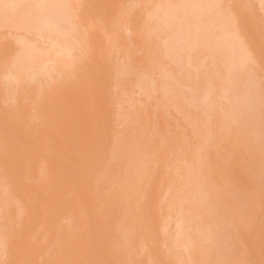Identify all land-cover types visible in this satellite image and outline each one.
<instances>
[{"label":"bare ground","instance_id":"obj_1","mask_svg":"<svg viewBox=\"0 0 264 264\" xmlns=\"http://www.w3.org/2000/svg\"><path fill=\"white\" fill-rule=\"evenodd\" d=\"M15 1L16 0H0V5L2 4L3 5V9L2 10H4L5 12H3L2 10H1V6H0V15H1V13L3 12V13H6V10H9V11H11L10 13L12 14V9L14 10V7H15V9L17 8V6L19 7V4H23L22 6L25 8H23L22 6V8H23V10L27 13L28 11H26V7H28L29 9L30 8H33V7H29V6H31L32 4H33V2H32V4L31 5H29V3L27 4L24 0L22 1H19V0H17V1H19L18 3H17V5H15V4H13V2L15 3ZM30 0H28L27 2H29ZM39 1V0H38ZM46 1V0H45ZM44 0L42 1L41 0V2H40V5H38V3H37V5H38V7L39 6H43V4H45L43 7H48V6H51L50 8L48 7V9H47V7H46V9L48 10L47 11V13L46 14H44L42 11H41V13H43V15L42 14H39L40 12H38V10H36V13L38 12V15L34 12L35 10H33L32 12H34L33 14H34V18H35V20L33 21V14H32V12L30 11V10H32V9H30L29 10V12H31V19H32V21H33V23L35 24V22H37V20L36 19H38L39 21V25H37V23H36V25H37V27L39 26V29L36 27L35 28V26L36 25H34V24H32L31 23V21H30V25L32 24V29L33 28H35L36 29V33L37 32H39L40 31V33H44V32H41V30H43V29H41L44 25H45V28L47 27V26H49L48 28H44L45 30H43V31H48L49 32V30L51 29V31H52V28H54L55 27V31H56V29H58L59 30V32L58 31H56L57 33H60V35L58 34L57 35V33L56 32H54V34L52 33V35L50 34V36H47V35H45V34H43L44 36H46L47 38H48V40L50 39V41H53L54 40V44H56V42L58 41V43H59V46L61 45V47H65L64 46V44L66 43L67 45H68V48H67V50L68 51H71L70 49H74V50H72L73 52H74V54H71V52H64V50H63V52H61L60 53V51H58L56 48H55V50L53 49V48H51L50 49V51L51 52H49V50H47L46 51V49H45V52H48V53H44V54H38V57L40 56V58H42V55L44 56L45 54H47L48 56H49V54L51 53L52 55L53 54H57V57H56V59H58L60 56V58H59V60H61V61H63V60H66L67 61V59H68V62H70L71 61V63H67V65H65V64H62L63 66L65 65V68L63 69L62 67V65H61V68H62V70H60V68H59V65H56V59H53V58H51V57H48V56H46V57H48V59L49 60H51L50 62L52 63L54 60V64L52 65V66H47V65H44L45 64V62L44 61H39L37 58V54L34 52L35 50V48H36V46H33L32 44H37V45H40L39 44V40L37 41L36 39L34 40V39H31V37L33 36V34H32V30H29V29H31L30 27H28L29 25L27 24V22L25 23V22H23L22 20H26V19H21V18H19V20H18V18H14V16L15 17H17V15L15 14V12L17 11H15L13 14H12V16H13V21H12V19L11 20H8V21H6L7 19H10L9 18V16H5V15H3V16H1V18H2V20H1V23H2V21H4L5 20V22L7 23V24H9V27L11 28V25H12V27H13V30L12 31H14V26L13 25H17L18 23H19V25H17V26H20L21 24H20V20H21V22H22V25H21V27L23 26V24H24V28H25V30H28V31H30V33L29 34H31L32 36H30L29 34V36L30 37H28V35H27V33H26V37L25 36H23L22 37V35H20V36H18V35H16V36H14V35H12V37H11V39L13 38V37H15V38H13V40L14 39H16V41H14L15 43H23L22 44V46L20 47V49H17L19 46V44L18 45H16L15 44V46H14V48L12 47L13 45H14V43H13V41L12 40H10L9 39V42H12V45H11V43L9 44V42H8V46L9 47H12L13 48V50H10L11 52L12 51H14L15 53H14V55H16L14 58L15 59H13V60H15V61H12V59L11 60H7L8 62H10L9 64L11 65V61H12V64H13V62L15 63V67H14V65H13V67H12V70H13V68H18V66L19 67H22V69H24V67H26V69L27 68H29V67H31V71L33 72L35 69H37L35 72H34V74L32 73L31 74V72H30V70L29 69H25L27 72H30V73H28L27 74V72L25 71V70H23L22 71V69L21 68H18V69H20L21 71H19L18 73L17 72H14L13 71V74L15 73V78H14V80L16 81L17 79H19V76H21L20 78H21V80L20 81H18L17 80V82L15 83L14 81V84H16V86H17V84H18V86L20 85V83L21 84H25V81L27 80V81H29V80H31L30 78H28V76L29 75H34V77H36L38 74L36 73V72H38V71H42V72H44L45 70H47V71H45L44 73L46 74V72L47 73H49V70H51V68H53L51 71H54V70H58V73L60 74V76H62V72L60 73L59 71H66V72H68L69 74H68V76H66L64 79H62L61 81H57L59 78H60V76L57 78V80H56V75H55V77H54V74L53 73H51V75H53V81L54 82H58L57 83V85H51V87H50V83H48L49 84V86H48V88L46 87L47 86V82H46V80H45V82L46 83H44V82H38L36 85L35 84H32L34 81H31V84H30V86L31 87H33L34 85V87H33V89L32 90H30L29 89V85L27 86L26 84H25V86H19V88H15V85H12L13 83H12V80H13V78L9 81V85H8V83H6L7 81H5L4 82V80H3V82L4 83H6V85H4V87H5V91H7V90H10V87L13 89L11 92H13V93H16V97L18 96V95H23L24 97H25V95L24 94H26V103L23 105V104H18L17 103V101L15 100V98L14 97H12V96H10V95H6V94H8V93H11V92H9V91H7V93L5 94V92H4V95H3V98L5 97V95H6V99L4 98V100L3 101H6L8 98H9V101H10V98H13L16 102L15 103H17V105L18 106H14V107H11L12 105H14L15 103H14V101H12L14 104H12L11 106H9V109L5 106L6 104H4V106L5 107H3L2 105V103H3V101H2V103H0V109L3 111H1L0 112V115H2V116H0V144H1V147L2 148H0V154H2V155H0V157H1V160H0V163H1V165H3V167H4V164H3V162L5 163V162H8V163H12V164H14L16 167H14V169H12V167L10 166V165H7L6 163H5V167H11V168H9L10 170H6V171H4V173L6 172V175L8 176V174H10L9 172H11V173H13V172H15L16 171V169H17V171H16V173H19L20 172V177H18V174H17V177H18V179L20 178L21 180H19V181H17L18 182V184L20 185V186H18L17 187V185H15L16 183L14 182V181H10V180H8V181H10V182H14L13 183V185H12V183H10V182H8V184L7 183H5V184H7V185H5V186H8V187H10V189L12 190V191H18L17 189H19V187L21 188V187H23L24 186V184H25V179L27 178V177H30L31 175H33V171H32V174L30 175V174H28L27 175V171H26V169H23V168H28V169H30V170H33L34 168V165L33 164H37V163H39V162H41V163H39L38 165H41L42 167L44 166V165H46L47 164V162L50 160V162H52V164H48L49 166H45L46 168H49V167H51V170H52V168L55 170V171H51L50 169H46L47 171L48 170H50V171H48V172H45V174L47 173H51L52 174V176H54V175H56L58 172H59V175L57 174L56 175V178L55 177H51L50 176V178L52 179H54L53 180V184H54V186H55V184H57V186L59 185V184H61L62 183V181H64V179L66 180V181H64V183L63 184H65L66 185V183L65 182H68L69 181V179H74V177H70V176H74V175H71L70 173H72V171H73V173L75 172V173H77V174H75L76 175V178L72 181L73 183H71V180H70V185H69V183H67V185L68 186H71L72 187V185L74 186V188H73V190H72V192L74 193V191H76L77 192V190H78V192H79V188H81V187H83V188H85L87 185H86V183L88 184V180H87V177L88 176H85V174H86V172L89 170V166L91 167V166H96V164L98 165V164H100V165H102L103 167L106 165H103L102 163H104V162H102V161H96V157H95V153L98 151V153H100V151L102 150L100 147H104V146H102L100 143L97 145V142H98V139H99V137H100V134H101V137H102V135H105V134H103L102 132H107V131H104V130H102L101 131V128L103 127V124H105L106 122L105 121H108V122H110L108 119V116H106V115H108V114H110L111 112H110V110H109V108L111 107V108H113L112 106H110V102H109V98H110V96H108V95H106L107 93L106 92H108V91H110L111 89H109L110 88V86L112 87V85H113V81H111V79H113L114 78V75L116 74V75H119V74H117V73H114V72H116L115 70H114V75H108V73H107V75H106V78L110 81V82H112V84H110V82H108L107 83V79L105 78V73H102L103 71H104V68L105 69H112V71H113V69H114V66H112V65H114L115 63H113L112 64V62H113V60H112V57H113V55H111V54H114V49H113V51H111V54L109 53V52H107V54H106V56H107V58H108V56H110V58H109V60H112V61H108V59L106 58V59H102L104 56V53H106V51L107 50H109V49H111V48H116V47H118V42L119 43H122L121 41H123V39H124V37H125V39H124V43H122L123 44V46L124 45H127V43H129V42H127V41H125L127 38V36H126V34H122V37H121V33H125L124 32V30L127 28V25H128V22H135L136 21V19H138L137 17H139V16H141V15H139V10H137V12L138 13H136L134 10H135V7H136V9H137V6H138V9H140L141 7L142 8H146V10H147V20L149 21V22H151V20L153 19L154 21L155 20H157V18H158V20H157V23H158V21H163L165 24H167L166 26H161V27H170L171 29L170 30H172V27L173 26H175V27H173V28H175V29H173L171 32H173L172 34H174V35H170L171 36V38L172 39H170V37H168V42L165 40V45H166V47H168L169 45L170 46H172L171 48H166L167 50L168 49H170L168 52H169V58L171 59V57H173L174 59L175 58H177L175 61H173V63L174 62H176L177 63V65H175V66H177V67H179V65H180V63H181V65L182 66H189V67H193L192 69H194V72H196V70H197V73H194L193 72V70L192 69H187L186 67H182L181 68V65H180V67H179V69H181V70H183V72H187L186 73V75H185V73L183 74L184 76V78H185V81H184V79L182 78V80L184 81V82H187L188 80V78L191 76L190 74H192V76L193 75H196V74H200L201 73V71L203 72H205V70L207 69H209V71H206L204 74H205V76H208V75H211V76H208L207 77V80L209 81V83L208 82H205V79H206V77H204V74L202 73V76H201V74H200V76L201 77H199L198 75V77H195V81H197V83H195V86H194V84H193V86L192 85H190V86H185V90L186 91H182V88H184L183 86L184 85H179L178 86V88L180 89V87H181V90H179L178 88H176V89H178L179 91H177V93L178 92H180V91H182L183 93H180V96L176 93V92H171V90L172 91H175V88H174V86H172V85H170L171 84V82H169L170 84L169 85H167V83H164V85L163 86H169V87H173V89H169V91H170V93H176L179 97H178V99L180 98V97H185L186 96V99L188 98V96H189V98H188V101H187V103H186V100H183L184 102H185V104H184V102H183V105H185V107H187V111H188V106L189 105H191V107H192V104H193V106L195 107V108H199V107H204V106H206V108H207V105H208V102L207 103H205L206 101H209V99L211 98L212 99V97H214V98H216V99H214L215 101H213V102H211V103H213V104H209V105H211V107H213L214 106V104H221V103H224V101L227 103L228 101H229V99L228 98H230V96H231V94H228V93H226V94H228V96L225 94V92H228V91H230V92H232V91H234V93L236 92L237 93V95H233V96H231V105H233V113H234V116L232 115L233 113H232V111L230 112L231 114H227V116H229V117H231V115L233 116L232 118H230V119H232V120H236V119H233V118H238V119H240V121H244L245 123L244 124H246L245 125V129H246V127L248 128V130L250 131V132H252L253 134H254V137L253 138H255V140H257V142H256V144H257V146H255L254 145V140H253V138L251 139V140H253V142L252 141H250V142H252L253 144H252V146L250 145V148H252L253 147V145H254V147L252 148V151H253V149L255 148L256 150L254 151V152H252L250 149L248 150V148H249V146H248V148H247V144H244L245 142H243V140H245L246 141V143H247V139L248 138H251L250 137V135H249V137L248 138H244V136H243V134H241L240 136V138H242V141H240V140H237V145H240V146H242V144L247 148V152L249 151V153H250V151H251V155L254 153V162L251 160V163H253V165L257 162V160L256 159H258L259 160V164H255L254 166L256 167L255 168V171L253 172L254 174H255V176H258V178L259 177H263L264 178V113H262V110L261 109H259V107H260V105H262V107H264V105H263V94H261V92H262V90H261V88L260 89H258L259 87H261L260 86V83H257L258 81V78L257 77H261V75H260V71H259V74H258V76L256 77L254 74L256 73V71H255V73H253L254 71H253V69L254 70H256V68L258 69V67L257 66H259V63L257 62V60L258 61H260L259 60V58H261V56H259L260 54L259 53H262L263 51V48H261V51L262 52H258V55H257V50L254 48V45H251V47H250V43L251 44H253L252 42H254L255 41V39H252V40H254V41H251V39H247L245 36H241V37H243V39L242 38H240V35L242 34L241 32H242V30H239L240 32L238 33L237 32V25H239L238 23L240 22H238L237 23V18H235L234 16H232V18L231 19H228L226 16H224L223 15V10H222V12L221 11H219L220 10V8H221V6H223V4H224V2H223V4L221 5V1L220 0H52V1H50V0H47V2L46 3H43V2H45ZM23 2V3H22ZM31 2V1H30ZM48 2H54L53 4H51V5H47V3ZM8 3H11V6H12V4H13V6L12 7H8V8H6L7 7V4ZM27 4V5H25L24 6V4ZM49 3V4H50ZM140 4H141V7H140ZM4 5H5V8H4ZM29 5V6H28ZM35 4H33V6H34ZM130 5H134V6H131V7H133V9L131 8V9H128V11L126 10V8L127 7H129ZM127 6V7H126ZM144 6V7H143ZM226 5L224 4V8H226L225 7ZM20 7V12L21 11H23L22 10V8ZM38 7L36 8V5H35V7L33 8V9H38ZM140 7V8H139ZM262 7V6H261ZM11 8V9H10ZM263 8H264V5H263ZM18 9V8H17ZM227 9H229V8H227ZM19 10V9H18ZM28 10V9H27ZM50 10V11H49ZM132 10V11H134L135 12V15H137L136 17H135V15L133 16V12L131 13L130 11ZM225 10V9H224ZM39 11H40V9H39ZM19 12V13H20ZM231 12H232V10H231ZM22 13V12H21ZM20 13V14H21ZM111 13V15H109ZM238 12L236 11L235 13H231V14H237ZM248 13V12H247ZM17 14H18V12H17ZM29 14V13H28ZM131 14H132V16H131ZM141 14V13H140ZM251 14V13H250ZM25 15V14H24ZM23 14H21V16H23V18L25 17ZM117 15H118V17H117ZM139 15V16H138ZM230 15V14H229ZM237 15H239V16H241L239 13L237 14ZM249 15V14H248ZM19 17H21L20 15H18ZM48 16H51V17H54L55 16V18L54 19H50V18H48ZM4 17H6V18H4ZM27 17V21H28V18H30L28 15L26 16ZM115 17H117L116 18V20L114 19L113 20V18H115ZM0 18V19H1ZM239 18V17H238ZM16 19L18 20V21H16ZM45 19H47V20H45ZM48 19H50L51 20V22L48 20ZM15 20V21H14ZM239 20V19H238ZM40 21H42V22H44V23H42V24H44L42 27H41V24H40ZM4 22V23H5ZM11 22V23H10ZM13 22V23H12ZM18 22V23H17ZM48 22V23H47ZM17 23V24H16ZM50 23L52 24V25H54V27L52 26V25H50ZM73 23H75V24H78V25H73ZM115 23V24H114ZM117 23H119V24H117ZM124 23H126L127 25H125L124 26ZM136 23H137V26H138V30H139V32H142V29L144 30V32H148V27H149V23H147V21H142L141 20V18H139V20H137L136 21ZM236 23H237V25H236ZM117 24V25H116ZM250 24H252V23H250ZM0 25H2V24H0ZM6 24H4V26H5ZM25 25H26V27H28L29 29H27L26 27H25ZM146 25H147V27H146ZM161 25H162V22H161ZM253 25H255L254 23L252 24V25H250V26H252L253 27V29L254 30H256L255 28L256 27H254ZM17 26H16V28H17ZM34 26V27H33ZM116 26H117V28H116ZM119 26V27H118ZM151 26V25H150ZM172 26V27H171ZM256 26V25H255ZM5 27H7V26H5ZM52 27V28H51ZM121 27V28H120ZM126 27V28H125ZM239 27V26H238ZM258 27V26H257ZM3 29L0 31V32H5V35L3 34L2 35V33H0L1 35H0V37L2 38V39H0V44H4L5 42H7L8 41V39L6 38V36L8 37V35H6V30H9L10 32V36H11V30H10V28H8L7 27V29L5 30V28L4 27H2ZM18 28H20V27H18ZM17 28V30H19ZM24 28H22V29H24ZM116 28V30H114ZM118 28H120V29H118ZM122 28H124L123 30H121ZM240 28V27H239ZM259 28V27H258ZM257 28V29H258ZM21 29V30H22ZM34 29V30H35ZM48 29V30H47ZM241 29V28H240ZM252 28L250 27V29L249 30H251ZM4 30V31H3ZM24 30V31H25ZM34 30H33V32H34ZM121 30L122 32H119V31ZM126 30H128L129 31V33H130V29L128 28V29H126ZM61 31V32H60ZM117 31V32H116ZM128 31H126L127 33H128ZM8 32V31H7ZM15 32V31H14ZM19 32V31H18ZM17 32V33H18ZM63 32H65V33H68V34H64ZM16 32H15V34H17ZM20 34H21V31L19 32ZM239 34V36H238V34ZM241 33V34H240ZM13 34V33H12ZM25 34V33H24ZM23 34V35H24ZM62 34H64V36L62 35ZM70 34V36H69V39H68V37H66V35H69ZM36 35V34H35ZM34 35V36H35ZM42 35V36H43ZM48 35H49V33H48ZM123 35H124V37H123ZM138 35H140V34H138ZM137 35V37L136 38H139L140 39V37ZM242 35H244V34H242ZM9 36V37H10ZM33 36V37H34ZM54 38H52V37ZM54 36H56V37H54ZM59 36V37H58ZM66 37V38H62V37ZM120 36V37H119ZM174 36V37H173ZM28 37V38H27ZM38 37H40V35L38 36ZM119 37V38H118ZM244 37H245V39H244ZM59 38H61V40L62 39H64L63 41L64 42H62ZM70 38H72L73 40H72V42L71 41H69L70 40ZM120 38H122V39H120ZM173 38H174V40H173ZM253 38H255V37H253ZM6 40L4 43H2V41L1 40ZM28 39H31V40H28ZM53 39V40H52ZM120 39V40H119ZM144 40L145 42H148V40H147V38L145 37V36H142L141 37V40ZM257 39V38H256ZM27 41V44H28V41L31 43H29V45H27V44H24L25 42L24 41ZM117 40H119V41H117ZM171 40H173V41H171ZM250 40V41H249ZM33 41H34V43H33ZM36 41H37V43H36ZM56 41V42H55ZM60 41L62 42V43H60ZM67 41H68V43H67ZM103 41L105 42V43H103ZM116 41H117V44H116ZM69 42H71L70 44H72V46H70V44H69ZM125 42H127V43H125ZM256 42H257V40H256ZM169 43V44H168ZM170 43H172V45L170 44ZM104 44L106 45V47L104 46ZM7 45V44H6ZM58 45V44H57ZM117 45V46H116ZM202 45H204V46H207L208 45V49H209V46L210 47H212V50L209 52L208 51V49L207 50H204L203 48V46ZM1 46V45H0ZM45 46V45H44ZM47 47H48V45H46ZM46 46L44 47V48H46ZM50 46V45H49ZM116 46V47H115ZM150 46V45H149ZM169 46V47H170ZM198 46V47H197ZM201 46H202V49L204 50V53H203V50L201 49ZM2 47V46H1ZM17 47V48H16ZM39 47V46H38ZM52 47V46H51ZM69 47H71V48H69ZM119 47H120V45H119ZM248 47H250V48H248ZM16 48V49H15ZM43 48V46L41 47L40 46V49L42 50V49H44ZM109 48V49H108ZM196 48V49H195ZM2 49H4V50H8V54H9V49H5V47H3ZM17 50V52L15 51V50ZM65 49V48H64ZM194 49V52H192V53H194V54H196V55H198L197 53L199 52H201V60H200V57H199V59H197L198 57L197 56H194V57H196V58H194V62L196 63V64H198V65H200L201 63L202 64H204L202 61L203 60H205L206 61V64H210L211 65V63H213L214 64V62H208L207 63V60L208 61H210L211 60V58L213 57V59H216V65H213V66H216L215 68H217L216 70H214V68H209V66L208 65H206V64H204V65H202V66H204L205 67V65H206V67L204 68V70H203V68H202V70L200 69L201 68V65L200 66H198L197 68L196 67H194V66H197V65H194L193 63L194 62H192V60L191 59H189L188 58V56H189V54H190V52L192 51ZM255 51H254V50ZM55 52H54V51ZM57 50V51H56ZM151 50V48L148 50V52ZM153 50H156V49H152V51L147 55V57L146 58H144V60H143V64H144V66H149L150 65V67H152L153 69L155 68V67H157V64H158V62L159 61H161V60H159L158 58V60L159 61H157L156 63H155V61H154V59L155 58H153V56H159V55H153L152 53H153ZM167 50H165L164 52H166ZM195 50H199L198 52L197 51H195ZM210 50V49H209ZM250 50V51H249ZM251 50H253V51H251ZM65 51H66V49H65ZM103 51H105V52H103ZM0 52H2V50L0 51ZM4 52V51H3ZM10 52V53H11ZM56 52H59V53H56ZM72 52V53H73ZM100 52H102V53H100ZM113 52V53H112ZM197 52V53H196ZM207 52V53H206ZM65 53V54H64ZM155 53H157V50H156V52ZM202 53H203V56H202ZM207 54V56L205 57V58H202V57H204L206 54ZM251 53H255L254 55L256 56V58H257V60L254 58V57H252L253 56V54H251ZM3 53H0V58L3 60V58H10V57H8V55H4V54H7L6 52H4V57H2L3 55H2ZM12 54V53H11ZM58 54H59V56H58ZM61 54H64L63 56L61 55ZM66 54L68 55V56H66ZM72 56H71V55ZM96 54H97V56H98V54H100L101 56H103V57H101V60H104L102 63H101V61H99L100 59V56L97 58L96 57ZM205 54V55H204ZM209 54V55H208ZM75 56V58H79V60H76L75 58H73L74 56ZM166 55H168V54H166ZM191 55V54H190ZM193 55V54H192ZM263 55V54H262ZM6 56V57H5ZM51 56V55H50ZM54 56V55H53ZM67 57V58H65V57ZM70 56H71V58H73V59H71L70 58ZM186 56V57H185ZM199 56V55H198ZM19 57V58H18ZM65 59H64V58ZM87 57H89V59L87 58ZM193 57V56H192ZM259 57V58H258ZM6 58V59H7ZM51 58V59H50ZM91 58V59H90ZM105 58V57H104ZM162 59H163V57H161ZM172 58V59H173ZM251 58H253V59H251ZM6 59H4L5 61H6ZM45 59V58H44ZM53 59V60H52ZM75 59V60H74ZM113 59H115V57H113ZM156 59V60H157ZM169 59V60H170ZM173 59V60H174ZM186 59V60H185ZM195 59H197L198 61H196ZM249 59H251V60H249ZM2 60H0V66L1 65H3V66H1V67H3V68H5V66H4V62L2 61ZM70 60V61H69ZM72 60H73V63H72ZM88 60V61H87ZM98 60V61H97ZM178 60V61H177ZM199 60H200V62H199ZM217 60H219L220 61V64H219V62L217 61ZM252 60H256V62H257V66H255L256 65V63H254V65H252L253 63L252 62H255V61H252ZM1 61H2V64H1ZM48 61V60H47ZM74 61L76 62V63H74ZM163 61V63L161 62V64L160 65H158L159 66V68H155V69H159L160 71H161V69L163 68V66H162V64H164V59L162 60ZM180 61V62H179ZM192 63H191V62ZM251 62V63H249V62ZM8 62H7V64H8ZM58 62V61H57ZM60 62V61H59ZM105 62H109V63H107L108 65L110 64V66H108ZM168 62V61H167ZM179 62V63H178ZM197 62H199V63H197ZM217 62H218V64H217ZM91 63V64H90ZM99 63H101L102 65H103V68H102V66H101V64H99ZM121 63H122V61H121ZM5 64H6V62H5ZM6 64V65H7ZM9 64L7 65L8 66V68L6 67V69H4L3 71L4 72H6L5 70H7V72H6V74L8 73V70H10L11 69V66L9 67ZM72 64V65H71ZM90 64V65H89ZM95 64H99L100 66H97L96 67V65ZM104 64H106L107 66L105 67L104 66ZM118 64V63H117ZM115 64V67L117 68V66L120 64ZM146 64V65H145ZM249 64H251V67H253V66H255V67H253L252 68V73H250V72H248L247 71V69L249 68L248 66H249ZM263 64V63H262ZM45 67H44V66ZM69 65L71 66V67H69ZM117 65V66H116ZM125 65H127V64H125ZM125 65H121L120 64V66L122 67V69L120 68V67H118L119 69L117 70V71H124V68L126 67V69H128V67L127 66H125ZM167 66L168 65H170L169 63H167L166 64ZM218 65H220L219 66V70H218ZM36 66H43L44 68H42V69H40V70H38V67L36 68ZM57 68H56V67ZM82 66H83V70L81 69L82 68ZM91 66V67H90ZM92 66H94V68L92 67ZM129 67L131 66V64H129L128 65ZM160 66H161V68H160ZM173 66V65H172ZM34 67V70L32 69ZM46 67H48V69L46 68ZM51 67V68H50ZM70 69H69V68ZM100 67V68H99ZM113 67V68H112ZM177 67H172V68H177ZM250 67V68H251ZM2 68V69H3ZM50 68V69H49ZM55 68V69H54ZM72 68V69H71ZM90 68H92V69H90ZM146 68H148V67H146ZM146 68H144V70L146 71L147 69ZM169 68V67H168ZM184 68V69H183ZM80 70V73H76V70ZM89 69V70H88ZM94 69V70H93ZM101 69V70H100ZM151 69V68H150ZM150 69H149V71H150ZM155 69L153 70V74L155 75V73H156V75L158 76V72L157 71H159V70H157L156 72H155ZM173 69V70H174ZM179 69H177L178 70V72H180V74L177 72V70H176V73L178 74H176L175 73V71H174V73L172 74V75H170L171 77H173L172 79L171 78H169L171 81H173V79H174V82H176L177 83V81L179 80V82H180V80H181V78H180V76L182 75L181 73H182V71L180 70L179 71ZM186 69V70H185ZM211 69H213V71H216L215 73V76L220 80V83H218L219 82V80L216 78V77H214V76H212V73L214 74V72H211L210 70ZM12 70H10L9 72H12ZM93 70V71H92ZM143 70V71H144ZM152 70V69H151ZM185 70V71H184ZM192 71L191 73H189L190 71ZM200 71V73H198L199 71ZM2 71V72H3ZM50 71V72H51ZM64 71H63V74H65L64 73ZM87 71H88V73H87ZM102 71V72H101ZM120 71L118 72V73H120ZM141 72L140 74H141V76H139V78L140 79H142V81H144V77H146V78H148L147 77V75H146V73L145 72ZM149 71H147V72H149ZM159 71V74H163V76L165 75L162 71H164V68L162 69V71L160 72ZM218 71H220L221 72V76H222V80H223V82H225V86H224V90H226L227 89V91H225V92H223V91H220V88L223 86H221V79H220V76L218 77V75H217V73H218ZM22 72V73H21ZM170 72V73H171ZM211 72V73H210ZM27 74V75H25V74ZM43 73V74H44ZM136 73V72H135ZM145 73V74H144ZM150 73V72H149ZM148 73V74H149ZM210 73V74H209ZM258 73V72H257ZM256 73V74H257ZM2 74V73H1ZM6 74H4V75H6ZM19 74V75H18ZM21 74V75H20ZM23 74H24V76H23ZM35 74H36V76H35ZM43 74H41V76L43 75ZM44 74V75H45ZM100 74V75H99ZM103 74V75H102ZM140 74H136V78H138L137 77V75H140ZM152 74V71H151V73H150V75H153ZM176 74V75H175ZM40 75V74H39ZM43 75V80L46 78V76H48L49 77V75L47 74V75H45L44 76ZM74 75H76V77L74 76ZM153 75V76H154ZM173 75H175V76H179L178 78H176L175 76H173ZM7 76V75H6ZM12 76H14V75H12ZM18 76V77H17ZM25 76H27L26 78H25ZM70 76V77H69ZM72 76L74 77V79H76L77 77H79L80 79H76L77 81L79 80L80 82H75L73 79H72ZM99 76H101L100 78H99ZM102 76H104L103 77V79H102ZM109 76V77H108ZM113 76V77H112ZM120 76H122V73H120ZM144 76V77H143ZM169 76V77H170ZM187 76H189V77H187ZM33 77V76H32ZM33 77V78H34ZM45 77V78H44ZM47 77V78H48ZM110 77H112V78H110ZM118 77V76H117ZM117 77H116V80H117ZM151 78H152V76H150ZM156 77V76H155ZM161 77L162 76H160V79H161ZM167 77V76H166ZM202 77H204V79L202 78ZM5 79L7 78V77H4ZM9 78H11L10 76L8 77V79ZM50 78V77H49ZM67 78H71L72 80H66ZM149 78L148 79V81L147 80H145L146 82H148L147 84L149 85H152L153 83L152 82H154V86H155V84H156V81H155V79L154 78ZM165 78V77H164ZM191 78H193V77H191ZM200 78V79H199ZM201 78H202V80H204L203 82H205V83H208L207 85L205 84V83H203L202 82V80H201ZM209 78L211 79V80H209ZM216 78V79H215ZM22 79H24V80H22ZM26 79V80H25ZM37 79V78H36ZM96 79H100V81H96ZM104 79L106 80V82H103L104 81ZM139 79V80H140ZM151 79V80H150ZM168 79V80H169ZM177 79V80H176ZM217 80V81H214V80ZM35 80V79H34ZM50 80H52L51 78H50ZM56 80V81H55ZM60 80V79H59ZM113 80H115V79H113ZM152 81V82H150V81ZM166 80V79H165ZM191 80H193V79H191ZM198 80H200V82L198 81ZM0 81H2V79L0 80ZM62 81H64V83H65V85H64V83H62ZM95 81V82H94ZM144 81V82H145ZM211 81V82H210ZM261 81V80H260ZM3 82H1L2 84H4ZM23 82V83H22ZM48 82H49V80H48ZM52 82V81H51ZM59 82H61V84L59 83ZM68 82V83H67ZM103 82V83H102ZM139 84H140V86L142 85V83H141V81H137ZM161 83H162V81H160ZM192 82V81H191ZM194 82V81H193ZM201 82H202V84H201ZM213 82H215V83H217L218 85L220 84V86L221 87H219L218 85H215V83H213ZM67 83V84H66ZM97 83H99L98 85H99V87L102 89V88H104V89H102L103 90V93L106 95V97H107V99L104 97V98H101V97H103L104 95H103V93H102V91H101V89L99 88H97ZM102 83V84H101ZM107 83V84H106ZM181 83H183L182 81H181ZM181 83H177V84H181ZM201 85H200V84ZM214 84V85H212L213 87H210V85L211 84ZM263 83H264V81H263ZM263 83H261V84H263ZM28 84V83H27ZM38 84H40V86H37ZM43 84V85H42ZM45 84V85H44ZM53 84V83H52ZM54 84H56V83H54ZM58 84H60V85H58ZM63 84V85H62ZM104 84H106V85H104ZM110 84V85H109ZM139 84H138V86H139ZM147 84H144L143 83V86L142 87H144V86H148ZM183 84H190V81L189 82H187V83H183ZM196 84H199V86L198 85H196ZM203 84H205L204 85V87L202 86ZM224 84V83H223ZM1 85V84H0ZM96 85V86H95ZM108 85V86H107ZM153 85H152V87L151 86H148L147 88L145 87V88H143L144 90H146V89H148V91H149V89H150V91H149V94L151 93V90H153L154 88H153ZM6 86H7V88H6ZM14 86V87H13ZM17 86V87H18ZM27 86V87H26ZM219 88H218V87ZM259 86V87H258ZM1 87H2V85H1ZM9 87V88H8ZM38 87V88H37ZM46 87V88H45ZM50 87V88H49ZM108 87V88H107ZM141 87V88H142ZM159 87V86H158ZM161 87H162V85H161ZM188 87H190V89L188 88ZM205 88V90H207L206 92H204L205 90L203 89V88ZM208 87H210V88H213L214 90H218L219 92H222V94L224 93L225 94V96H227L226 97V99H228V100H225V96L223 97V95L221 94V93H217L218 94V96H216L217 94H215L214 96H209V94L210 95H212L211 94V90L212 89H210V88H208ZM216 87V88H215ZM257 89H256V88ZM37 88V89H36ZM107 88V89H106ZM218 88V89H217ZM15 89V90H14ZM19 89V91H17V90ZM109 89V90H108ZM156 89V88H155ZM163 89H167V91H166V93L164 94V95H169V93H167L168 92V87H165V88H163ZM204 91H203V90ZM208 89H210L209 91H208ZM223 89V88H222ZM263 89V88H262ZM98 90L99 91H101V93H99L98 92ZM259 90V91H258ZM260 90H261V92H260ZM2 91V90H1ZM105 91V92H104ZM154 91V90H153ZM164 91V90H163ZM192 91V92H191ZM216 91H215V93H216ZM100 94V95H98V93ZM146 92H147V90H146ZM185 92H187V94H188V96L185 94ZM191 92V93H190ZM214 91H212V93H213ZM229 92V93H230ZM263 92H264V90H263ZM110 93V92H109ZM148 93V92H147ZM156 92H154V94H155ZM189 93L190 94H192L193 96H191V98L193 99L192 101H191V99H190V95H189ZM233 93V92H232ZM1 95L0 96H2V92L0 93ZM181 94H183V96L181 95ZM184 94H185V96H184ZM197 94H198V96H197ZM199 94H201L200 95V98L198 99L199 101H200V103L202 102L203 103V105H202V103L200 104L199 102H198V104H197V101L198 100H196V102H195V98L197 99L198 97H199ZM214 94V93H213ZM222 95V97L224 98V101L222 102L221 100H223V98H221L220 99V97H219V95ZM12 95H15V94H12ZM103 95V96H102ZM111 95V94H110ZM173 95V94H172ZM177 95L176 96H174V97H172L173 99L174 98H177ZM230 95V96H229ZM20 96H19V99H20ZM24 97H23V99H24ZM210 97V98H209ZM218 97V98H217ZM0 98H2V97H0ZM18 98V97H17ZM16 98V99H17ZM161 98V97H160ZM159 98V99H160ZM13 99H11V100H13ZM105 100V101H108V103H106L107 105H108V110H109V112L110 113H108L107 114V112H106V107H107V105L105 104V105H103V100ZM162 99L164 100V98H163V96H162ZM184 99V98H183ZM212 99V100H213ZM219 99H220V102H217V101H219ZM163 100H161V103H163V102H166L165 100L163 101ZM168 100V99H167ZM191 102H193L192 104L191 103H189L190 101ZM212 100H210V101H212ZM9 101H7V102H9ZM141 101H143V100H141ZM160 101V100H159ZM159 101H158V103H157V105H159ZM163 101V102H162ZM179 100H177V102L175 103L176 105H180V103H181V101H179ZM1 102V101H0ZM194 102H195V105L196 106H198V107H196L195 105H194ZM216 102V103H215ZM22 103V102H21ZM24 103V102H23ZM140 103V102H139ZM178 103V104H177ZM189 103V105H187ZM233 103V104H232ZM141 105L139 106V105H137V106H135L136 107V109H137V107L138 108H141V112L140 113H144V111L142 110L143 109V106H142V103H140ZM143 104H144V101H143ZM166 104H167V102H166ZM206 104V105H205ZM225 104V103H224ZM228 104V103H227ZM227 104H225L224 105V107L227 105ZM153 105H155L154 107L155 108H157V105H156V103L155 104H153ZM213 105V106H212ZM231 105H227L229 108H231L232 106ZM132 106V105H131ZM173 107L175 106L174 104L172 105ZM181 106H182V103H181ZM221 106V105H220ZM225 107V109H228V107ZM130 107V106H129ZM129 107H128V109H129ZM133 107V106H132ZM132 107H130V108H132ZM134 107V108H135ZM210 106H208V108H209V110H207L205 107V111H206V113L208 112V111H212V112H210L209 114H211V113H213V115L211 116L212 117V119H213V116L215 115L214 113L216 112V115L217 116H215L217 119H219L221 116L220 115H225V112H224V114H220V113H223V111L221 112V110L220 109H218V110H216L215 112L213 111V110H215L216 108H214L213 107V110L212 109H210L211 108ZM216 107V106H215ZM218 108H220L219 106H217ZM223 107V106H222ZM4 108V109H3ZM110 108V109H111ZM120 108H121V105H120ZM149 108V107H148ZM179 109V113H178V110L177 109ZM182 109V107H175V109L177 110V113L180 115V110ZM194 108V109H195ZM261 108V107H260ZM125 109V108H124ZM127 109V108H126ZM135 109V110H136ZM174 109V108H173ZM194 109L192 110V111H194ZM201 109V108H200ZM221 109H224V108H221ZM224 109V110H225ZM112 110V109H111ZM132 110V109H131ZM135 110H133L134 111V113H135ZM139 109H137V111H138ZM147 110V109H146ZM184 110V109H183ZM185 110V111H186ZM199 110V109H198ZM197 110V113L199 114V111ZM201 110H203V109H201ZM229 110V109H228ZM260 110H261V112H260ZM122 111H123V109H122ZM122 111L121 112H119V113H121L120 115H123L122 114ZM125 111V110H124ZM143 111V112H142ZM149 111V112H148ZM148 111H145V113L147 112V114L148 113H151L150 112V109L148 110ZM152 111V110H151ZM168 111H170V110H168ZM172 111V110H171ZM190 111V110H189ZM226 111V110H225ZM201 112V111H200ZM217 112H220V113H218V114H220V115H218L217 114ZM227 112V111H226ZM264 112V111H263ZM118 113V114H119ZM144 113V114H145ZM196 113V112H195ZM195 113L194 114H192L190 117H193V115H195ZM196 113V114H197ZM228 113H229V111H228ZM20 114H22V115H20ZM137 114H139V113H137ZM143 114V115H144ZM184 114L185 115H183L182 113H181V115L182 116H184V118L183 117H181L183 120H180V121H183V122H185L186 120L188 121V117H189V115L190 114H187V112H184ZM186 114L188 115V116H186ZM208 114V115H209ZM126 115H128L129 116V113L128 114H126ZM126 115L124 116L123 115V117H126ZM152 115H154V114H150V115H147V116H150V118H146L147 120H149L150 122H151V120L153 121V119H152ZM206 115L207 114H205L204 115V117H206ZM7 117V120H5L6 119V117ZM117 116V115H116ZM126 117L127 118V120H128V118L129 117ZM141 116V115H140ZM146 116V114H145V116H143V118L144 117H147ZM185 116H186V118L187 119H185ZM195 116H197V115H195ZM194 116V117H195ZM199 116H200V114H199ZM3 117H4V119H3ZM106 117V118H105ZM139 117V116H138ZM177 117V119H179V117L178 116H175V118ZM219 117V118H218ZM225 117V116H224ZM155 118V117H154ZM201 118H203V117H201ZM106 119V120H105ZM116 119H120V117L118 116V118H116ZM125 119V118H124ZM145 118H144V120H146ZM184 119H185V121H184ZM195 119V118H194ZM206 119H208L207 117H206ZM211 119V118H210ZM215 119V118H214ZM222 119V118H221ZM227 118H225V120H226ZM229 119V118H228ZM227 119V120H228ZM5 120V121H4ZM123 120V119H122ZM146 120V121H147ZM190 120V119H189ZM191 120H192V122L194 123L195 122V120H193V118H191ZM226 120V121H227ZM9 121H11V122H9ZM154 121H157L156 119L154 120ZM187 121H186V123H187ZM204 121H207V120H204ZM214 121V120H213ZM9 122V123H8ZM12 122L14 123V124H12ZM145 122V121H144ZM149 122V123H150ZM208 122H211L210 120L208 121ZM215 122V121H214ZM218 121H216V124H218V125H214V128L216 127V129L215 130H217L218 129V132L217 131H215V130H213V131H215V132H217L218 134L220 133L221 134V132H219L220 130H222V128L221 127H223V129H224V131H228V128H226L225 129V127H224V125L225 124H221L220 122H218ZM229 122V121H228ZM10 123H11V125H10ZM147 124V125H150V124ZM156 123V122H155ZM186 123H184V124H186ZM205 123V122H204ZM211 123H213V122H211ZM211 123H206V125L204 126V125H202L203 127H205V128H207L206 126H208L207 124H211ZM220 123V124H219ZM239 124L238 125H240L241 123L240 122H238ZM115 124H118L119 126H120V124L119 123H117V121L115 122ZM126 124V123H125ZM157 124V123H156ZM156 124L154 125L153 123H152V125H154V128L152 127V129H151V126L152 125H150V127L148 128V127H146V129L148 128V129H151V130H153L154 129V131H155V129H156ZM194 124H196V126L199 124V126H201L200 124H202L200 121H199V123H194ZM194 124H193V126H194ZM244 124L242 123L241 125L242 126H240V127H242V128H244L243 126H244ZM21 125H22V128H21ZM123 125H124V123H123ZM145 125V124H144ZM144 125H142V126H144ZM192 125V124H191ZM213 125V124H212ZM212 125H209V127H211ZM128 125H125V129H127L128 130V128L130 127H128V128H126ZM131 126H133V125H131ZM186 126H187V128L188 127H190V122L188 123V125L186 124ZM217 126H218V128H217ZM221 126V127H220ZM232 126H233V128H235L236 127V124H235V126L234 125H231V128L229 129V130H232ZM192 127V126H191ZM190 127V128H191ZM203 127H201V128H203ZM239 127V128H240ZM104 128V127H103ZM107 128V127H106ZM145 127H143V129H144ZM186 128V129H187ZM193 128H196L195 126L193 127ZM221 128V129H220ZM239 128H235V130L236 131H238L239 130ZM241 128V129H242ZM22 129V130H21ZM120 131H121V127L120 128H118ZM130 129H132V128H129V130ZM238 129V130H237ZM19 130H21L20 132H19ZM117 130V129H116ZM119 130H117V132L119 131ZM126 130V131H127ZM151 130L150 131H148L149 133H151V134H153V133H155L154 131H152L151 132ZM188 130H191L190 132H194L193 130L194 129H188ZM188 130H187V133L189 134L190 132H188ZM197 130H199L200 131V128L199 127H197ZM196 130V133L198 132V135L197 134H195V136L194 137H196V136H199V131H197ZM208 130H210V128H208ZM212 131V132H213ZM223 131V130H222ZM101 132V133H100ZM125 132V131H124ZM132 132V131H131ZM144 132H146L147 134H148V136H144V138H142V142H143V144H144V140L145 139H148V137H150V139H149V142H151L152 141V139H151V137H153V136H151V134H149L147 131H143V133ZM201 132V131H200ZM206 131H203V129H202V132L201 133H203V135L204 136H202L203 137V141H206V143L213 137V139H212V142H216L217 140H220V139H217V140H214L215 138H214V136H211V137H209L210 135H211V133H209V132H207V135H206V133H205ZM211 132V131H210ZM239 132V131H238ZM119 133V132H118ZM133 133V132H132ZM143 133H141L142 135H143ZM185 133H186V131H185ZM184 133V134H185ZM195 133V132H194ZM193 133V134H194ZM223 133V132H222ZM231 133H233V130L231 131ZM32 134V135H31ZM108 133H106V135H107ZM117 134V133H116ZM125 134V133H124ZM127 134L129 135V133L127 132ZM191 134V137L193 136L192 135V133H190ZM213 134V133H212ZM218 134H217V136H218ZM220 134H219V136H220ZM228 134V133H227ZM226 134V135H227ZM10 135H13V136H16L17 137V139H16V142L14 141L13 142V139H10ZM121 136H123V134L121 133L120 134ZM119 135V136H120ZM133 135V134H132ZM150 135V136H149ZM209 135V136H208ZM222 135H224V134H221V136ZM233 135H234V137H232V138H236L237 139V136L233 133ZM245 135V134H244ZM7 136V137H6ZM12 136V137H13ZM107 136H109V135H107ZM130 136V135H129ZM129 136H127L126 137V135H124L123 137L124 138H128ZM135 136H136V134H135ZM185 136V135H184ZM186 136H187V134H186ZM190 136V135H189ZM228 137H229V134L227 135ZM236 136V137H235ZM246 136V135H245ZM248 136V135H247ZM246 136V137H247ZM9 137V139H7ZM104 138L106 137V136H103ZM102 137V138H103ZM122 137V139H124ZM191 137L190 138H188V140L189 139H191ZM194 137L191 139V141L194 139ZM201 137V138H202ZM204 137H205V140H204ZM207 137H209V138H207ZM226 137V136H225ZM18 138H20L19 140H18ZM115 138V137H114ZM140 138V139H141ZM179 140H180V138L179 137H177ZM217 138H220V137H217ZM110 138H108L107 140H109ZM116 139H118L119 140V138H117L116 137ZM128 139H130V138H128ZM132 139H134L133 138V136H132ZM144 139V140H143ZM176 139V138H175ZM183 139H184V137H183ZM187 139V138H186ZM185 139V140H186ZM209 139V140H208ZM227 139V138H226ZM239 139V138H238ZM21 143V142H23V141H25L24 143H21V144H19V142ZM23 140V141H22ZM101 140V139H100ZM111 140V139H110ZM118 140L116 141V142H118ZM184 140V141H185ZM188 140H186V141H188ZM214 140V141H213ZM231 140V139H230ZM250 140V139H249ZM120 141V140H119ZM176 141H177V139H176ZM183 140L182 141H180V142H182V144L181 145H184V142ZM190 141V142H191ZM196 140H193V143L195 142ZM197 141H198V139H197ZM202 141V142H203ZM221 141V140H220ZM220 141H217L218 143H219V147H220V145H221V142ZM223 141H225V138H224V140ZM229 141V140H228ZM239 141H240V143H239ZM108 141H106V143H107ZM114 142V141H113ZM139 142H141V141H139ZM141 142V143H142ZM146 142H147V140H146ZM177 142H179V141H177ZM184 142V143H183ZM190 142H188L189 143V147L190 148H192L191 146H194V144H190ZM200 142V141H199ZM212 142H209V143H212ZM243 142V143H242ZM250 142H249V144H250ZM17 143V144H16ZM125 143V142H124ZM152 143V142H151ZM151 143H150V145H151ZM233 143V142H232ZM236 143V142H235ZM153 144V143H152ZM213 144V143H212ZM216 144V143H215ZM215 144H213V146L215 145ZM222 144H224V142H222ZM231 144V143H230ZM105 145V144H104ZM109 145V144H108ZM107 145V146H108ZM112 145V144H111ZM114 145H119V144H115V142H114ZM121 146H122V144H120ZM117 146L118 148H120L121 146ZM125 145V144H124ZM123 145V146H124ZM147 145H149V144H147ZM185 145H187V147H188V144H186L185 143ZM184 145V146H185ZM191 145V146H190ZM195 145L197 146L198 145V143L196 142L195 143ZM211 145V144H210ZM236 145V144H235ZM234 145V143H233V145L232 146H235ZM236 145V146H237ZM106 146V145H105ZM107 146H106V148H107ZM144 146V145H143ZM146 146V145H145ZM199 146V145H198ZM198 146H197V148H198ZM229 146H231V145H229ZM232 146L230 147V148H232ZM244 146H242V148L244 147ZM99 147V148H98ZM111 147V146H110ZM117 147H115V146H113V148H111V150H114V148L116 149L115 150V152H117ZM131 146H129V145H127V148L124 146V148H126V149H128V148H130ZM150 147V146H149ZM178 147V146H177ZM189 147H188V150H189ZM216 147H217V144H216ZM218 147V148H219ZM239 147V146H238ZM237 147V149H240V148H238ZM105 148V147H104ZM103 148V149H104ZM108 148H109V146H108ZM134 148V147H133ZM145 148V147H144ZM194 148V151L192 152L191 151V149H190V151H191V154L190 155H192L193 153H194V157L196 158V159H201L200 157L202 156V158L204 159L205 158V156L207 155V157L208 158H210V160L212 159V158H214L215 156L213 155L214 154V152H212L211 153V151H209L208 153L205 151L204 152V150L200 147V149H197V150H195L196 149V147H193ZM192 148V149H193ZM211 148V147H210ZM214 148V147H213ZM242 148L240 149V151H242ZM6 149V150H5ZM7 149H9L10 150V152H7ZM13 149V150H12ZM126 149H120L121 151H122V153H123V151H124V153H125V150ZM136 149V148H135ZM142 149H143V147H142ZM141 149V150H142ZM178 149V148H177ZM215 149V148H214ZM226 149V148H225ZM245 148H243V150H244ZM258 149L260 150H262V152H261V157L259 158V157H256L257 155H255V153H257V152H259L258 151ZM4 150V152H2ZM100 150V151H99ZM108 150V149H107ZM131 150L132 149H130V152H131ZM200 150H203V152L204 153H206V155L205 156H203L204 155V153H202V154H200ZM219 151V149H217L216 148V151ZM235 150V149H234ZM5 151H6V153H7V155H6V153H5ZM13 151H14V153H13ZM121 151H118V152H121ZM128 151V150H127ZM148 151V150H147ZM190 151H187V152H190ZM208 151V150H207ZM222 151V150H221ZM223 151H224V149H223ZM226 151V150H225ZM231 151V150H230ZM246 151V150H245ZM2 152V153H1ZM102 152V151H101ZM105 152V151H104ZM134 152V153H133ZM133 152H131L132 153V155H131V157H132V161H133V166H132V168H130V166L129 165H127L128 166V168L126 167V169H128V171H126V169L124 168V169H122V171L123 172H121V168H120V177H123L122 179H119L120 177H119V172H116V176L115 175H113V177L111 176L112 174H114V173H112L111 175H109L110 174V172H111V169H110V166L108 165H106L105 167H104V169H102L101 167H99L100 169H97L98 168V166H100V165H98L97 166V168L95 169V170H97L96 172H97V176H98V174H101V173H98L99 171L98 170H105V168H107L108 169V167H109V171L107 170V173H109L108 175L109 176H111L112 178H113V180H112V182H116V181H114V180H120V183L117 185L116 183V185H112V187L110 188H108V186H106V187H104L105 186V183H107L108 182V180H107V182L106 181H104L103 182V180L105 179L104 178V176L102 175V182L103 183H101V184H103L102 185V187H101V189H103V187H104V191L106 190V188H108V189H110V190H106V191H108V193L109 194H112L111 192H113V186H116V187H119L120 185H121V182H122V184L125 182V184H123L124 186L125 185H127V186H125L124 188H122L123 187V185H121L120 186V188H121V190L119 189V191L124 195V196H126V194H125V192H122V191H125V189H126V191L128 192V195H129V200H130V198H132L131 197V195L132 194H130L129 192H132V193H136V192H134V191H137L139 188H141V187H139L138 186V189L136 190L135 189V186L137 187V184L139 183V182H141V180H144V178H145V174L147 175V173H148V164L149 163H151V160H153V158L151 159V152H146V154H148L147 156H146V154H145V150L143 149V151L142 152H139V150L137 149V150H134ZM175 152V151H174ZM177 152H178V150H177ZM199 152V153H198ZM231 152H233V151H231ZM243 152V151H242ZM246 152V154H248L249 155V153H247ZM97 153V154H98ZM129 153V152H128ZM131 153H129V154H131ZM197 153V154H196ZM244 153V152H243ZM5 154V155H4ZM10 154H12V155H10ZM101 154V153H100ZM104 154V153H103ZM106 154V153H105ZM114 154H116V153H113V155ZM142 154H144L143 156H142ZM179 154V153H178ZM198 154L199 155H201L200 157L198 156ZM209 154H212L213 156H211V157H209ZM217 154H218V157L219 156H221L222 157V155H219V153L217 152ZM233 154V153H232ZM241 154V152L239 153V155ZM259 154V153H258ZM8 155L10 156V157H8ZM102 155V154H101ZM100 155V156H101ZM107 155V154H106ZM123 155H125V154H123ZM122 154L121 155H118L119 157L120 156H123ZM173 155L174 154H172L171 155V157H173ZM176 155V154H175ZM182 155V154H181ZM187 155H188V153H187ZM226 155V154H225ZM5 156V157H4ZM7 156V157H6ZM105 156V155H104ZM103 156V157H104ZM117 156V157H118ZM152 156H153V154H152ZM238 156V155H237ZM241 156V155H240ZM239 156V157H240ZM253 156V155H252ZM124 157V156H123ZM122 157V158H123ZM125 157H127L126 155H125ZM149 157V158H148ZM155 157V156H154ZM176 157V156H175ZM178 157V156H177ZM176 157V158H177ZM179 157H180V154H179ZM182 157V156H181ZM178 158V160L177 159H175L176 161H177V165L174 163V162H176V161H174V159H172L173 161V163H174V165L175 166H177V168H179V166H180V169H181V165L183 166V162L184 161H186V163H187V161H188V158H190L189 160H191V158L193 157V156H191V157H186V154H185V157H184V159L183 158ZM192 158V160L193 159H195V158ZM224 157V156H223ZM233 157V156H232ZM245 157V156H244ZM250 158H252L251 156H249ZM98 158H100L99 157V154H98ZM157 158L158 157H156V161H157ZM170 157H168V159H167V162H170L169 159ZM187 158V159H186ZM227 158V157H226ZM248 158V157H247ZM256 158V159H255ZM105 159V158H104ZM103 159V160H104ZM108 159V158H107ZM115 159V158H114ZM124 159V158H123ZM122 159V160H123ZM126 159V158H125ZM127 159H128V157H127ZM181 161H180V160ZM183 159V160H182ZM193 160V162L195 161V162H197L198 160ZM218 159H220V157L219 158H216L215 160H218ZM221 159H223V158H221ZM225 159V158H224ZM228 160H230L229 158H227ZM244 159V158H243ZM245 159H246V157H245ZM48 160V161H47ZM98 160V159H97ZM102 160V159H101ZM119 160V159H118ZM121 160V159H120ZM121 160V162H123ZM128 160H130V159H128ZM128 160H126V163H127V161ZM155 160V159H154ZM206 160V159H205ZM205 160H202L201 159V161H205ZM227 160V161H228ZM235 160V159H234ZM237 160V159H236ZM235 160V161H236ZM240 160H241V158H240ZM256 160V161H255ZM93 161H96L95 163L96 164H94V165H92L91 163H93ZM111 161V160H110ZM117 161V160H116ZM156 161H155V163H156ZM164 161V160H163ZM208 161H209V159H208ZM212 161V160H211ZM222 161V160H221ZM108 162V161H107ZM121 162H119L120 163V165H122L121 164ZM158 162V161H157ZM181 164H180V163ZM192 162V163H193ZM230 162H231V160H230ZM240 162H242V161H240ZM245 162H246V160H245ZM244 162V163H245ZM249 162V161H248ZM33 163V164H32ZM44 163V164H43ZM46 163V164H45ZM55 163V164H54ZM60 163V164H59ZM109 163V162H108ZM153 163V162H152ZM166 163V162H165ZM171 163V162H170ZM170 163H169V165L168 166H170ZM183 163V164H182ZM192 163L190 164V163H188L189 165L188 166H191L190 168H187V169H192V168H194V169H192L191 170V172L193 171V170H195V175L197 174V176L195 177V176H193L194 174H192L191 172L189 173V171L190 170H188V171H186V172H188V173H183V174H185L184 176H183V174H181L180 172H183L184 170H182L181 169V171L180 170H178V169H176L182 176H181V178L182 177H184L185 178V176L186 177H188V178H186L187 180H189V181H185V182H187L188 184H190L191 183V181L190 180H192V179H190L191 178V175L193 176V177H195L196 179H201L202 177V175L203 174H200V173H202V171H200V173H199V170L197 171V169L199 168V166L195 169V167L198 165V164H194V165H192ZM203 164H205L206 162H202ZM213 163V162H212ZM212 163L211 164H209L208 163V166H206L207 167V169L208 168H211V170H213V168L212 167H209L210 165H212ZM216 163V162H215ZM220 163V162H219ZM222 163V162H221ZM223 163H224V161H223ZM228 163V162H227ZM233 163V162H232ZM247 163V162H246ZM250 163V162H249ZM11 164V165H12ZM59 165V169L60 170H62L61 171V173H60V171L59 170H56L53 166L54 165ZM125 164V162L123 163V165ZM168 164V163H167ZM180 164V165H179ZM214 164V163H213ZM217 164V163H216ZM236 164V163H235ZM238 164V163H237ZM0 165V166H1ZM30 165H31V168H29L30 167ZM37 165V166H38ZM126 165V164H125ZM206 165H207V163H206ZM220 165H222V164H220ZM227 165V164H226ZM230 165V163H228V166ZM240 165H241V163H240ZM247 165V166H246ZM246 165H244V166H246V168L250 165V164H246ZM156 166V165H155ZM164 166V165H163ZM173 166V165H172ZM174 166V167H175ZM195 166V167H194ZM250 166H252V165H250ZM35 167H36V165H35ZM62 167H63V169H64V171H63V169H62ZM171 167V166H170ZM185 167H186V165H185ZM185 167H183V169L185 168ZM214 167V166H213ZM218 167V166H217ZM223 168H224V166H222ZM232 167H234V166H232ZM236 167V166H235ZM7 168V169H8ZM33 168V169H32ZM41 168V167H40ZM44 168V167H43ZM43 168H42V172H43ZM92 168V169H91ZM90 169L92 170V173L91 174H89L88 173V175L90 176V177H94L95 179H97V178H99V176L97 177V176H94L95 174H93V169H94V167H91ZM171 168H173V167H171ZM176 168V167H175ZM241 168V167H240ZM239 168V169H240ZM3 169V168H2ZM1 168H0V170H2ZM12 169V170H11ZM27 169V170H28ZM39 169V168H38ZM155 169V168H154ZM154 169H151V170H154ZM162 169V168H161ZM170 169V168H169ZM168 169V170H169ZM174 169V168H173ZM206 169V170H207ZM218 169V168H217ZM226 169V168H225ZM235 169V168H234ZM237 169V168H236ZM243 169V168H242ZM72 170V171H71ZM94 170V171H95ZM113 171H116V170H114V168L112 169ZM119 169H117V171H118ZM130 170H132V171H130ZM150 170V169H149ZM158 170V169H157ZM156 170V171H157ZM167 170V171H168ZM209 170V169H208ZM207 170V171H208ZM223 170V169H222ZM252 170H254V169H252ZM7 171H9V172H7ZM29 171V170H28ZM39 171V170H38ZM57 171V172H56ZM69 173H67V172ZM77 171V172H76ZM112 171V172H113ZM161 171V170H160ZM165 171H166V169H165ZM164 171V172H165ZM215 171V170H214ZM218 171V170H217ZM228 171V170H227ZM248 171H250L249 169H248ZM0 172H3V171H0ZM24 172V173H23ZM30 172V171H29ZM28 172V173H29ZM56 174H55V173ZM95 172V173H96ZM101 172H103V171H101ZM125 172V175L123 174ZM150 172V171H149ZM152 172V171H151ZM158 172V171H157ZM173 172V171H172ZM211 172H213V171H210V173ZM225 171L223 170V171H221V173H222V175H223V173H224ZM230 172V171H229ZM235 172V171H234ZM239 172V171H238ZM242 172V171H241ZM3 173V175L0 173V175L3 177L5 174ZM15 173V174H16ZM54 173V174H53ZM123 175H122V174ZM155 173V172H154ZM161 173V172H160ZM174 173H176V172H174ZM178 173V174H179ZM199 173V174H198ZM207 172H205V175H206V177L207 178H210L209 177V175L211 176V177H213L211 174H209V172H208V176H207V174H206ZM216 173V172H215ZM227 173V172H226ZM233 173V172H232ZM243 173V172H242ZM252 173V174H253ZM14 174V175H15ZM34 174H35V171H34ZM43 175H44V172L42 173ZM49 174H48V176H49ZM50 174V175H51ZM66 174H68V175H66ZM103 174V173H102ZM106 174V173H105ZM117 174H118V177H117ZM129 174H132V175H130V177H131V179L132 180H130L132 183H133V181H134V184H131L130 182H128V183H130L131 185H135L134 187H133V189H135V190H133L131 187H130V184H126V182L129 180V178H128V176L127 175H129ZM162 174H165V173H162ZM178 174H176L177 176H178ZM179 174V175H180ZM225 174V173H224ZM235 174H237V173H235ZM244 174V173H243ZM248 174H250V172L248 173ZM5 175V176H6ZM14 175H12V176H14ZM36 176H37V173L35 174ZM63 175L66 177L67 176V178H65L64 177V179H63ZM122 175V176H121ZM135 176L136 177V179H137V177L138 178H141L140 179V181L139 180H133L134 179V177H132V176ZM151 175V174H150ZM187 175H190V176H187ZM199 175H201L200 176V178H197V177H199ZM220 174H219V172H218V175L217 176H219ZM222 175H220V178H221V180H222ZM228 175H230V174H228ZM233 175V174H232ZM5 176L3 177V179L5 178ZM48 176H46V179H48V182L46 183L47 184V186H53V184L50 182L51 181V179L49 180V178H47ZM77 176H78V178H77ZM148 176V175H147ZM146 176V177H147ZM168 175H166V177H167ZM217 176H216V178H217ZM233 176H236V175H233ZM243 176V175H242ZM17 177H16V175L14 176V178H16V180H17ZM32 177V176H31ZM35 177V176H34ZM41 177V176H40ZM57 177L59 178V179H61V177H62V181L60 182V181H58V183H55L56 181H57ZM108 177V176H107ZM116 177V178H115ZM125 177V178H124ZM142 177H144V178H142ZM162 177H163V175H162ZM179 177V176H178ZM190 177V178H189ZM214 177H215V175H214ZM252 177H253V175H252ZM252 177H251V179H252ZM7 178V177H6ZM5 178V179H6ZM10 178V177H9ZM109 179H111L110 177H108ZM118 178V179H117ZM128 178V179H127ZM160 178V177H159ZM170 178H172V177H170ZM180 178V179H181ZM204 178H205V176H204ZM216 178L214 179V180H216ZM220 178H218V179H220ZM223 178H225L226 179V176L225 177H223ZM236 178V177H235ZM239 178V177H238ZM249 178V177H248ZM257 178V179H258ZM28 179V178H27ZM27 179H26V181H27ZM38 179V178H37ZM36 179V180H37ZM77 179L81 182H79V181H77ZM124 179H126V181L124 180ZM169 179V178H168ZM183 179V178H182ZM181 179V180H182ZM186 179H183V181L184 180H186ZM224 179V180H225ZM230 179H233V178H231V176H230ZM243 179V178H242ZM7 180V179H6ZM6 180H4L3 182H7ZM22 180L24 181L23 183H22ZM56 180V181H55ZM76 180V181H75ZM83 180H85V182L83 181ZM87 180V181H86ZM89 180H90V178H89ZM100 180V179H99ZM100 180V181H101ZM148 180H149V178H147V183H148ZM159 180V179H158ZM166 180H167V178H166ZM208 180V179H207ZM210 180V179H209ZM227 180V179H226ZM236 179H234L233 180V182L232 183H235L234 181H235ZM253 180V179H252ZM1 181V180H0ZM28 181H29V179H28ZM31 181V180H30ZM32 181H34V180H32ZM41 181V180H40ZM44 181H45V179H44ZM91 181H92V178H91ZM94 181V180H93ZM139 181V182H138ZM155 181H157V179H155ZM168 181V180H167ZM203 181V178L201 179V181L199 182V184H201V183H203L202 182ZM211 181H213V179L211 178ZM219 181V180H218ZM231 181V180H230ZM239 181V180H238ZM245 181V180H244ZM258 181H260V180H258ZM262 182L259 184V185H262V186H264V181L263 180H261ZM35 182V181H34ZM38 181H36L35 182V185H39V184H36ZM51 183V184H48V183ZM74 182H75V184H74ZM96 182L97 181H95L94 182V184H96ZM117 182H119V181H117ZM137 184H136V183ZM161 182V181H160ZM174 182V181H173ZM182 182V181H181ZM184 182V184L186 185V183ZM190 182V183H189ZM204 182H205V180H204ZM223 181H221V184H223L224 186H226L228 183H229V179H228V181L227 182H225V183H227V184H225L224 182L222 183ZM243 182V181H242ZM248 182V181H247ZM251 182V181H250ZM1 183V182H0ZM20 183H22V184H20ZM29 184H30V182H28ZM27 183V184H28ZM32 183V182H31ZM44 183V182H43ZM77 183V184H76ZM99 183V182H98ZM147 183H145V184H147ZM159 183V182H158ZM157 183V184H158ZM165 183V182H164ZM166 183H169V182H166ZM175 183H178V182H176V180H175ZM183 183V182H182ZM198 183V182H197ZM208 182H206V184H207ZM9 184H11L12 186H10ZM28 184V185H29ZM79 184H80V186H79ZM93 184V183H92ZM101 184L99 185V184H97V185H95V186H101ZM112 184V183H111ZM111 184H110V186H111ZM150 184H152V183H150ZM154 184V183H153ZM152 184V185H153ZM205 183H204V186L206 185ZM230 184H231V182H230ZM241 184V183H240ZM1 185H2V183H1ZM15 185V186H14ZM35 185L33 184V186L35 187ZM42 185V184H41ZM44 185V184H43ZM65 185H63L62 186V184L61 185H59L60 187H61V189L60 188H58L57 189V191L60 189V191L59 192H62V190L64 189L63 187H66L67 189L69 188V187H67V185L65 186ZM85 185V186H84ZM128 185H129V187H128ZM139 185V184H138ZM140 185H141V183H140ZM148 185H149V183H148ZM167 185V184H166ZM166 185L164 186V187H166ZM174 185H176V184H174ZM208 185V184H207ZM216 185V184H215ZM233 185V184H232ZM231 185V186H232ZM14 186V187H13ZM25 186H27V185H25ZM31 186V185H30ZM49 186V187H50ZM56 186V187H57ZM58 186V187H59ZM78 186V187H77ZM142 186V185H141ZM160 186H161V184H160ZM188 186H190V185H188ZM193 185L191 184V187H192ZM196 185H194L193 187H195ZM220 186V185H219ZM228 186V185H227ZM230 186V187H231ZM236 186H240V185H236ZM251 186V185H250ZM254 186V185H253ZM252 186V187H253ZM11 187H13V188H11ZM17 187V189L16 190H14L15 188ZM32 187V186H31ZM30 187V188H31ZM45 186H42V187H40V189L42 190H39L38 192L41 194L42 193V197L43 198H41L40 197V194L39 193H36V194H38V195H36L35 194V197L36 198H39L40 197V201L38 200V199H35V201H34V205H36L37 203H39V202H41V203H39V205H40V207H44V209H45V211L43 212V211H41V210H44V209H40V213L42 214H40V213H38L39 212V209L38 208H40L38 205H36L35 207H33V205H31L32 204V201H33V199L35 198V197H33V199H32V201L31 202H27V203H25V204H23V205H27V207H28V205L30 204V208L29 209H31V207H33L32 209H37L36 211L35 210H33L34 212L32 213L33 215L35 214H38L37 215V217L38 218H41L42 219V217H39L40 215L41 216H43V218L45 219V216H44V213L45 212H48V211H46V210H48L47 209V205H49V204H51L52 202V205H54V203H56L57 205H59V204H63V200L62 199H59V198H61L62 196H63V199L65 198V197H68V196H70L72 193H69L70 191H68V192H65V193H69V194H67L68 196H66V194L64 195L63 193H62V196H61V194L59 193V198H58V196H55V195H58L55 191V193L56 194H52L53 195V197L52 196H50V193L49 192H53V190L54 189H52L51 191H46V189L48 188H44ZM157 187V186H156ZM170 187V186H169ZM172 187V186H171ZM187 187V186H186ZM186 187L184 188L185 190H186ZM197 187L198 186H196L195 188L197 189ZM213 187V186H212ZM212 187H209V188H211V190L210 191H212ZM216 187V186H215ZM214 187V188H215ZM223 187V186H222ZM3 188H5L4 187V184H3ZM27 188V187H26ZM36 188V187H35ZM39 188V187H38ZM65 188V189H66ZM87 188V187H86ZM97 188V187H96ZM95 188V189H96ZM129 188V189H128ZM147 188H148V186H147ZM150 188V187H149ZM154 186H153V190H154ZM175 189H177L176 187H174ZM189 188V190L190 191H187V192H189L188 193V195L189 194H195L194 192H195V189L193 190V188H191L190 189V187H188ZM208 188V189H209ZM213 188V189H214ZM218 188V187H217ZM227 188V187H226ZM257 188V187H256ZM255 188V189H256ZM1 189V188H0ZM9 189V190H10ZM45 189V190H44ZM64 189V190H65ZM66 189V190H67ZM90 189H92L91 188V186H90ZM100 189V188H99ZM113 189V190H112ZM128 189V190H127ZM130 189L131 190H133V191H130ZM146 189V188H145ZM145 189L143 188L142 190H144L145 191ZM199 189L201 190L202 189V187H198V190L197 191H199ZM203 189H205V188H203ZM202 189V190H203ZM235 189H236V187H235ZM235 189H233V187H232V189L228 192V190L226 191L225 189L223 190L224 192H221L220 191V189H219V191L221 192H216V190L213 192V193H216L215 195H217V196H222L221 194H223L224 193V195L226 196V192H228V193H230L231 194V192H234V196H236V194L238 195V196H240L239 197V199H241V194L239 195V193L240 192H242L243 190H241L240 188V192L238 191V193L236 192V190ZM244 189V188H243ZM254 189V190H255ZM262 189V188H261ZM5 190H7L6 188L3 190L4 191V193H3V191H1L2 192V194H0V196L2 195L3 196V198H4V202L2 203L3 205L5 204V202H9V203H6L4 206H5V208L7 209V204L9 205L10 204V201L12 202V197H10L9 195H11L12 194V192H11V190H10V192H9V190L7 191V192H9V193H7ZM26 190V189H25ZM36 190H38V189H36ZM49 190V189H48ZM63 190V191H64ZM69 190V189H68ZM84 190V189H83ZM88 190H89V188H88ZM160 190H162V189H160ZM191 190H193V192L191 191ZM201 190V191H202ZM206 190V189H205ZM205 190L203 191V192H201V191H199V193L201 192V193H203V196L201 195V194H199V196L200 197H198V193H197V191H196V193H197V196H195V198L196 197H198L197 198V200H199V198H203V197H205V199L203 198V199H201V202H200V200L198 201V203H197V200L195 199V198H193L192 196L193 195H189V199L191 198H193V200L191 201V199L189 200L187 197V199L189 200L188 202H190V204L192 205V206H194V204L195 205H198L199 203L200 204H207V196H206V194L204 193L205 192ZM27 191H30L29 189H27L26 191H25V193H24V187H23V189H22V191H21V189H19V192H21V194L23 195L24 194V197L21 195V196H19V197H22V198H24V199H26V200H31V199H28V198H30V197H28V195H31V193H29L28 194V192ZM41 191V192H40ZM46 191V192H45ZM89 191H91V190H89ZM99 191V190H98ZM97 191V192H98ZM104 191H102V192H104ZM105 191V192H106ZM140 191V190H139ZM138 191V192H139ZM175 190H172L171 192H174ZM180 191V190H179ZM226 191V192H225ZM256 191H257V189H256ZM261 191H263V190H261ZM6 192V193H5ZM19 192H17V194L19 193ZM23 192V193H22ZM45 192V195H47V196H45L43 193ZM49 193V195L48 194H46V193ZM75 192V196L77 195V200H78V204H75V206L76 207H74V209H76L77 208V210H76V213H78L77 215H79V217H78V219H76L77 220V222H76V220H75V222H76V224L74 225V226H76L77 225V228L75 227V231H76V233H75V231H73V233H75L76 235H77V237L75 238L74 237V239H76V240H73V237H72V239L71 240H73V242L70 240V237H68V239H69V241H65L64 240V238L66 237L65 235H63L64 237H63V239H62V241L64 240V242H67L66 243V246L69 244V246L72 244L73 246H74V250L72 249L73 247H71V248H66V247H64V248H66L68 251L67 252H71V251H73L74 253H75V249L77 248V250H78V252L76 251V253L77 254H79V255H77V254H74L73 252L72 253H70V254H72V258H73V261L75 260V262L77 261L78 262V260H79V264H149L150 263V261L152 262V263H150V264H158V261H159V263L161 264L164 260H165V262H163V263H165V264H167V262H166V260L168 261V258H169V261H170V263L169 264H179L178 262H181L180 264H182V262L183 263H185L184 262V260H186V259H184L183 260V255L182 254H180L179 252H178V250L176 249V251H177V254H180V256H173V252H172V254L171 253H169L171 256H173V258L171 257H168V255L167 256H165L167 253L165 252V251H163L165 248H160L162 245H164L163 244V242H162V244H161V242H160V240L158 241V242H160L159 244H158V242H156L157 240H155V242H153L154 241V237L152 238V234H151V236H148L149 237V239H148V237H147V235H144V237L146 236V238H144V240L145 241H143V242H146L147 243V248H145V250H143L144 251V253H148L146 256L147 257H145V259H144V257H141V253L139 254L138 253V251L137 250H133V251H131L130 252V250L128 251V250H126L125 248V246L126 245H128V243L129 242H136L137 240H135L136 239V235L134 234V236H133V234L132 235H127L126 236V234H125V232H122L121 231V228H114V230L112 229V231H110V230H108V226H110V224L108 225V223H107V219H108V217L106 218V220H104V219H102V217H103V214H101V219H99V218H97V216L99 217V215H96V213L94 212L95 211V207H96V209H97V207L98 206H96V205H98V204H96L95 202L96 201H94L93 202V200L92 199H89L91 196H81L78 192V194ZM81 192V191H80ZM96 192V191H95ZM96 192V193H97ZM104 192V193H105ZM151 192V191H150ZM161 192V191H160ZM163 192V191H162ZM185 191H183V193H184ZM187 192H186V194H187ZM248 192H250V191H248ZM11 193V194H10ZM82 193V192H81ZM99 193V192H98ZM104 193H102L101 194V190H100V194H98V195H100V196H102ZM107 193V195H109ZM115 193H117V191L115 190V192L113 193V194H115ZM140 193H141V191H140ZM169 193V192H168ZM175 193V192H174ZM180 193H182V192H180ZM252 193V192H251ZM251 193H249V194H251ZM259 193V192H258ZM4 194H9L8 196L7 195H5V196H7L8 197V200H7V198L6 197H4ZM25 194L27 195V196H25ZM139 194V193H138ZM142 194V193H141ZM148 194V193H147ZM154 194V193H153ZM161 194V193H160ZM185 194V193H184ZM185 194V195H186ZM248 193L247 194H245V193H243V195H242V197L243 196H251V195H249ZM264 194V193H263ZM14 194H12V196H13ZM18 195H20V194H18ZM17 195V196H18ZM73 195V194H72ZM71 195V196H72ZM85 195V194H84ZM117 196L118 195H121V194H116ZM115 195V196H116ZM143 195H144V193H143ZM143 195H141V196H143ZM150 195H151V193H150ZM149 195V198H150V200H152L151 202H153V200L154 201H156L155 199H156V195L155 196H153L152 197V195L150 196ZM162 195V194H161ZM172 195V194H171ZM183 195V194H182ZM188 195H186V196H188ZM205 195V196H204ZM257 195V194H256ZM259 195V194H258ZM14 196H16V192H15V195ZM38 196V197H37ZM51 198H50V197ZM57 197L56 198V200H55V197ZM65 196V197H64ZM74 196V195H73ZM104 196H106V194L104 195ZM124 196H121V198L123 197L124 198ZM133 196H136V195H133ZM146 197H148L147 195H145ZM144 196V197H145ZM165 196H167L168 197V194L167 195H165ZM173 196V195H172ZM229 196H230V198H229ZM232 195H229L228 194V201H229V199H231V201L234 199V198H232L231 197ZM254 196V195H253ZM28 197V198H27ZM46 197V198H45ZM47 197H48V199H52V200H49L48 202H49V204H46V202H44V201H46V199H47ZM110 197V196H109ZM111 197H112V195H111ZM114 197V196H113ZM120 197V196H119ZM119 197H117V199L119 200V199H121V198H119ZM127 197V196H126ZM169 197H170V195H169ZM168 197V198H169ZM175 197V196H174ZM223 197V196H222ZM3 198H2V201H3ZM9 198H11V200L9 201ZM45 198V200L43 201V199ZM69 198V197H68ZM97 198H99L98 196H96V199ZM139 198V200L140 201H138V202H142L143 203V197H141L140 198V196L138 197ZM151 198H153V199H151ZM167 198V199H168ZM170 198H172V197H170ZM7 201H6V200ZM24 199H22V202H23V200ZM57 199L58 200H60V203H58V201H57ZM101 199H103L102 197H101ZM105 200L107 199V201H108V199L109 198H104ZM112 199V198H111ZM116 199V198H115ZM117 199L115 200V202L117 203V202H119V201H117ZM125 199V198H124ZM133 199V198H132ZM135 199H137L136 197L133 199V200H135ZM194 199L196 200V201H194ZM249 199V201H250V198L248 197L247 198V200ZM0 200H1V198H0ZM14 200H19L18 198L17 199H14ZM14 200H13V202H14ZM26 200H24V202L26 201ZM36 200H38V201H36ZM61 200H62V202H61ZM87 200V201H86ZM98 200V199H97ZM113 200V199H112ZM112 200H110V202H112ZM123 200V199H122ZM138 200V199H137ZM142 200V201H141ZM162 200V199H161ZM169 200V199H168ZM167 200V201H168ZM172 200L174 201V203L176 202L175 201V199L174 198H172ZM202 200H204L205 201V203H203L204 201H202ZM19 201H21V200H19ZM18 201V202H19ZM71 201H74L73 203H75V200H73V199H71L69 202H71ZM89 201V202H88ZM145 201H147V200H145ZM144 201V202H145ZM158 201V200H157ZM159 201H160V199H159ZM158 201V202H159ZM170 201H171V199H170ZM194 201V202H193ZM230 201V203H231V207L233 208V206H232V203L233 204H239L238 202H237V200L236 201H234L233 200V202H231ZM240 201H242V199L240 200ZM244 201H245V199H244ZM243 201V203H245ZM258 201H260V200H258ZM264 201V200H263ZM1 202V201H0ZM18 202H17V204H18ZM23 202V203H24ZM35 202H37L36 204H35ZM47 202V203H48ZM110 202H107V203H110ZM121 202H123V201H121ZM127 202H129V201H127ZM130 202H132V200L130 201ZM129 202V203H130ZM134 202H137V201H134ZM148 202V201H147ZM164 202H166L165 200L162 202L163 203V205L165 204ZM172 202V201H171ZM211 202H212V200H211ZM214 202V201H213ZM236 202V203H235ZM15 203V207H16V201L14 202ZM29 203V204H28ZM42 203H43V206H41L42 205ZM44 203L46 204V205H44ZM66 203V202H65ZM64 203V205H65V207L66 208H69V209H65L64 208V206L62 205H60L63 209H65L67 212H69L70 211V208H71V210H73V206H74V204L73 203H70V205L72 206V207H69L70 205H69V203H67L68 204V206H67V204H65ZM115 203V204H116ZM120 203V202H119ZM118 203V204H119ZM126 203V202H125ZM124 203V204H125ZM154 203V202H153ZM157 203V202H156ZM168 203V202H167ZM173 202H172V204H174ZM186 203H187V201H186ZM209 203H210V200H209ZM219 204H220V206L219 205H215V203H213L214 204V207L216 208V206H219V208L221 207V209L223 208V206L225 207V205L224 204H222L221 202H218ZM242 203V204H243ZM264 203V202H263ZM12 205H13V203H11ZM10 204V205H11ZM55 204V205H56ZM103 204H106V202L105 203H103ZM111 204V203H110ZM114 204V205H115ZM124 204H119V207H117L118 205L116 204V209L118 210V208H120V206H122V205H124ZM131 204V203H130ZM133 204V203H132ZM131 204V205H132ZM139 204V203H138ZM138 204H137V206H138ZM148 204V203H147ZM155 204V203H154ZM154 204H151V208H152V205H154ZM170 203H168V207H171V204L169 205ZM188 204V203H187ZM190 204H188V205H190ZM211 204L212 203H210V206H205V207H203V209H205V211H211L212 209H213V212H215L216 213V210L214 211V208H213V206H211ZM257 204V203H256ZM255 204V205H256ZM2 205V207L4 208V206ZM19 206V208H20V206H21V202H19V204H18ZM51 206V208H53V211H52V215L54 214H61V212H55L56 210H58V207L57 206ZM114 205H113V207H114ZM160 205V204H159ZM158 205V206H159ZM163 205H162V207H163ZM176 205V204H175ZM186 205V204H185ZM208 205V204H207ZM244 205V204H243ZM248 205H250V207H251V205L252 204H248ZM59 206V207H60ZM126 206V204L124 205V207ZM140 206H141V204H140ZM144 206V205H143ZM155 206V205H154ZM154 206H153V208H154ZM165 206H167V204L165 205ZM165 206H164V208H165ZM191 206V207H192ZM199 206H201V205H199ZM199 206H196V207H198L199 208ZM227 206H228V204H227ZM238 206L239 205H237V209H238ZM247 206V205H246ZM246 206H244V209H245V207ZM253 207H257V205L256 206H254V203H253V205H252ZM263 206V205H262ZM0 207H1V205H0ZM24 207V209L22 208V206H21V210L23 211H25V207L26 206H23ZM27 207H26V209H27ZM57 207V209L54 211V209ZM60 207V208H61ZM109 206H107V208H108ZM142 207V206H141ZM140 207V208H141ZM149 207V206H148ZM185 207V206H184ZM186 207H187V209H188V207L189 206H187L186 205ZM190 207V208H191ZM236 207V206H235ZM240 207V206H239ZM243 207V206H242ZM253 207H251V213H250V210L248 211V213L247 214H249L248 216H247V214H246V217L244 216V214H245V212H244V210H240L241 209V207L238 209V211L240 212L241 211V213L240 214H238V215H236L235 213H233V211H230L231 209H229V211L232 213V215L234 214V219L232 218V216L231 215H229V214H227L228 216L227 217H229L230 218V216H231V220H228L229 221V223H231V225H232V227H233V232L234 233H236L237 234V232H239L238 230H240V228L243 226L244 228L246 227V228H248V227H250V226H253V225H251L254 221L253 220H250L252 217V215H254L255 213L253 212L254 210H255V208H253ZM259 207V206H258ZM2 208V211H0V214L2 215V213L1 212H3V210L5 209H3ZM11 208H14V207H11ZM18 208V210H17V208H16V213L18 212V211H20V209ZM48 208H50L49 206H48ZM62 208L60 209V211H62ZM99 208V207H98ZM102 208V207H101ZM133 208H135V207H133L132 206V209ZM156 208V207H155ZM158 208V207H157ZM160 208V207H159ZM174 208V207H173ZM175 208H176V210L175 211H177V206H175ZM195 208V207H194ZM218 208V207H217ZM264 209V207H261V209ZM32 209L31 210H26V212H29V214L32 212ZM124 209V208H123ZM128 209V208H127ZM132 209H130V207H129V210L131 211ZM138 209V208H137ZM137 209H135V210H137ZM144 209H146V206L144 207ZM166 209V208H165ZM170 209V208H169ZM169 209L168 210H166V211H169ZM199 209H201L202 210V208L200 207ZM198 209V210H199ZM226 209V208H225ZM225 209L223 210V216L225 215V213L226 212H224L225 211ZM243 209V208H242ZM254 209V210H253ZM8 210L9 211H11L10 209H9V207H8ZM12 210H14V209H12ZM125 210V209H124ZM123 210V211H124ZM134 210V209H133ZM134 210V211H135ZM163 211L162 210V208L161 209H157V211ZM171 210H172V208H171ZM170 210V211H171ZM182 210V209H181ZM191 210V209H190ZM194 210V209H193ZM218 210V209H217ZM233 210H234V208H233ZM258 209H256V211H257ZM259 210H260V208H259ZM259 210H258V212H259ZM9 211H8V214H10L9 213ZM65 211V212H66ZM74 211V210H73ZM99 211V210H98ZM101 211H102V209H101ZM105 211H107V210H105ZM111 211V210H110ZM121 211H122V208H121ZM134 211H131V214L133 215L134 214ZM150 211V210H149ZM149 211H148V213H149ZM154 211V210H153ZM152 211V212H153ZM156 211V212H157ZM221 210H219V212H220ZM234 211H236V210H234ZM51 212V211H50ZM49 212V213H50ZM53 212H55V213H53ZM67 212H66V214H67ZM75 212V211H74ZM112 212H114L113 210H112ZM139 212H140V210H139ZM146 212V211H145ZM155 212V211H154ZM156 212H155V214H156ZM173 212V211H172ZM172 212H170L171 214H173ZM181 212V211H180ZM183 212V211H182ZM242 212H243V214H242ZM253 212V213H252ZM258 212H257V214H256V216H258V218H259V215H258ZM262 212V211H261ZM13 213H14V211H13ZM16 213H14L15 215H16ZM69 213H71V211L69 212ZM76 213H74L75 215L74 216H77L76 215ZM117 213H118V211H117ZM117 213H116V215H117ZM124 213H126V212H124ZM136 214H137V212H135ZM142 213V212H141ZM168 212H163V217H165L164 215H166ZM170 213H169V215H170ZM204 213H206V212H204ZM204 213H203V217H204ZM260 213V212H259ZM5 214L7 215V213H4V215L3 216H5ZM19 214V213H18ZM25 214V213H24ZM48 213H46V215H47ZM51 214V213H50ZM59 214V217H60V219L62 218L61 216H63V215H60ZM97 214H99V213H97ZM114 214H115V212H114ZM119 214V213H118ZM147 214V213H146ZM154 214V213H153ZM157 214H158V212H157ZM178 214V213H177ZM212 214H214V213H212ZM217 214V213H216ZM221 214V213H220ZM252 214V215H251ZM23 214L22 213H20V216H22ZM26 215H28V213L26 214ZM34 215V216H35ZM126 215V214H125ZM138 215H140V216H138V217H141V214H138ZM145 215V214H144ZM160 215V214H159ZM175 215V214H174ZM174 215H172L173 217H174ZM182 215H184V213H182ZM182 215H178V216H181V218H182ZM18 216V217H17ZM24 216V215H23ZM30 216V215H29ZM58 215H56L55 216V220H54V218H50L51 220L53 219V221H55L56 223L60 220L58 217H57ZM69 216V215H68ZM104 216H108L107 214H104ZM115 216V215H114ZM117 216H119V215H117ZM120 216H121V213H120ZM128 216V215H127ZM126 216V217H127ZM167 216V215H166ZM171 216V215H170ZM208 216V215H207ZM207 216H206V218H207ZM212 216V215H211ZM216 216V215H215ZM221 217V218H224V217ZM226 216V215H225ZM263 216V215H262ZM261 216V217H262ZM8 217V215L6 216V218ZM10 217L12 218V214H10ZM16 217H17V219L18 218H20L19 217V215H16ZM124 217V216H123ZM126 217H125V219H126ZM135 217H137V215L135 216ZM135 217H131V219L132 220H134V218ZM144 217H147V216H144ZM143 217V218H144ZM169 217V216H168ZM173 217H171V219L173 220ZM209 218H210V215L208 216ZM214 217V216H213ZM248 217H250L249 219H248ZM254 217H255V215H254ZM5 218V217H4ZM48 218V217H47ZM46 218V219H47ZM59 220H58V219ZM64 218H66V217H64ZM73 218H75V217H73ZM73 218H72V221H74L73 220ZM111 218V220L110 221H112V218L113 217H110ZM155 218H157V217H155ZM161 218V217H160ZM166 218V217H165ZM175 218V217H174ZM196 218V217H195ZM246 219V221H245V219ZM3 219V218H2ZM16 219V218H15ZM20 219H22L23 220V218H20ZM25 219V218H24ZM27 220H29L28 218H26ZM32 219H34L33 217H32ZM40 219V221H42ZM46 219H45V221H46ZM49 219V218H48ZM130 219V220H131ZM138 219V218H137ZM151 219V218H150ZM150 219H149V221H150ZM162 219V218H161ZM164 219V218H163ZM162 219V221H164ZM170 219V218H169ZM178 220H180L179 218H177ZM197 219V218H196ZM201 219H204V218H201ZM226 219H228V218H226ZM226 219H224L225 220V222L223 223V222H221V223H219L220 224V227H222V228H224L225 226H222V225H224L225 223H227L228 221H226ZM253 219V218H252ZM255 219V218H254ZM260 219H262V218H260ZM1 220V219H0ZM6 220V219H5ZM8 220H10V219H8ZM31 220V219H30ZM39 220V219H38ZM50 220V221H51ZM57 220V221H56ZM63 220V219H62ZM71 220V219H70ZM159 220V219H158ZM176 220V219H175ZM174 220V221H175ZM185 220V219H184ZM188 220H190V219H187V221ZM191 220H193V219H191ZM232 220H234L235 221V224L233 225V223H234V221H232ZM255 220H257V219H255ZM4 221V220H3ZM7 221V220H6ZM20 221V220H19ZM18 221V222H19ZM34 221H36V220H34ZM32 222L34 225H37L38 223H37V221L36 222ZM44 220L42 221V224H43V222H45ZM53 221L52 222H49V220H48V223H51V224H53ZM63 221H65V220H63ZM113 221H116V222H118V220H113ZM112 221V222H113ZM128 221V220H127ZM135 221V220H134ZM140 221V220H139ZM149 221H147V222H149ZM155 221H157V219L155 220ZM154 220H153V223L155 222ZM160 221V220H159ZM161 221V222H162ZM186 221V220H185ZM205 221V220H204ZM253 221V222H252ZM9 222V221H8ZM7 222V223H8ZM22 222V221H21ZM24 222V221H23ZM20 223V226H21V224H24V223ZM30 222V221H29ZM28 221H27V223H29ZM54 222V223H55ZM66 222V221H65ZM111 222V223H112ZM116 222H114L116 225H117V223ZM120 222V221H119ZM118 222V223H119ZM143 222H144V219H143ZM142 222V223H143ZM146 222V221H145ZM168 222H170V220H168ZM190 222V221H189ZM188 222V223H189ZM247 222V223H246ZM259 222V221H258ZM5 223V222H4ZM7 223H5V224H7ZM10 223V222H9ZM8 223V224H9ZM26 223V224H27ZM36 223V224H35ZM59 223H60V221H59ZM69 223V222H68ZM74 223V222H73ZM127 223V222H126ZM129 223V222H128ZM140 223H141V221H140ZM142 223H141V227H143V225H142ZM158 223V222H157ZM174 223H176V222H174ZM178 223V222H177ZM196 223H198V222H196ZM223 223V224H222ZM247 225H246V224ZM42 224H40V225H42ZM63 224L65 225L66 223H64L63 222ZM115 224H113L112 223V226H114ZM120 224H122L121 222H120ZM119 224V225H120ZM130 224H131V222H130ZM148 224V223H147ZM162 224V223H161ZM215 224V223H214ZM12 225L14 226V224L12 223ZM16 225H18L17 223H16ZM43 225H47L46 223H44ZM42 225V226H43ZM73 225H71L70 224V227L72 226V228H73ZM123 225H124V223H123ZM122 225V226H123ZM140 225V224H139ZM150 225V224H149ZM156 225V224H155ZM163 225V224H162ZM161 225V226H162ZM201 225V224H200ZM200 225H197V227L198 226H200ZM238 225V227H240L238 230H237V227H235V226H237ZM256 225H257V223H256ZM259 226H260V229L264 232V218L260 221V223L258 224ZM5 226V225H4ZM7 226H10V225H7ZM7 226H5L6 228H7ZM19 226V225H18ZM24 226V225H23ZM22 226V227H23ZM25 226H27V225H25ZM41 226V228L40 229H44L46 226H43L42 227ZM48 226V225H47ZM58 226H60L59 224H58ZM68 226V225H67ZM144 226H145V224H144ZM159 226V225H158ZM190 226H193V224L191 225V223H190ZM203 226V225H202ZM201 226V227H202ZM208 226V225H207ZM214 226V225H213ZM217 226H219V225H217ZM16 227V226H15ZM35 227V226H34ZM33 227V228H34ZM40 227V226H39ZM54 227H55V225H54ZM62 227H63V229L65 230V229H68L67 230V232L65 231V233H67L68 234V231H69V228L67 227V228H64L65 226H63L62 225ZM107 228V230H106V228ZM128 227H129V225H128ZM148 227L149 226H147V231H149L148 230ZM150 227H152V226H150ZM163 227V226H162ZM201 227H200V229H201ZM205 227V226H204ZM235 227V228H234ZM254 227V226H253ZM256 227V226H255ZM14 228V227H8L6 230H8V234L9 235H6L7 234V231L6 232H4V228H3V230H2V232H4V234L7 236V240L8 239H10L9 237H11L12 236V234H10L11 232L13 233V230L12 229ZM31 228V230H32V227H30ZM57 228V227H56ZM55 228V229H56ZM145 228V227H144ZM160 228V227H159ZM176 228H177V226H176ZM182 228V227H181ZM190 228V227H189ZM194 228V227H193ZM209 229L211 228L210 226L208 227ZM243 228V229H244ZM37 229H39V228H37ZM47 228H45L44 229V231H43V234H46V232H45V230H46ZM48 229L49 230H51V228L48 226ZM47 229V231H49ZM59 229V228H58ZM77 229V230H76ZM123 229H125V228H123ZM130 229V228H129ZM135 227H134V232H136L135 231ZM150 229V228H149ZM152 229V228H151ZM184 229H186V228H184ZM181 230V229H179L181 232H185V230ZM199 228L197 229V230H200ZM209 229H208V231H209ZM212 229V228H211ZM210 229V230H211ZM213 229H214V227H213ZM220 229V228H219ZM217 230V231H221V230ZM224 229H227V228H224ZM251 230L250 231H254L252 228H250ZM12 230V231H11ZM25 230H26V227H25ZM30 230V231H31ZM53 230V229H52ZM60 231L62 230V229H59ZM59 230H57L59 233H60V231ZM63 230V231H64ZM73 230V229H72ZM71 230V228H70V231H72ZM161 230V229H160ZM162 230H163V228H162ZM167 230V229H166ZM187 230V229H186ZM193 230V229H192ZM196 229L194 228V231H195ZM204 230V229H203ZM228 230V229H227ZM229 230H231L230 228H229ZM228 230V231H229ZM245 230H247V229H245ZM256 230V229H255ZM0 231H1V227H0ZM11 231V232H10ZM19 231V230H18ZM21 231V230H20ZM19 231V232H20ZM30 231L28 230V232H29V235H30ZM33 231V230H32ZM31 231V232H32ZM40 231L41 230H39V233L37 232L36 233V235H38V234H40V236H41V233H40ZM62 231V232H63ZM107 233H106V232ZM117 231H121V235H116V234H118V232ZM164 231V230H163ZM207 231V232H208ZM226 231V230H225ZM235 231H237V232H235ZM241 231V233H242V230H240ZM261 231V232H262ZM16 232V231H15ZM15 232H14V234H15ZM18 232V233H19ZM22 232V231H21ZM28 232L27 233H25L24 234V236H23V234H21L20 235V237H17V234H15L16 235V237L14 236V234H13V237H12V240H13V242L12 243H10L9 242V240L8 241H6L7 243H9V244H12V246L13 245H15L16 244V242H17V247L16 246H14V247H16V248H9V247H12V246H9L8 248L9 249H11L12 251H10L9 249H5V250H8V253H7V251H5L7 254H13V252L14 251H16V252H14V254L13 255H15V253H16V256H13V255H11L10 256V254H9V256L11 257H8V256H6V258L8 257L9 258V260H11V261H9V262H11V264H16L15 262H13L14 261V259L13 258H15V260L16 259H18L19 257H20V259H22V261L21 260H18V261H20V264H22V262L23 261H25L26 260V258L28 259L29 257V259H31V260H35V257H36V259L38 258V255H36V254H38V253H36L35 255L36 256H34V254H32L33 252H32V250L34 249V251H37V250H40L39 249V246H38V249L37 250H35V248H33V249H31L32 247H33V245L31 246V248H29V249H31V253H29L30 255H26L28 252L27 251H29V249L27 250L26 248H28V247H30V245H31V243H30V245L28 244L30 241H32V239L34 238V233H32L33 235V237L30 235V238H32L29 242H27L28 241V239L27 238H29V237H27V236H29V235H26V234H28ZM33 232H35V231H33ZM53 232H55V231H53ZM58 232H56L57 234H51V232L49 231L48 233L50 234V236H44V237H40V240H41V242H42V240H44V243H46L47 241L49 242V240H51V239H49L48 240V237L50 238L51 237V235H52V237L51 238H53L52 239V243H54L55 241H56V239H57V237L55 236V235H57V236H59V235H62V232H61V234H59L58 235ZM110 232H112V234L113 235H111V234H109ZM116 232V233H115ZM144 232V231H143ZM151 232H153V230L151 231ZM161 232V231H160ZM166 232H169V230L168 231H166ZM166 232L164 231L163 233H165L166 234ZM205 232V231H204ZM211 232V231H210ZM213 232H214V230H212V234H213ZM227 232V231H226ZM232 232V230H231V233H233ZM255 232V231H254ZM253 232V233H254ZM257 232V231H256ZM255 232V233H256ZM72 233V234H73ZM122 233H124V234H122ZM128 233V232H127ZM140 233V232H139ZM138 233V234H139ZM154 233H155V231H154ZM209 233V232H208ZM207 233V236H209V235H212L211 233L210 234H208ZM241 233L239 232V234H237L236 236H235V234H234V236L235 237H237V238H235V241L233 240V242H230L229 240V242H230V244L231 245H229L228 243V246H230L231 248H228L227 247V250L228 249H230L231 250V252H230V255H228L229 257H228V262H227V264H249V263H251V264H253V262H254V264H258V261H256V260H259V258L261 259V261L259 260V263L261 262V264H264V234L262 235L260 232H258V233H260V235H261V242L256 238V239H254V236H252L253 234H251V236L253 237V239L257 242V244H253L254 242L252 241V243H248L250 240H246L247 242H245L246 243V247H248V250H249V248H250V252H251V254H253L254 256L255 255H257L256 257H252L251 256V254L250 253H248V254H244L243 255V248L241 247V245H240V242H241ZM3 234V235H4ZM64 234V233H63ZM70 234V233H69ZM74 234V235H75ZM143 234H145V232L143 233ZM156 234H158V233H156ZM155 234V235H156ZM165 234H162L161 235V240H162V238L164 237V235ZM174 234V233H173ZM179 235H181L180 233H178ZM189 234V233H188ZM201 234V233H200ZM215 234V233H214ZM1 236V238H3L2 237V234H0ZM26 235V236H25ZM48 235V234H47ZM71 235V234H70ZM169 235H171V232H169ZM186 235V234H185ZM220 235H222V234H220ZM219 235V236H220ZM232 235V234H231ZM241 235V236H240ZM257 235V234H256ZM256 235H255V237H256ZM9 236V237H8ZM18 236H19V234H18ZM53 236H55V238L53 237ZM69 236V235H68ZM131 236V237H130ZM143 236V235H142ZM165 236H168V235H165ZM184 236V235H183ZM198 236V235H197ZM228 236H230V235H228ZM246 236H249V238L248 239H250V235L248 234V235H245V237ZM22 237H24V239H25V241H24V239L22 238ZM38 237V236H37ZM45 237L47 238V239H45ZM132 237L133 238H135V239H133L132 240ZM138 237H139V235H137V239H138ZM158 237V239H159V236H157ZM156 237V238H157ZM181 237V239H183L182 238V235L180 236ZM194 237V236H193ZM198 237H200V236H198ZM203 237V236H202ZM226 237H227V235H226ZM5 238V237H4ZM14 238H16V239H18V241H14ZM21 240H20V239ZM44 238V239H43ZM59 238H62L61 236H59L58 237V239ZM131 238V239H130ZM155 238V239H156ZM170 239H172L171 238V236L169 237ZM168 238V239H169ZM175 238L177 239V241H174V242H176V244L173 242V241H169V240H166L165 239V241L167 242V245L166 246H168L169 245V242L170 243H174L175 244V246H176V248H177V244L178 245H180V243L179 242H181V244H183V242H185L184 240H181L180 238H179V236H178V238L175 236ZM191 237H187V236H185L184 237V239H186V240H190V242L192 241L191 239H193V238H191ZM243 238V237H242ZM15 239V240H16ZM23 239V240H22ZM35 239H36V236H35ZM38 239V238H37ZM55 239V240H54ZM57 239V240H58ZM140 239V238H139ZM138 239V240H139ZM147 239V240H146ZM227 239V238H226ZM232 239V238H231ZM236 239L238 240V241H236ZM246 239H247V237H246ZM11 239H10V241H12ZM19 240L20 241H23L22 243H20L19 242ZM27 240V241H26ZM40 240H36L38 243V245H40L41 244V242H39ZM45 240H46V242H45ZM135 240V241H134ZM173 240V239H172ZM179 240V241H178ZM181 240V241H180ZM196 240V239H195ZM198 240V239H197ZM214 240H215V238H214ZM243 240V242L245 241L244 239H242ZM258 240V241H257ZM70 241H71V244H70ZM129 241V242H128ZM1 242V241H0ZM3 242V241H2ZM19 242V243H18ZM27 242V243H26ZM48 242H47V244H48ZM58 242V244L59 245H61L63 242H61V240H60V242L59 241H57ZM69 242V243H68ZM128 242V243H127ZM138 242V241H137ZM153 244H152V243ZM178 242V243H177ZM208 242V241H207ZM213 242V241H212ZM219 242V241H218ZM234 242H237V245H236V243H234ZM239 242V243H238ZM255 242V243H256ZM261 243V246H257L258 245V243ZM5 243V242H4ZM15 243V244H14ZM35 243V242H34ZM51 243V244H52ZM139 243L141 244L142 242H141V239L139 240ZM195 243V242H194ZM216 243H217V240H216ZM250 244V245H254V246H249L248 244ZM9 244H7V246L9 245ZM20 244V245H19ZM22 244V245H21ZM49 244H50V242H49ZM50 244V245H51ZM56 245H57V243H55ZM64 244V243H63ZM131 244V243H130ZM129 244V245H130ZM161 244V245H160ZM189 244V243H188ZM222 245H223V243H221ZM221 244H219V245H221ZM239 244V245H238ZM19 245V246H18ZM35 245H36V243H35ZM50 245L48 246L47 245V247H46V244H44L43 245V242H42V245H40L41 246V248H43V246L46 248V249H48V247H49V249L48 250H46L45 248H43V250L45 249V252H44V254L43 255H45V257L47 256V254L49 253V252H51V251H49V250H54L53 248L55 247H57V246H51V248H50ZM58 245V246H59ZM128 245V246H129ZM132 246H133V244H131ZM159 245H160V247H159ZM209 245H211V243H209L208 245H207V247H209ZM214 245H215V243H214ZM224 245H226V243L224 242ZM223 245V246H224ZM248 245V246H247ZM5 246V245H4ZM7 246H5V247H7ZM22 246H27V247H25V249L27 250H24V251H26V253H24V251H23V249H24V247L22 248ZM63 246H65V244L64 245H62V249H61V251L63 250ZM137 246H138V244H137ZM142 246V245H141ZM165 246V245H164ZM172 246V245H171ZM175 246L173 245V248H171V249H173L174 250V248H175ZM197 246V245H196ZM218 246V245H217ZM222 246V247H223ZM227 246V245H226ZM4 247V248H5ZM37 247V246H36ZM68 247V246H67ZM135 247V246H134ZM133 247V248H134ZM139 247V246H138ZM181 247H183V246H181ZM212 247V246H211ZM236 247H238V248H240V251L242 250V252H239V253H237V251H235V252H233L234 250H236ZM252 247H256L255 249L254 248H252ZM4 248H1L0 247V249L2 250V253L0 252V255L2 254L3 256L5 255V252H4V254H3V249ZM60 248H61V246H60ZM60 248L58 247V251L56 250V252H59V256H62L63 255V253L64 252H66V251H64V250H66V249H64L63 250V253L61 252V254L62 255H60ZM141 248V247H140ZM143 248V247H142ZM142 248L141 249H139L138 248V250L141 252L142 251ZM158 248H160V249H162V250H160V249H158ZM186 248V247H185ZM218 248V247H217ZM225 248V246L223 247V249ZM235 248V249H234ZM13 249H15V250H13ZM21 249L22 251H23V253H21L22 251L20 250V252H18L19 250ZM70 249H72L71 251H69ZM134 249H136V248H134ZM144 249V248H143ZM146 249H147V251H146ZM157 249H158V251L159 252H157ZM168 249V248H167ZM207 249V248H206ZM209 249V248H208ZM212 249V248H211ZM220 249V248H219ZM232 249H233V251H232ZM18 250V251H17ZM43 250L41 249V251L43 252ZM132 250V249H131ZM10 251V252H9ZM165 252V253H163V254H165V255H162V258L160 257V259L161 260H159L158 258H159V256H161V254H160V252ZM168 251V250H167ZM212 251H213V249H212ZM216 251V250H215ZM214 251V252H215ZM222 251V250H221ZM247 251V250H246ZM18 252V253H17ZM37 252H40V251H37ZM47 252V253H46ZM56 252L54 253V251H53V253L54 254H56ZM157 252V253H156ZM168 252H171V250L170 251H168ZM211 252V251H210ZM210 252L208 253V255L210 254ZM35 253V252H34ZM41 253V252H40ZM39 253V254H40ZM46 253V254H45ZM52 252L50 253V255H48L47 256V260L48 259H50V261H52L53 259H55L56 261H57V257H58V255H52L53 254ZM69 253H66V257H67V255L69 254ZM144 253H142L143 255H144ZM160 254L159 256H158V258H155L156 256H155V254ZM189 253L190 254H188V255H191V256H193V257H190L189 256V258H191L189 261L191 262L190 264H208L209 263V260L208 259H210V258H205V256L203 255V253L205 254V252L203 251V253H201V251L198 249V248H190L189 249ZM212 253V252H211ZM224 252H221V254H223ZM229 253V251H227V253L226 254H228ZM234 253V254H233ZM241 253V254H240ZM17 254L19 255V257L17 256ZM20 254H21V256H20ZM25 254V255H24ZM42 254V253H41ZM73 254L74 255H76V258H77V256H80L79 258H77V260L76 259H74L75 258V256H73ZM213 254V253H212ZM220 254V253H219ZM221 254H220V256H221ZM24 255V256H23ZM186 255V254H185ZM207 255V254H206ZM207 255V256H208ZM224 255V254H223ZM259 255V256H258ZM13 256V257H12ZM31 256H33V257H31ZM40 256H42V255H40ZM52 256H54V257H56V258H51ZM65 256H63V259H62V257L60 258H58V259H61V261L62 260H64V259H68L69 257H65ZM68 256H70L71 257V255H68ZM153 256H154V259H153ZM166 257V259H165V257ZM5 257V256H4ZM17 257V258H16ZM25 257V258H24ZM50 257V258H49ZM168 257V258H167ZM178 257V258H177ZM181 257V258H180ZM5 258V259H6ZM7 258V259H8ZM24 258V259H23ZM39 258H41V263H42V259H43V257H39ZM39 258H38V260H39ZM71 258V259H72ZM176 258V260H174ZM187 258V257H186ZM217 258V257H216ZM219 259L220 258H225L224 256L223 257H218ZM250 258H251V262H250ZM2 259H4V258H2V256H0V260L2 261ZM4 259V260H5ZM26 260L25 262H26V264H28V261L30 262V260ZM171 259V260H170ZM44 260V259H43ZM46 260V259H45ZM55 260H53L52 261V263L49 261V263H48V261L46 262V264H53L54 262H55V264H56V261ZM175 261V263H171V261ZM183 260V261H182ZM212 260V259H211ZM216 260H218V259H216ZM221 260V259H220ZM225 260V259H224ZM248 260V261H247ZM253 260H255V261H253ZM0 261V262H1ZM17 261V262H18ZM60 261V260H59ZM58 261V262H59ZM59 262V263H62V262ZM66 262L67 261H70V263H72L73 261L72 260H70V258H69V260H65ZM65 261H63L64 263H66ZM72 261V262H71ZM161 261V262H160ZM188 261V260H187ZM186 261V262H187ZM219 261V260H218ZM242 261V262H241ZM8 262V263H9ZM33 262V261H32ZM31 262V263H32ZM44 263H45V261H43ZM76 262V263H77ZM210 262H213V261H210ZM224 263H225V261H223ZM223 262H221V263H218V264H224ZM2 263V262H1ZM0 263V264H1ZM8 264L7 263V260L6 261H3V264ZM39 264H40V262H38ZM44 263H42V264H44ZM68 264H70L69 262H67ZM75 263V264H76ZM162 263V264H163ZM188 263V262H187ZM187 263H185V264H187ZM214 263H216V262H214ZM10 264V263H9ZM17 264H19V263H17ZM23 264H24V262H23ZM33 264V263H32ZM35 264V263H34ZM63 264V263H62ZM72 264H74V262L72 263Z\"/></svg>","mask_w":264,"mask_h":264},{"label":"rangeland","instance_id":"obj_2","mask_svg":"<svg viewBox=\"0 0 264 264\" xmlns=\"http://www.w3.org/2000/svg\"><path fill=\"white\" fill-rule=\"evenodd\" d=\"M19 1H21V0H19ZM19 1L16 0L15 3L13 2V4L17 5V3H18ZM22 1H23V0H22ZM24 1H25V0H24ZM27 1H28V0H26L25 2H26L27 4L29 3V5H31L32 2H33V4L36 5V8L38 7V5H40V2H41V0H39V1H38V0H30L31 2H30V1L27 2ZM42 1H43V0H42ZM44 1H45V0H44ZM50 1H52V0H50ZM220 1H221V5H222L223 2H224V4L226 5V6H225L226 8L223 7V6H224V4H223V6H221V8H220L219 11L222 12V10H223V15L226 16L228 19H231L232 16H234L235 18H237V23L240 21V22L238 23L239 25H237V23H236V25H237L236 27L238 28V29H237V32L239 33V32H240L239 30H242L241 33L244 34V35H242V34L240 33V34H241V35H240V38L243 39V37H241V36H245L247 39H251V41H254V40H252V39H255V41L252 42L253 44L250 43V47H251V45H254V48L257 50V55H258V52H262V51H263L262 53H259V54H260L259 56H261V58L258 57L260 61L257 60L256 56L254 55L255 53H254V54L251 53V54H253L252 57H254V58L257 60V62L259 63V66H257V62H256V60H252V61H255V62H252L253 64H252L251 62H249V61H248V62L251 63L252 65H254V63H256L255 66H257L258 69H257V68H256V70L253 69V71H254L253 73H255V71H256V73L258 72L257 74H256V73L254 74L256 77L258 76L259 71H260V75H261V77H260V78L257 77V78H258V80H257L258 82H257V83H260V86H261V87L258 86L259 88H258V87H257V88H258V89L261 88L262 92H261V90H260V92H261V94H263V96H264V92H263V90H264V83H263V81H264V8H263L264 0H220ZM46 2H47V0H46L45 2H43V3H46ZM22 3H23V2H22ZM26 3L24 4V6L27 5ZM30 3H31V4H30ZM37 3H38V5H37ZM49 3H50V2H48L47 5H51V4H53L54 2H53V3L51 2L50 4H49ZM6 4H7V3H6ZM13 4H12V6H13ZM33 4H32L31 6H29V5H28V6L34 8L35 5L33 6ZM1 5H2V4H1ZM1 5H0V6H1ZM22 5H23V4H22ZM22 5L19 4V7L17 6V8H18L19 10H18L17 8L15 9V7H14V10H15V11L17 10V11L15 12V11L12 9V14L15 12V14L17 15V17L14 16L15 14H14L13 16H14V18H18V20H19V18H21V19H26L25 21H24V20H22V21L25 22V23L27 22V24L29 25L28 27H30L31 29H29L28 27H26V25H25V27H26L27 29H29V30H32V34H33V36L36 34L34 37H33L31 34H29L30 31L25 30V28H24V24H25V23H24L23 26L21 27V25H22L21 20H20V24H21L20 26H17V25H19L18 22H17L18 24L16 23L17 25H13V26L15 27V28H14V31H15L16 33H17L18 31H19V32L21 31V34H20L19 32H18L17 34H15V32L12 31V30H13L12 25H11V28H10V27H9V24H7V23L5 22V20L2 21V23H1V20H2L1 16L5 15L6 13H7V14H6L5 16H6V17L9 16V18H10V19H7L8 17H7V18L4 17V18L7 19L6 21L11 20V19L13 18L12 14L10 13L11 11L6 10V13H3V12H5V11L2 10V9H3V5L1 6V10H2L3 12H2L1 15H0V18H1V19H0V24H2V25H0V29L2 30V29H3L2 27H4L5 30H6L7 27H8V28H10V30H11V32H12L13 34L11 33V36H10V33H9L10 31H9V30H6V35L9 34L8 37L6 36V38L8 39V41L5 42L7 39H6V40L3 39V40H1V41H2V43H4V42H5V43H4V44H0V45L2 46V47L0 46V51L2 50V52H0V53H3V54H4V52H6L7 54H4V55H8V57L11 56L10 58H7V57L5 56L7 59H6V58H3V60L0 58V60H2V61L4 62L3 64H4V66H5V68L1 67V66H3V65L0 66V80L2 79V81H0V84L2 85V87H1V85H0V93L2 92V96H0V97H2V98H0V101H1L0 103H2V101L4 100V98L6 97V95H7V96L10 95V96H12V97H14V98L16 97V93L11 92V91L13 90L11 87H10V90H7V91L11 92V93H8V94H6L7 91H5V87H4V85H6V83H8V85H9V81H10L12 78H13V80H12V83H13V84H12V85H15V88H19V86H22V85H23V84L20 83L19 86H18V84H17V86H18V87H17L16 84H14V82L16 83L17 80L20 81L22 77L19 76V79H17V80L15 81L14 78H15L16 75H15V73L13 74V71L18 73L19 71H21V70L18 69V68H21V69H22V67H19V66H18V68L16 67V68H13V70H12L13 65H14V67H15V63L13 62V64H12V61H15V60H13V59H15L14 57H15L16 55H14V53H15L14 51L11 52L10 50H13L15 44H16V45L19 44L18 42H17V43L14 42V41H16V39L13 40V38H15V37H13V38L11 39L12 35L16 36V35L19 34L18 36L22 35V37H23V36L26 37V33H27V35L29 34L30 36H32L31 39H34V40L36 39L37 41L39 40V44H40V45L32 44L33 46H36V48L34 49V50H35L34 52L37 54V57H38V54L48 53V52H45V49H46V51L49 50V52H51V51H50L51 48H53L54 50H55V48H56L58 51H60V53L63 52V50H64V52H67V53H68V52H71L72 50H74V49L72 48V49H70L71 51H68V50H67L68 45H67L66 43L64 44V46L66 45L65 47H61V45L59 46L58 41H57V42L55 41L56 44L53 43V42H54V40H53L54 38H53L52 36H51V37L53 38V39H52L53 41H50V39L48 40V38H47L46 36L43 35V34H45V35H47V36H50V34L52 35V33L54 34V32H56V31L59 32L58 29H56V31H55V30H54V29H55L54 25L51 24L53 21L51 22L50 19H51V18L54 19L55 16H54V17L48 16V18H50V19H48V20L51 22L50 25H52V26L54 27V28L51 27V28H52V31H51V29L49 30V32H48V31H43V30H45L46 28H48L49 26H47V27L45 28V25L42 24V23H44V22L40 21L41 27L44 25L43 27H44L45 29H44L43 27L41 28V29H43V30H41V32H44V33H40V31L37 32V33L35 32V31H36L35 28L37 27V25H39V24H38V23H39V22H38L39 20L36 19L38 23H37V22H35V24L33 23V21L35 20V18H34V14H33V13H34V12L36 13V10H38V12H40L39 14H42V15H43V13L46 14L47 11H48V10H47L48 7L50 8L51 6H48V7L46 6V7H47V9H46V7H43L45 4H43V6H39L38 9L30 8V9H32V10H30L28 7H26V8L28 9V10L26 9V11H28V12L26 13V12L23 10L24 7H23ZM9 6L12 7V6H11V3H8L6 8H8ZM21 6H22L23 8H22ZM131 6H134V5H130L129 7L126 6V7H127L126 10L128 11V9H131V8L133 9V7H131ZM261 6H262V7H261ZM20 7H21L22 10H23V11H21L22 13L20 12ZM134 7H135V6H134ZM140 7H141V4H140ZM140 7H139V8H140ZM143 7H144V6H143ZM4 8H5V5H4ZM227 8H229V9H227ZM10 9H11V8H10ZM24 9H25V8H24ZM39 9H40V11H39ZM224 9H225V10H224ZM29 10H30L31 12H32L33 10H35L34 12H32V14H33L32 16H33V18H34V19L32 18L33 21H32V19H31V12H29ZM137 10H139V15H141V16L138 15L139 17H137L138 19H136V21L139 20V18H141L142 21H147V23H149V24H148V25H149V27H148V32H147V31L144 32L143 29H142V32H139L136 21H135V22H132V23H131V22H128V25H127L126 23H124V26L127 25V28H126V27H125V28H126V29L129 28L131 31H130V33H129V31L125 29V30H124L125 33H121V37H122V34H126V36H127L126 38H127V39H126L125 41L128 40L127 42H129V43L125 42V43H127V45H124V46H123L122 43H124V39H125V37H124V35H123L124 39H123V41H121L122 43H119V42H118V44H117V41H119V40L122 39V38H120L119 40H117V41H116V44L118 45V47H116V46H117V45H116V46H115L116 48H111V49L108 48L109 50H107L106 53H104V55H103L105 58H104L103 56H101L100 54H98V56H97V54H96V57H97V58L100 56V58H99L100 60H99V61H101V63H102L104 60H101V57H103L102 59H106V58H107V56H106L107 52H109V53L111 54V51H113V49H114V54H111V55H113V57H115V59H113V57H112V60H113L112 64H113V63H115V64H117V63L119 64V63H120L121 65H125V64H127V65H125V66L128 67V69H126V67H125L123 72L119 70L120 73H122V76H120V73H118L119 71H117V70L119 69L118 67H120L121 69H122V67H123V66L121 67L120 64H119V65L117 64L118 66L116 65L117 68L115 67V64L112 65V66H114L113 71H112V69H105V68H104V71H103V72L101 71L102 73H105V72H106V73L104 74V75H105V78H106L107 73H108V75H109V74H110V75H114V73L119 74V75H116V74L114 75V78H113V79H115V80L111 79V81H113V85H112V87L110 86V88H109V89H111V90L108 91V92H106L107 94L105 93L106 95L109 94L108 96H110V98H109V102H110V106L113 105V106H112L113 108H111L110 106H109V107H110L112 110H111V109L108 107V105L106 104V103H108V101H105V100L102 99V100H103V105H105V104L107 105V107H106V112H107V114L110 113V112H111V113L108 114V115H106V116H108V118H109L108 120H109L110 122L105 121L106 123L103 124V127H104V128L102 127V128H101V131H102V130L107 131L106 133H108L107 135H109V136H107L105 132H102L103 134H105V135H102V137H103V136H106L105 138H104V137L102 138V137H101V134H100V137H99V139H98L97 145L100 143V144H101L102 146H104L105 148H104V147H100V148L102 149V150H101L102 152H101L100 150H99V151H100V153H101L102 155H101L100 153H98V151L95 153V157L98 159V160L96 159V161H97V162H98V161H99V162L102 161V162H104V163H102L103 165H105V164H106L107 166L109 165V166H110V169H111V172H110V174L107 173V170L109 169V167H108V169L105 168V170H101V171H103V172H101L100 170H98V171H99L98 173H101V174H98L99 178L95 179L94 177H90L91 175L89 176L88 173H89L90 171H91V172H90L89 174L92 173V170H91L92 168H91V167H94V169H93V174H95L94 176H97V172H96L97 170H95V169L97 168L98 165L101 164V163H100V164L97 165V164L95 163L96 161H93V163H91V164H92V165L96 164V166H91V167L89 166V170H90V171L88 170V171L86 172V174H85V176H88V177H87V180H88V181L86 180V181L88 182V184L85 182V180H83V181L86 183V185H87L86 187H87V188H86V187H85V188L81 187V188H79V192H78V190H77V192H78L81 196H86V197H87V196H88V197L91 196L89 199H92L93 202L96 201L95 203L98 204V205H96V206H98L99 208L97 207V209H96V207H95V211H94V212L96 213V215H99V217L97 216V218H99V219H101V214H103L102 219H104V220H106V218L108 217V219H107V223H108V225L110 224V226L107 227L108 230L111 229L110 231H112V229L114 230V228L117 227L118 229L121 228V231H122V232H125L126 236L129 235V234H130V235L133 234V236H134L135 233H136L137 235H139L138 239L140 238L142 243H141V244L139 243V240H140V239L138 240V239H137V235L135 234V235H136V236H135L136 239L132 237V240L135 239V240H137L138 242L136 241V242L134 243V242H132V241H131V242L128 241V242H129V243L127 242L128 245L131 243V244H133V246H132L131 244H130L129 246L126 245V246H125V247H126L125 249L128 250V251L130 250V252L133 251V250H137L139 254L141 253L140 255H141V257H144V259H145V257H147L146 255L148 254L147 252L144 253V251H143V250H145V248H147V243H148L147 241H146L147 243H146V242H143V241H145L144 238H146V236L144 237V235H147V237H148V236H151V234H152V238L155 236L153 242H155V240H157L156 242H158V241L160 240L161 244H162V242H163V244H164L165 246L162 245V246L160 247V245H161V244H160L159 247H160V248H162V247L165 248V247H166V248L163 250V251H165V252L167 253L166 255L163 254V253H165V252H163V251L160 252V254L162 253L161 256H159L160 254L158 255V254H155V253H154L155 256H156L155 258H158V256H159V258H158L159 260H161L160 257L162 258V255H165V256L168 255V257H170L171 255H170L169 253L172 254V252H173V256H177V255L180 256V254H182V255H183V257H182L183 260L186 259V260H184V262H185V263L188 262L187 264H190V263H191V262H190V261H191V260H190L191 258H189V256H190V257H193V256L188 255V254H190V253H189V249H190V248H195V247H196V248H198V249L201 251V253H203V251L205 252V254L203 253V255L205 256V258H210V259H208V260H209V263H208V264H218V263H221V262H223V261H225V263L223 262L224 264H227V262H228V257H229L228 255H230V252H231L230 249L227 250V247H228V248H231L230 246H228V244L231 245L230 242H233V240L235 241V238H237V237H235V236H236L237 234H239V232L241 233L240 230H242V233H241L242 236L240 235V236H241V242H240V245L242 244L241 247L244 249V250H243V251H244V252H243V255H244V254H248V253L251 254V252H250V248H249V250H248V247L245 246V245H246L245 242H247L246 240H250L248 243H252V241H253V242H254L253 244L255 245V244H257V242H256L254 239L257 238V239L260 241V240H261V238H260V237H261L260 233H261L262 235L264 234V232L260 229V226L258 225V224L260 223V221L264 218V209H263V208L261 209V207H264V203H263V202H264V201H263V200H264V194H263V193H264V186L259 185V184L262 182L261 180L264 181V178H263V177H259V178H258V176H255V174L253 173V172L255 171V168H256L254 165H255L256 163L259 164V160L255 158V159L257 160V162H256L254 165H253V163H251V160H252V159H253L252 161L254 162V153L252 154V155H253V156H252V155H251V151H252V148L254 147V145L257 146V144H258V143L256 144L257 140H255V138H253V137H254V134H253L252 132H250V131L248 130L247 127H246V129H245V125H246V124H244V123H245L244 121H240V119H238V118H233V119H236V120H232V119H230V118H232V117L234 116V113H233V105H231V103H230L231 100H232V99H231V96H233V95H237V93H236V92L234 93V91H232V92H233V93H232V92H230L231 90L228 91V92H225V91H227V89L224 90L225 82H223V80L221 79V78H222V76H221L222 74H221L220 71H218L217 75H218V77L220 76L221 83H222L221 86H222V85H223V86L221 87L220 84L218 85V84L215 83V82H213V83H215V85H218L219 87H221V88H220V91L225 92V94H226V93L231 94V96L229 95L230 98H228L230 102L228 101L227 103H228L229 105H231L232 107L229 108V107L227 106L228 104L224 101V98H223V97L225 96L224 93L222 94V92H219L218 90L216 91V90H214L213 88H210V87H213L212 85H214V84H211V83H210V84H211L210 87H208V88L212 89V90H211V94H212V95L209 94V96L212 97V96H214V95L217 94V93H218V94L221 93V94L223 95V97H222L221 94L219 95V97L221 96L220 99L223 98V100H221V101H222V102L224 101V103L227 104L226 106L228 107L229 110H228V109H225L226 106L224 107L225 104H224V103H221V102H220V99H219V101H217V102H220L221 104L218 103L217 105H216V104H214V106L212 105L214 108H216L215 110H213V107H211V105H209V104H213V103H211V102L215 101V100H214V99H216V98H214L215 96L212 97V99L214 98L213 100L209 97V98H210L209 101H206V102H205V103L208 102L207 108H206V106L203 105L202 102H201V103H202V105H203L207 110H209L208 106H210V107H211L210 109H212L214 112H215L216 110L220 109L221 112L223 111V113L217 112V114H218V113H220V114H224V112H225V115H224L225 117H224L223 115L218 114V115H220L221 117H220V118L218 117L219 119H217V118L215 117V116H217V115H216V112H215V113H214L215 115L213 116V119H212L211 116L213 115V113L209 114V113L212 112V111H208V112L206 113L207 110L205 111V108L202 107V106L199 107V108H195V107L193 106V104H192L193 102H191V101L193 100V99L191 98V96L194 95L193 93H192L193 95L190 94L192 91L189 93V95H190V99H191V101L189 100V101H190L189 103L192 104V107H191V105H189V103H188V104H187V105H189V106H188V111L186 110L187 107H185L186 104H185V102H184L183 100H186V103H187L189 96H188L187 92H185V94L188 96V98L186 99V96H185V94H184L185 97H180V98L178 99V97L180 96V93H183L184 91H186V90H185V86H186V87H187V86H190V85L193 86V84H194V86H195V83H197V81H195L197 78L195 79V77H198V76L201 77V76H202V73H203L204 71L202 72L201 70H202V68H203V70H204V68L206 67V65H208L209 68L212 67V68H214V70H216V69H217V68H215L216 66H213V65H216V64H215V63H216V59H213V57H212L210 61L207 60V63H208V62H211L212 60H213L212 62L215 61L214 64L211 63V65H210V64H206V61L203 60L202 62H203V63L205 62L204 64H206V65H205V67H204V66H202V65H204V64L201 63V64H202V65L200 64V65H201V68H200V69H201V70H200L201 73H200V71L198 70V71H199L198 73H200L201 76H200V74H196V75H193V76H192V74H190V75H191L190 77L187 76V77H189V78L187 79V80H188L187 82L190 81V84H189V85H188V84H187V85H186V84H183V83H187V82H184V81H185V78L183 77V76H184L183 74H184L185 72H183V70L179 69L181 63H180V65H179V67L175 66V65H177V63H176V62L173 63V61H175L177 58L174 59L173 57H171V59H170V58H169V55H170V54H169V52H168L170 49H168V50L166 49V48H171L172 46L169 45L170 47H169V46L166 47L167 44L165 45V43H166L165 40H166V39L168 40V37H170V39H172L171 36L174 35V34H172L174 31H173V32H171V31H172L173 29H175V28H173V27H175V26H173V27L171 26V27H172V30H170V29H171L170 27H161V26H163L165 23H164L163 21H158V23H157L158 18H157V20H155V21L152 19L151 22H149V21L147 20V10H146V8H142V7H141L140 9H138V6H137V9H136V7H135V10H134V11H135L136 13H138ZM231 10H232V12H231ZM41 11H42L43 13H41ZM49 11H50V10H49ZM129 11H130V10H129ZM134 11H132V10L130 11L131 13L133 12V16L135 15V12H134ZM236 11H237L241 16L237 15L238 13H237V14H234V15L231 14V13H235ZM0 12H1V11H0ZM17 12H18V14H17ZM19 12H20L21 14H23V15L25 14V15H24L25 17L23 18V16H21V14H20ZM38 12L36 13L37 15H38ZM247 12H248V13H247ZM28 13H29V14H28ZM140 13H141V14H140ZM250 13H251V14H250ZM229 14H230V15H229ZM248 14H249V15H248ZM18 15H20L21 17H19ZM27 15L30 17V18H28V21H27V17H26ZM109 15H111V13H110ZM131 16H132V14H131ZM133 16H132V17H133ZM136 16H137V15H135V17H136ZM117 17H118V15H117ZM117 17L113 18V20H114V19L116 20ZM238 17H239V18H238ZM238 19H239V20H238ZM18 20L16 19V21H18ZM29 20H30L31 23L34 24V25H36V23H37V25L35 26V28L32 29V24L30 25V21H29ZM45 20H47V19H45ZM12 21H13V19H12ZM14 21H15V20H14ZM4 22H5V23H4ZM41 22H42V23H41ZM161 22H162V25H161ZM10 23H11V22H10ZM12 23H13V22H12ZM47 23H48V22H47ZM250 23H252V24L254 23V24L256 25V26L253 25L254 27H256V28H255L256 30H254L253 27L250 26V25H252V24H250ZM4 24H6L5 26H7V27H5ZM114 24H115V23H114ZM117 24H119V23H117ZM117 24H116V25H117ZM73 25H78V24L73 23ZM150 25H151V26H150ZM166 25H167V24H165L164 26H166ZM16 26H17V28L20 27V28H18L19 30H17ZM238 26H239L241 29H240ZM257 26H258L259 28H258ZM33 27H34V26H33ZM118 27H119V26H118ZM146 27H147V25H146ZM250 27L252 28L251 30H249ZM22 28H24V29H22ZM37 28L39 29V26H38ZM116 28H117V26H116ZM116 28H115L114 30H116ZM120 28H121V27H120ZM120 28H118V29H120ZM257 28H258V29H257ZM21 29H22V30H21ZM34 29H35V30H34ZM123 29H124V28H122L121 30H123ZM1 30H0V31H1ZM24 30H25V31H24ZM33 30H34V32H33ZM47 30H48V29H47ZM121 30H120V31L118 30V31H119V32H122ZM3 31H4V30H3ZM7 31H8V32H7ZM53 31H54V32H53ZM126 31H128V33H127ZM28 32H29V33H28ZM60 32H61V31H60ZM116 32H117V31H116ZM0 33H2V32H0ZM24 33H25V34H24ZM48 33H49V35H48ZM56 33H57V32H56ZM56 33H55V34H56ZM63 33H64V34H68V33H65V32H63ZM238 33H237V34H238ZM3 34L5 35V32H3L2 35H3ZM23 34H24V35H23ZM55 34H54V35H55ZM58 34L60 35V33H57V35H58ZM64 34H62V35L64 36ZM138 34H140V35H138ZM0 35H1V34H0ZM29 35H28V37H30ZM39 35H40V37H38ZM42 35H43V36H42ZM137 35L140 37V39H139V38H136ZM170 35H171V36H170ZM9 36H10V37H9ZM69 36H70V34H69V35H66V37H68V39H69ZM142 36H145V37L147 38L148 42H145L143 39L141 40V37H142ZM238 36H239V34H238ZM28 37H27V38H28ZM54 37H56V36H54ZM58 37H59V36H58ZM61 37H62V36H61ZM66 37H62V38H66ZM70 37H71V36H70ZM119 37H120V36H119ZM119 37H118V38H119ZM173 37H174V36H173ZM245 37H244V39H245ZM253 37H255V38H253ZM256 38H257V39H256ZM0 39H2V38L0 37ZM9 39L12 40L13 43H14V45L12 46L13 48L8 46ZM31 39H28V40H31ZM59 39L61 40V38H59ZM63 40H64V39H62L61 41L64 42L65 40H64V41H63ZM72 40H73V39L70 38L69 41L72 42ZM167 40H166V41H167ZM173 40H174V38H173ZM173 40H171V41H173ZM256 40H257V42H256ZM37 41H36V43H37ZM61 41H60V43H62ZM249 41H250V40H249ZM24 42H25L24 44H27V41H26V40H25ZM30 42H31V41H30ZM30 42L28 41V44H27V45H29ZM71 42H69V44H70ZM167 42H168V41H167ZM10 43H11V45H12V42H9V44H10ZM33 43H34V41H33ZM67 43H68V41H67ZM103 43H105V42L103 41ZM6 44H7V45H6ZM22 44H23V43H20V44L18 45L19 47H18V48L16 47V48H17V49H20V47L22 46ZM30 44H31V43H30ZM57 44H58V45H57ZM168 44H169V43H168ZM170 44L172 45V43H170ZM20 45H21V46H20ZM44 45H45V46L48 45V47L46 46V48H44V47H45ZM49 45H50V46H49ZM119 45H120V47H119ZM149 45H150V46H149ZM38 46H39V47H38ZM40 46H41V47L43 46L44 49L41 50V49H40ZM51 46H52V47H51ZM70 46H72V44H70ZM104 46L106 47L105 44H104ZM202 46L204 47V48H203L204 50H207V49H208V45H207V46L202 45ZM202 46H201V49H202ZM3 47H5V49H9V51H10L12 54H11L10 52H9V54H8V50H4V49H2ZM197 47H198V46H197ZM205 47H206L207 49H206ZM250 47H248V48H250ZM16 48H15V49H16ZM64 48L66 49V51H65ZM69 48H71V47H69ZM150 48H151V50L148 52V50H149ZM261 48H263L262 51H261ZM15 49H14V50H15ZM152 49H156V50H157V53H155L156 50H153V53H152L153 55H159V56H156V57L153 56V58H155V59H154L155 63H156L157 61L161 60V61L158 62L157 67H155V68H159L158 65H160L161 62L163 63L162 60L164 59V64H162V66H163V68H164V71H162L163 68L161 69V71L165 74L164 76H163V74H159V71H160L159 69H155V68H154V69H155V72H156L157 70H159V71H157V72H158V76L156 75V73H155V75H154V74H153V73H154V72H153L154 69H153L152 67H150V65H149V66H144V64H143V60H144V58L147 57V55L152 51ZM195 49H196V48H195ZM203 49H202V50H203ZM209 49H210V50H209ZM209 49H208V51L210 52V51L212 50V47L209 46ZM54 50H53V51H54ZM57 50H56V51H57ZM110 50H111V51H110ZM165 50H167V51L164 52ZM204 50H203V53H204ZM253 50H254V49H253ZM253 50H251V51H253ZM3 51H4V52H3ZM15 51L17 52V50H15ZM195 51H197V50H195ZM198 51H199V50H198ZM198 51H197V52H198ZM249 51H250V50H249ZM254 51H255V50H254ZM54 52H55V51H54ZM72 52H73V51H72ZM72 52H71V54H74L75 51H74L73 53H72ZM103 52H105V51H103ZM192 52H194V49L190 52L191 55L189 54V56H188V58L191 59L192 62H194V58H196V57H194V56H197V57H198L197 59H199V57H200V60H201V52H202V51H201L200 53H199V52H198V53L196 52L199 56L196 55V54H194L195 52H194V53H192ZM56 53H59V52H56ZM100 53H102V52H100ZM109 53H108V54H109ZM112 53H113V52H112ZM203 53H202V56H203ZM206 53H207V52H206ZM206 53H205V54H206ZM3 54H2V55H3ZM64 54H65V53H64ZM64 54H61V55L63 56ZM71 54H70V55H71ZM102 54H103V53H102ZM108 54H107V55H108ZM110 54H109V55H110ZM166 54H168V55H166ZM192 54H193V55H192ZM205 54H204V55H205ZM262 54H263V55H262ZM4 55H3L2 57H4ZM9 55H10V56H9ZM45 55L48 56L47 54H45ZM45 55H44V56L42 55V58H40V56H39L37 59H38L39 61H40V60H41V61H44V62H45L44 65H47L48 67H49V66H52V65L55 63V62H54L55 60L52 62V63H53V64H52V63L50 62L51 60H49L48 57H51V58H53V59H56L57 54H53V55H54V56H53V55L50 53L48 57H46ZM50 55H51V56H50ZM74 55H75V54H74ZM74 55H73V56H74ZM208 55H209V54H208ZM13 56H14V57H13ZM58 56H59V54H58ZM66 56H68V55L66 54ZM71 56H72V55H71ZM71 56H70V58H71ZM192 56H193V57H192ZM206 56H207V54H206L204 57H202V58H205ZM60 57H61V56H60ZM60 57H59V58H60ZM64 57H65V56H64ZM64 57H63V58H64ZM161 57H163V59H162ZM185 57H186V56H185ZM12 58H13V59H12ZM18 58H19V57H18ZM44 58H45V59H44ZM51 58H50V59H51ZM59 58L56 59V65H59V64H60V65H59L60 70H62V68L64 69V68H65V65H67V63H71L70 60H69L70 62H68V59H67V61H66V60L61 61L62 59L59 60ZM65 58H67V57H65ZM65 58H64V59H65ZM73 58H75V56H74ZM73 58H71V59H73ZM79 58H80V57H79ZM79 58L77 57V58H75V59H76V60H79ZM87 58L89 59V57H87ZM109 58H110V56H108V58H107L108 61H112V60H109ZM157 58H158L159 60H158ZM172 58H173L174 60H173ZM4 59H6V61H5ZM8 59H9V60L12 59V61H11V65L9 64L10 62H8V61H9ZM53 59H52V60H53ZM75 59H74V60H75ZM90 59H91V58H90ZM156 59H157V60H156ZM169 59H170V60H169ZM197 59H195V60L198 61ZM251 59H253V58H251ZM251 59H249V60H251ZM7 60H8V61H7ZM47 60H48V61H47ZM80 60H81V59H80ZM80 60H79V61H80ZM185 60H186V59H185ZM200 60H199V62H200ZM2 61H1V64H2ZM41 61H40V62H41ZM57 61H58V62H57ZM59 61H60V62H59ZM87 61H88V60H87ZM97 61H98V60H97ZM121 61H122V63H121ZM167 61H168V62H167ZM177 61H178V60H177ZM217 61H218L219 64H220V61H219V60H217ZM5 62H6V64H7V62H8L9 67L11 66V69H10V70H12V72H9L10 70H8V73L6 74L7 70H5L6 72L3 71L4 69H6V67L8 68V66H7L8 64L6 65ZM179 62H180V61H179ZM179 62H178V63H179ZM190 62H191V61H190ZM192 62H191V63H192ZM199 62H197V63H199ZM218 62H217V64H218ZM72 63H73V60H72ZM74 63H76V62L74 61ZM101 63H99V64H101ZM105 63L107 64V63H109V62H105ZM159 63H160V64H159ZM167 63H169L170 65L167 66V65H166ZM262 63H263V64H262ZM62 64H65V65L63 66ZM90 64H91V63H90ZM90 64H89V65H90ZM99 64H95L96 67H97V66H100ZM102 64H103V63H102ZM102 64H101V66H102V68H103V65H102ZM106 64H104L105 67L108 65V64H107V65H106ZM110 64H111V63H110ZM110 64H109L108 66H110ZM129 64H131L130 67L128 66ZM193 64H194V65H197V66H194V67H196V68H197L198 66H200V65L196 64L195 62H194ZM251 64H249V66H248L249 68L247 69V71L250 72V73H252V68L255 67V66L251 67ZM44 65H43V66H44ZM61 65L63 66L62 68H61ZM71 65H72V64H71ZM145 65H146V64H145ZM172 65H173V66H172ZM220 65H221V64H220ZM220 65H218V70H219V66H220ZM43 66H40V67H39V66H36V68L38 67V70H40V69H42V68L45 67V66H44V67H43ZM101 66H100V67H101ZM31 67H32V66H31ZM31 67H29V68H27V69L30 70L31 74H32V73L34 74V72H35L37 69L34 70V67H33L32 69H33L34 71L32 72V71H31ZM48 67H46V68L48 69ZM52 67H53V66H52ZM55 67H56V66H55ZM69 67H71V66L69 65ZM69 67H68V68H69ZM90 67H91V66H90ZM92 67L94 68V66H92ZM100 67H99V68H100ZM146 67H148V68H146ZM168 67H169V68H168ZM172 67H177V68L174 69V68H172ZM182 67H186L187 69H189V68L192 69V68H193V67L182 66V65H181V68H182ZM220 67H221V66H220ZM250 67H251V68H250ZM2 68H3V69H2ZM50 68H51V67H50ZM50 68H49V69H50ZM56 68H57V67H56ZM112 68H113V67H112ZM144 68H146L147 70L145 71ZM150 68H151L152 70H151ZM160 68H161V66H160ZM8 69H9V68H8ZM25 69H26V67H24V69H22V71L25 70ZM27 69H26V70H27ZM52 69H53V68H51V70H52ZM54 69H55V68H54ZM69 69H70V68H69ZM71 69H72V68H71ZM81 69L83 70V66H82ZM81 69H80V70H81ZM90 69H92V68H90ZM116 69H117V70H116ZM149 69H150V71H149ZM173 69H174V70H173ZM177 69H179V71H180V70L182 71V73H181L182 75L180 76L181 80H180V82H179V80L177 81V83H181V81H182L183 83H181V84H177L176 82H174V79H175V78L173 79V81H171V80L169 79V78H171V79L173 78V77H171L170 75H172V74L174 73V71H175V73H176V70H177ZM183 69H184V68H183ZM194 69H195V68H194ZM194 69H192L193 72H194ZM26 70H25V71H26ZM51 70H49V73L46 72V74H45L44 72L47 71V70H45L44 72H42L43 70H42V71L40 70V71L36 72V73L38 74L37 76H36V74H35L36 77H34V75H29L28 78L31 77L32 79L30 78L31 80H29V81H27L28 79H27V80L25 79V80H26V81H25V84H26L27 86H28V85L30 86L31 81H34L32 84H35V85H36L38 82H39V83H40V82H44V83L47 82V83H46V84H47L46 87L48 88V86H49L48 83H50V87H51V85H52V86H53V85H57V83H58L57 81H61L62 79H64V78H65L66 76H68V74H69L68 72H66V71L63 70L64 73H65V72H66V73L63 74V71H59L60 73L62 72V73H61L62 76H60V74L58 73V70H59V69H58V70H54V71H51ZM80 70L77 69V70H76V73H80ZM88 70H89V69H88ZM93 70H94V69H93ZM93 70H92V71H93ZM100 70H101V69H100ZM114 70H115L116 72H114ZM122 70H123V69H122ZM143 70H144V71H143ZM185 70H186V69H185ZM185 70H184V71H185ZM2 71H3V72H2ZM50 71H51V72H50ZM140 71H141V72H142V71L145 72L146 75H147V77H148V78H146V77L143 76V77L145 78L144 81H145V80L148 81V79L151 78L150 76H152V78H154L155 81H156V84H155V86H154V85H153L154 82L150 81L152 78L149 80L150 82L153 83L152 85H153V88H154V89H153L154 91L151 90V93H150V94H149L150 89H149V91H148V89H146L147 92H148V93H147L146 90L143 89V88H145L146 86L142 87V86H143V83H144V84H147L148 82H146V81L144 82V81H142V79L139 78V76H141V74H140L141 72H140ZM147 71H149L150 73H151V71H152V74H153L154 76H153V75H150V73L147 72ZM161 71H160V72H161ZM171 71H172L173 73H172ZM189 71H190V70H189ZM206 71H209V69H208V70L206 69L205 72H206ZM210 71H211V72H214V74L212 73V76L216 77V76H215V74H216L215 72H216V71H213V69H211ZM26 72H27V71H26ZM30 72H27V74L30 73ZM113 72H114V73H113ZM135 72H136V73H135ZM170 72H171V73H170ZM177 72H178V70H177ZM187 72H188V71H187ZM187 72H186V73H187ZM191 72H192V71H190L189 73H191ZM193 72H192V73H193ZM205 72H204V73H205ZM211 72H210V73H211ZM1 73H2V74H1ZM19 73H20V72H19ZM21 73H22V72H21ZM43 73H44L45 75L48 74L49 77H50L52 80H50V78H49L48 76H46V78L44 77L45 79L43 80V78H42L43 75H44ZM51 73L54 74V77H55V75H56V80H57V78L60 76V78H59L60 80L58 79L57 81L55 80L56 82H54L53 80H54L55 78H54V79L52 78L53 75H51ZM87 73H88V71H87ZM145 73H144V74H145ZM148 73H149V74H148ZM178 73L180 74V72H178ZM186 73H185V75H186ZM194 73H197V70H196V72H194ZM204 73H203V74H204ZM210 73H209V74H210ZM4 74H6L7 76L4 75ZM24 74H25V73H24ZM24 74H23V76H24ZM27 74H25V75H27ZM39 74H40V75H39ZM41 74H43V75L41 76ZM136 74H140V75H137L138 78H136ZM176 74H177V73H176ZM176 74H175V75H176ZM12 75H14V76H12ZM18 75H19V74H18ZM20 75H21V74H20ZM45 75H44V76H45ZM99 75H100V74H99ZM102 75H103V74H102ZM110 75H109V76H110ZM175 75H173V76H175ZM177 75H178V74H177ZM197 75H198V76H197ZM9 76H10L11 78L8 79ZM32 76H33L34 78H33ZM74 76L76 77V75H74ZM109 76H108V77H109ZM117 76H118V77H117ZM155 76H156V77H155ZM160 76H162L161 79H160ZM166 76H167V77H166ZM169 76H170V77H169ZM208 76H211V75H208ZM208 76H205V74H204V77H206L205 82H208V83H209V81L207 80V77H208ZM4 77H7V78L5 79ZM17 77H18V76H17ZM20 77H21V78H20ZM26 77H27V76H25V78H26ZM47 77H48V78H47ZM69 77H70V76H69ZM100 77H101V76H99V78H100ZM103 77H104V76H102V79H103ZM112 77H113V76H112ZM112 77H110V78H112ZM116 77H117V80H116ZM141 77H142V76H141ZM164 77H165V78H164ZM175 77L178 78L179 76H178V77L175 76ZM191 77H193V78H191ZM204 77H202V78L204 79ZM36 78H37V79H36ZM77 78L80 79L79 77H77ZM77 78H76V79H77ZM182 78L184 79V81L182 80ZM202 78H201V80H202ZM216 78H217V77H216ZM216 78H215V79H216ZM15 79H16V78H15ZM34 79H35V80H34ZM68 79H69V80H72V79H73V80H74L75 82H77V83L80 82L79 80L77 81L76 79H74L73 76H72V79H71V78H67L66 80H68ZM106 79H107V78H106ZM139 79H140V80H139ZM165 79H166V80H165ZM168 79H169V80H168ZM191 79H193V80H191ZM199 79H200V78H199ZM211 79H212V78H211ZM211 79L209 78V80H211ZM217 79H218V78H217ZM3 80H4V82H5V81H7V82L4 83ZM22 80H24V79H22ZM45 80H46V82H45ZM48 80H49V82H48ZM176 80H177V79H176ZM213 80H214V79H213ZM218 80H219V79H218ZM260 80H261V81H260ZM13 81H14V82H13ZM51 81H52V82H51ZM96 81H100V79H99V80L96 79ZM137 81H141L142 85L140 86V84H139ZM160 81H162V83H161ZM191 81H192V82H191ZM193 81H194V82H193ZM198 81L200 82V80H198ZM203 81H204V80H202V82H203ZM214 81H217V80H214ZM1 82H3L4 84H2ZM94 82H95V81H94ZM103 82H106V80L104 79ZM103 82H102V83H103ZM108 82H110V81L107 79V83H108ZM169 82H171V84H170ZM202 82H201V84H202ZM205 82H203V83H205ZM210 82H211V81H210ZM22 83H23V82H22ZM27 83H28V84H27ZM29 83H30V84H29ZM52 83H53V84H52ZM54 83H56V84H54ZM59 83L61 84V82H59ZM62 83H64V81H62ZM67 83H68V82H67ZM67 83H66V84H67ZM102 83H101V84H102ZM107 83H106V84H107ZM164 83H167V85L170 84V85L174 86V88H175L176 86H177L176 88H178L179 85H184V86H183L184 88H182V91H183V92L180 91V92L177 93V91L181 90V87H180V89L178 88L179 90L175 88V91H172L171 89H173V87L171 88V87L166 86V85L163 86ZM208 83H205V84L207 85ZM218 83H220V80H219ZM223 83H224V84H223ZM261 83H263V84H261ZM25 84H24L23 86H25ZM40 84H41V83H40ZM40 84H38L37 86H40ZM60 84H58V85H60ZM98 84H99V83H97V85H98ZM106 84H104V85H106ZM110 84H112V82H110ZM110 84H109V85H110ZM138 84H139V86H138ZM199 84H200V83H199ZM199 84H196V85L199 86ZM201 84H200V85H201ZM205 84H203L202 86L204 87ZM35 85H34V86H35ZM42 85H43V84H42ZM44 85H45V84H44ZM62 85H63V84H62ZM64 85H65V83H64ZM147 85H148V84H147ZM152 85L149 84L148 86H151V87H152ZM161 85H162V87H161ZM206 85H205V86H206ZM27 86H26V87H27ZM31 86H32V85H31ZM31 86L29 87L30 90H32L33 87H34V86L31 87ZM95 86H96V85H95ZM107 86H108V85H107ZM148 86H147V87H148ZM158 86H159V87H158ZM194 86H193V87H194ZM218 86H217V87H218ZM13 87H14V86H13ZM40 87H41V86H40ZM46 87H45V88H46ZM50 87H49V88H50ZM98 87H99V85L97 86V88H98ZM141 87H142V88H141ZM147 87H146V88H147ZM165 87H168V92H167V93H169V95H168V94H167V95H164V94L166 93V91H167V89H163V88H165ZM203 87H202V88H203ZM219 87H218V88H219ZM6 88H7V86H6ZM8 88H9V87H8ZM37 88H38V87H37ZM37 88H36V89H37ZM99 88H100V87H99ZM99 88H98V89H99ZM107 88H108V87H107ZM107 88H106V89H107ZM155 88H156V89H155ZM170 88H171V89H170ZM188 88L190 89V87H188ZM205 88H206V87H205ZM205 88H203V89L205 90ZM215 88H216V87H215ZM218 88H217V89H218ZM222 88H223V89H222ZM255 88H256V87H255ZM257 88H256V89H257ZM262 88H263V89H262ZM19 89H20V88H19ZM19 89H18V90L16 89V90L19 91ZM100 89H101V88H100ZM102 89H104V88H102ZM102 89H101V91H102V93H103V90H102ZM109 89H108V90H109ZM169 89L171 90V92H176L179 96H178L176 93H170ZM203 89H202V90H203ZM210 89H208V91H209ZM1 90H2V91H1ZM14 90H15V89H14ZM163 90H164V91H163ZM173 90H174V89H173ZM204 90H203V91H204ZM101 91L98 90L99 93H101ZM206 91H207V90H205L204 92H206ZM212 91H214V92H213L214 94L212 93ZM215 91H216V93H215ZM258 91H259V90H258ZM4 92H5L6 95H5V97L3 98ZM98 92H97V93H98ZM104 92H105V91H104ZM109 92H110V93H109ZM154 92H156V93L154 94ZM164 92H165V93H164ZM229 92H230V93H229ZM99 93H98V95H100ZM12 94H15V95H12ZM105 94L103 93L104 96L102 95L103 97H101V98H104V97H105V98L107 99V97H106ZM110 94H111V95H110ZM172 94H173L174 96L177 95V98H174V99H173L172 97H174V96H173ZM218 94H217L216 96H218ZM228 94H226V95L228 96ZM0 95H1V94H0ZM24 95H25V97H24L23 95H21V96L18 95V96H17L18 98H17V97H16L17 99L15 98V100L17 101L18 104H23V105H24V104L26 103V94H24ZM181 95L183 96V94H181ZM200 95H201V94H199V97H198L197 99H196V98L194 99L195 102H196V100H198V99L200 98ZM19 96H20V99H19ZM162 96H163L164 100L167 102V104H166V102H163L164 100L162 99ZM197 96H198V94H197ZM227 96H225V100H228V99H226ZM8 97H9V96H8ZM23 97H24V99H23ZM160 97H161V98H160ZM159 98H160V99H159ZM183 98H184V99H183ZM217 98H218V97H217ZM5 99H6V98H5ZM11 99H13V98H10V101H9V98H8L6 101H3V103H2L3 105H2V106H3V107L6 106V107L9 109V106H11L12 104H14V103L16 102L14 99H13V100H11ZM167 99H168V100H167ZM107 100H108V99H107ZM141 100L144 101V104H143V101H141ZM159 100H160V101H159ZM161 100H163V101H162L163 103H161ZM177 100H179V101L182 100V101L184 102L185 105H183V102H182V101H181L182 106H181V103H180L179 106L176 105L175 103L177 102ZM210 100H212V101H210ZM7 101H9V102H7ZM12 101H14V103H13ZM158 101H159V105H157ZM179 101H178V102H179ZM200 101H201V100H200ZM200 101L198 100V101H197V104H198V102L200 103ZM21 102H22V103H21ZM23 102H24V103H23ZM139 102L142 103V106H143V109H142V110L144 111V113H145V111H148V110L150 109V112H151L152 114H154V115L151 116L152 119H153V121L151 120V122H150L149 120H147L148 118H150V116H147V115H150L151 113H148V114H147V112L145 113L146 116H147V117H144L145 119L147 118V119H146L147 121H146V120H144V118H143V116H145V114L143 113V114H144V115H143L142 113H140V112H141V108H138V107H137V109H139V110L137 111V109H136L135 106H137V105L140 106L141 104H140ZM195 102H194V105H195ZM17 103H15L14 105H12L11 107H14V106L16 107V106H18ZM155 103H156V105H157V108H155V107H154L155 105H153V104H155ZM201 103H200V104H201ZM215 103H216V102H215ZM4 104H6V105L4 106ZM173 104L175 105L174 107L172 106ZM177 104H178V103H177ZM197 104H196V105H197ZM232 104H233V103H232ZM8 105H9V106H8ZM120 105H121V108H120ZM131 105H132L133 107H132ZM134 105H135V106H134ZM196 105H195V106H196ZM205 105H206V104H205ZM220 105H221V106H220ZM263 105H264V97H263ZM129 106L132 107V108H130ZM176 106H177V107H182V109L180 108V109H181V110H180V115L178 114V113H179V109L176 108V109L178 110V113H177V110L175 109ZM183 106H184L186 109H185ZM198 106H199V105H198ZM198 106H196V107H198ZM215 106H216V107H215ZM217 106H219L220 108H218ZM222 106H223V107H222ZM128 107H129V109H128ZM134 107H135V108H134ZM148 107H149V108H148ZM260 107H261V108H260ZM260 107H259V109H261V110H262V113H264V112H263V111H264V107H262V105H260ZM108 108H109L110 112H109ZM124 108H125V109H124ZM126 108H127V109H126ZM173 108H174V109H173ZM194 108H195V109H194ZM200 108L203 109V110H201ZM221 108H224L227 112H226L224 109H221ZM3 109H4V108H3ZM122 109H123V111H122ZM131 109H132V110H131ZM135 109H136V110H135ZM146 109H147V110H146ZM183 109H184V110H183ZM191 109H192V110L194 109V111H192ZM198 109H199V110H198ZM0 110H1V109H0ZM124 110H125V111H124ZM133 110H135V113H134ZM151 110H152V111H151ZM168 110H170V111H168ZM171 110H172V111H171ZM185 110H186V111H185ZM189 110H190V111H189ZM197 110L199 111L200 116H199V114L197 113ZM261 110H260V112H261ZM1 111H2V110H1ZM1 111H0V112H1ZM121 111H122V114H123L124 116H125L126 114L129 113V116L126 115V117H127V116L129 117L128 120H127L126 117H123V115H120L121 113H119V112H121ZM143 111H142V112H143ZM200 111H201V112H200ZM228 111H229V113H228ZM231 111H232V113H233V114H232L233 116H232V115H231V117L227 116V114H231V113H230ZM2 112H3V111H2ZM148 112H149V111H148ZM184 112H187V114H190L189 117H188V121L186 120L187 123H186V121H185V119H187L186 116H188L187 114H186L185 119H184L185 122L180 121V120H183L181 117L184 118V116L181 115V113H182L183 115H185ZM195 112H196L197 114H196ZM118 113H119V114H118ZM137 113H139V114H137ZM194 113H195V115H197V116L193 115V117H190V116H191L192 114H194ZM226 113H227V114H226ZM205 114H207L206 117H207L208 119H206V117H204ZM208 114H209V115H208ZM20 115H22V114H20ZM116 115H117V116H116ZM140 115H141V116H140ZM210 115H211V116H210ZM0 116H2V115H0ZM22 116H23V115H22ZM118 116L120 117V119H116V118H118ZM138 116H139V117H138ZM175 116H178L179 119H177V117L175 118ZM194 116H195V117H194ZM5 117H6V116H5ZM154 117H155V118H154ZM201 117H203V118H201ZM105 118H106V117H105ZM124 118H125V119H124ZM191 118H193V120H195L194 123H196V122L199 123V121H200V122L202 123V124H200L201 126H199V124L196 126V124H194V123L192 122ZM194 118H195V119H194ZM210 118H211V119H210ZM214 118H215V119H214ZM221 118H222V119H221ZM225 118H227V119L229 118V119H228V120L226 119V120H227V121H226ZM3 119H4V117H3ZM122 119H123V120H122ZM155 119H156L157 121H154ZM189 119H190V120H189ZM5 120H7V117H6ZM5 120H4V121H5ZM105 120H106V119H105ZM204 120H207V121H204ZM209 120H210L211 122H213V123L208 122ZM213 120H214L215 122H214ZM116 121H117V123L120 124V126H119L118 124H115ZM144 121H145V122H144ZM216 121L220 122L221 124H222V123L225 124V125H224L225 129L228 128V131H227V130L224 131L223 127L220 126V127L222 128L223 131L220 130L219 132H221V134H224V135H222V136H221L220 133H219V134H220V136H219V134L217 133V132H218V129L215 130L216 127L214 128V125L216 124ZM228 121H229V122H228ZM9 122H11V121H9ZM9 122H8V123H9ZM149 122H150V123H149ZM155 122H156L157 124H156ZM189 122H190V127L192 126L191 128L194 129L193 131H194L195 133H194V132H190L191 130H188V129H191L190 127L187 128V126H186V124L188 125ZM204 122H205V123H204ZM218 122H217V123H218ZM238 122H240L241 124L243 123V124H244V126H243L244 128L240 127V126H242V125H241V124L238 125V124H239ZM123 123H124V125H123ZM125 123H126V124H125ZM148 123H149L150 125H152V123H153L154 125L156 124V129H155V131H154V129L151 130L152 127L154 128V125L151 126V129H148V128L150 127V125H147ZM184 123H186V124H184ZM206 123H211V124H207L208 126H206L207 128H205V127H203L202 125L205 126ZM220 123H219V124H220ZM12 124H14V123L12 122ZM144 124H145V125H144ZM191 124H192V125H191ZM193 124H194V126H195L196 128H193V127H194ZM212 124H213V125H212ZM235 124H236V127H235V128H239V127H240L239 130L237 129V130L239 131V132H238V131H236L235 128H233V126H232L233 133L237 136V139H236V138H232V137H234V135H233V133H231L232 130H229V129L231 128V125H234V126H235ZM10 125H11V123H10ZM125 125H128L126 128H128V127L130 126L129 128H132V129H130V130H129V128H128V130L125 129ZM131 125H133V126H131ZM142 125H144V126H142ZM209 125H212V126L209 127ZM216 125H218V124H216ZM216 125H215V126H216ZM106 127H107V128H106ZM120 127H121V131L118 129V128H120ZM143 127H145V128L143 129ZM146 127H148V128L146 129ZM197 127L200 128V131H201V132H202V129H203V131H206V132H205L206 135H207V132L211 133V135H210V136L208 135V136H209V137L214 136V138H215L214 140L220 139L221 141H220V140H217V141H220V142H221L220 147H219V143H218L217 141H216V142H212L213 137H212L211 139H210L209 137H207V138L210 139V140L208 139L209 141H208L207 143H206L207 140H206V141H203V140H202V139H203L202 136H204L205 134L203 135V133H201L199 130H197ZM201 127H203V128H201ZM229 127H230V128H229ZM21 128H22V125H21ZM186 128H187V129H186ZM208 128H210V130H208ZM217 128H218V126H217ZM221 128H220V129H221ZM241 128H242V129H241ZM116 129L119 130V131H118L119 133L117 132ZM21 130H22V129H21ZM21 130H19V132H20ZM126 130H127V131H126ZM150 130H151V132L154 131L155 133H153V134L149 133L148 131H150ZM187 130H188V132L192 133V135H193L192 137H191V134H190V133H189V134L187 133ZM196 130L199 131L200 134H199V136L194 137L195 134L198 135V132L196 133ZM213 130H215V131H217V132H215V131H213ZM124 131H125V132H124ZM131 131H132L133 133H132ZM143 131H147L149 134H151V136H153V137H151V139H152L151 142H152L153 144H152L151 142H149L150 137H148V139H145V140L143 139V140H144V144H143V142H142V138H144V136L147 134L146 132L143 133ZM185 131H186V133H185ZM210 131H211V132H210ZM212 131H213V132H212ZM127 132L129 133L130 136L127 134ZM222 132H223V133H222ZM100 133H101V132H100ZM116 133H117V134H116ZM121 133L123 134V136H124V135H126V137L129 136L128 138H130V139H128V138H124L123 136L120 135ZM124 133H125V134H124ZM141 133H143V135H142ZM184 133H185V134H184ZM193 133H194V134H193ZM212 133H213V134H212ZM227 133L229 134V137L227 136V135H228ZM132 134H133V135H132ZM135 134H136V136H135ZM186 134H187V136H186ZM217 134H218V136H217ZM226 134H227V135H226ZM241 134H243L244 138H248L249 135H250V137H251V138H248V139H247V143H246V141H245L246 139L243 140V142H245L244 144H247V148H248V146H249L248 150H249V149L251 150L250 153H249V151L247 152V148H246L243 144H242V146H244V147H243V148H245L244 150H243L242 146H240L241 144H240V145H237V140L242 141V138H240V137L242 136ZM244 134H245L246 136H247V135H248V136L246 137ZM31 135H32V134H31ZM119 135H120V136H119ZM184 135H185V136H184ZM189 135H190V136H189ZM240 135H241V136H240ZM12 136H13V135H10V136H9L10 139H13V142H14V141L16 142L17 137H16V136H13V137H12ZM132 136H133L134 139H132ZM142 136H143V137H142ZM146 136H148V134H147ZM146 136H145V137H146ZM149 136H150V135H149ZM225 136H226V137H225ZM236 136H235V137H236ZM243 136H242V137H243ZM252 136H253V137H252ZM6 137H7V136H6ZM9 137H8L7 139H9ZM114 137H115V138H114ZM116 137L119 138L120 141H119L118 139H116ZM122 137H123L124 139H122ZM141 137H142V138H141ZM177 137H179L180 140H179ZM183 137H184V139H183ZM190 137H191V139L194 137L193 140H196V141L193 143V140H192V141H191V139L188 140V138H190ZM201 137H202V138H201ZM217 137H220V138H217ZM108 138H110L111 140H110V139L107 140ZM140 138H141V139H140ZM146 138H147V137H146ZM175 138H176L177 141H179V142H177ZM186 138H187V139H186ZM224 138H225V141H223ZM226 138H227V139H226ZM238 138H239V139H238ZM252 138H253L254 142L256 141L255 143L253 142V140H251ZM19 139H20V138H18V140H19ZM100 139H101V140H100ZM185 139L188 140V141H186ZM197 139H198V141H197ZM230 139H231V140H230ZM249 139H250V140H249ZM18 140H17V141H18ZM117 140H118V142H116ZM146 140H147V142H146ZM182 140H183V141L185 140L184 142H185L186 144H188V147H189V143H188V142L191 141L190 144L192 143V144H194V146H191L192 144H191L190 146H191L192 148H193V147H196L195 150L200 149V147L204 150V152L206 151L207 153H208L209 151L212 150L211 153L214 152V154H213V153H212V154H213L215 157L212 158L211 156H213V155H212V154H209V157L212 158V159H211L212 161H211L210 158L207 157L206 153H204L203 150H200V154L204 153L203 156H205V155H206V156H205L204 159L202 158L201 155L198 154V156H199V157L201 156L200 158H201L202 160H205V159H206V160H205V161H201V159H199V160L196 159L197 157H196V158L194 157V153H193L192 155H190V154H191V151H192V152L194 151V148L192 149V148L189 147V150H188V147H187V145H185L184 142H183V143H184L185 146H184V145H181L182 142H180V141H182ZM204 140H205V137H204ZM214 140H213V141H214ZM228 140H229V141H228ZM22 141H23V140H22ZM106 141H108V142L106 143ZM113 141L115 142V144H116V143L119 144V145L122 144V146L120 145L121 147L118 148L117 146H119V145H114V142H113ZM139 141H141L142 143L139 142ZM199 141H200V142H199ZM202 141H203V142H202ZM240 141H239V143H240ZM250 141H252V142L254 143V145H253L252 148H250V145L252 146L253 143L250 142ZM18 142H19V141H18ZM24 142H25V141H23V142H21V143H24ZM124 142H125V143H124ZM196 142H197L198 145H199V146L197 145L198 148H197V146L195 145ZM209 142H212L213 144L216 143V144H217V147H216V144L213 146V144H212V143H209ZM222 142H224V144H222ZM232 142L234 143V145L236 144L237 146H236V145H235V146H232V145H233ZM235 142H236V143H235ZM243 142H242V143H243ZM249 142H250V144H249ZM21 143L19 142V144H21ZM150 143H151V145H150ZM230 143H231V144H230ZM16 144H17V143H16ZM104 144H105L106 146L109 144V145H108L109 148H108V146H107V148H106V146H105ZM111 144H112V145H111ZM124 144H125V145H124ZM147 144H149V145H147ZM210 144H211V145H210ZM123 145H124L126 148H127V145H129V146H131V147L128 148V149H126V148H124ZM143 145H144V146H143ZM145 145H146V146H145ZM229 145H231L232 148H230L231 146H229ZM110 146H111V147H110ZM113 146H115V147L118 148V149H117V152H115V150H116L115 148H114V150H111V148H113ZM149 146H150V147H149ZM177 146H178V147H177ZM238 146H239V147H238ZM133 147H134V148H133ZM142 147H143V149L145 150V154H146V152H148V153L151 152V153H150V154H151L150 156H151V159L153 158V160H151V163L148 164V168H147V169H148V170H147V171H148V173H147L148 176L145 174V178L142 177V178H144V180H141V182H139L141 178H138V177H137V179H136V177H135L134 175L132 176V177H134L133 180H136V181L139 180V181H138V182H139V183H138L139 185L135 182V183L137 184V187H136L135 185H131V184H134V181H133V183L130 181V180H132L131 177H130V175H132V174L127 175L128 178H129V177H130V178H129V180L126 182V184H130V183H131V184H130V187L133 189V187L135 186V189H136V190L138 189V186L141 187V188H139L137 191H134V192H136L135 194L132 193V192H129L130 194H132L131 197H132L133 199L136 197L138 200H137V199L133 200L132 198H130V200H129V195H128V192L126 191V189H125V191H122V192H125V194L127 193V194H126L127 197L123 195L124 193L122 194V193L119 191V189L121 190L120 186L123 185V184H125V182H124L123 184H122V182H121V185H120L119 187H116V186L120 183V180H114V181H116V182H115L116 184L118 183V184L116 185L114 182H112V180H113V178H114L113 175L116 176V172H119V171H120V168H121V172H123L122 169H124V168L126 169V167L128 168L127 165H129L130 168H132V166H133V161H132V157H131V155H132L131 152H133L134 150H137V149L139 150V152H142V151H143ZM144 147H145V148H144ZM210 147H211V148H210ZM213 147H214L215 149H214ZM218 147H219V148H218ZM237 147H238V148L241 147V148H242V151H243L244 153H243L242 151H240L241 148H240V149H237ZM0 148H2V147H1V144H0ZM98 148H99V147H98ZM103 148H104V149H103ZM135 148H136V149H135ZM177 148H178V149H177ZM216 148L219 149V151H218V150L216 151ZM225 148H226V149H225ZM255 148H256V147H255ZM255 148L253 149L252 152H254V151L256 150ZM107 149H108V150H107ZM120 149H121V150H122V149H123V150L126 149V150H125V153H124V151H123V153H122V151H121ZM130 149H132L131 152H130ZM141 149H142V150H141ZM190 149H191V151H190ZM210 149H211V150H210ZM223 149H224V151H223ZM234 149H235V150H234ZM5 150H6V149H5ZM12 150H13V149H12ZM127 150H128V151H127ZM147 150H148V151H147ZM177 150H178V152H177ZM207 150H208V151H207ZM221 150H222V151H221ZM225 150H226V151H225ZM230 150L233 151V152H231ZM245 150H246V151H245ZM104 151H105V152H104ZM118 151H121V152H118ZM174 151H175V152H174ZM187 151H190V152H187ZM197 151H198V150H197ZM256 151H257V150H256ZM258 151H259V152L255 153V155H257L256 157H259V156L261 157V152H262V150H261V149H260V150L258 149ZM2 152H4V150H3ZM2 152H1V153H2ZM7 152H10V150L7 149ZM128 152L131 153V154H129ZM194 152H195V151H194ZM217 152L219 153V155H222V157L219 156L220 159L215 160L216 158H219ZM240 152H241V154H240L241 156L239 155ZM246 152L249 153V155L246 154ZM5 153H6V151H5ZM13 153H14V151H13ZM97 153L99 154V157H100V158H98V154H97ZM103 153H104V154H103ZM105 153H106L107 155H106ZM113 153H116V154L113 155ZM133 153H134V152H133ZM178 153L180 154V157L182 156L181 158H183V159H184L185 154H186V157H187V158L193 156L196 160H198L197 162H195V161L193 162V160H195V159L192 160L193 157L191 158V160H189L190 158H188L187 163H186V161L183 162L184 164L182 163L183 166L181 165V169L184 170V171H183V172H180V173L183 174V173H185V172L188 171V170H190V171H189V173H190L191 170L194 169V168H192V169H187V168H190V167H191V166H188V165H189L188 163H190V164H191L192 162H193L194 164L196 163V164H198V165H197L196 167L194 166L195 169L199 166V168L197 169V171L199 170V173H200V171H202V173H200V174H203L202 176L199 175V177H197V178H200V176H201V177L203 178V181H202L203 183L199 184V182L201 181L202 178H201V179H196V178H195V177L197 176V174L195 175V173H194L195 170H193V171L191 172L192 174H194L193 176H195V177H193L192 175H191V178L189 177L190 179H192V180H190L191 183L189 182L190 184H188L187 182H185V181H189V180L186 179V178H188V177H186V176H185V178L182 177L183 179H186V180L183 181V179L181 178L182 175L176 170V169H178V170L181 171L180 166H179V168H177V166L174 165V163H175L176 165L178 164L177 161L175 160V159L178 160V158H180ZM187 153H188V155H187ZM189 153H190V154H189ZM198 153H199V152H198ZM209 153H210V152H209ZM232 153H233V154H232ZM258 153H259V154H258ZM2 154H3V153H2ZM2 154H0V155H2ZM121 154H122V155L125 154V155L128 157V159H130V160H128L127 157H125V155H123L124 157H123V156H120V157H119L118 155H121ZM152 154H153V156H152ZM172 154H174L173 157H171ZM175 154H176V155H175ZM181 154H182V155H181ZM196 154H197V153H196ZM225 154H226V155H225ZM4 155H5V154H4ZM6 155H7V153H6ZM10 155H12V154H10ZM100 155H101V156H100ZM104 155H105V156H104ZM143 155H144V154H142V156H143ZM147 155H148V154H146V156H147ZM210 155H211V156H210ZM237 155H238V156H237ZM258 155H259V156H258ZM2 156H3V155H2ZM103 156H104V157H103ZM117 156H118V157H117ZM132 156H133V155H132ZM154 156H155V157H154ZM175 156H176V157L178 156V157L176 158ZM223 156H224V157H223ZM232 156H233V157H232ZM239 156H240V157H239ZM244 156L246 157V159H245ZM249 156H251L252 158H250ZM4 157H5V156H4ZM6 157H7V156H6ZM8 157H10V156L8 155ZM122 157H123L124 159H123ZM156 157H158V158H157V161H158V162L156 161ZM168 157H170V158H169V159H170L169 161H170L171 163H170V162H167ZM226 157L229 158V159L231 160V162H230V160H228ZM247 157H248V158H247ZM260 157H259V158H260ZM104 158H105V159H104ZM107 158H108V159H107ZM114 158H115V159H114ZM125 158H126V159H125ZM148 158H149V157H148ZM187 158H186V159H187ZM221 158H223V159H221ZM224 158H225V159H224ZM240 158H241V160H240ZM243 158H244V159H243ZM101 159H102V160H101ZM103 159H104V160H103ZM118 159H119V160H118ZM120 159H121V160L123 159V160H122L123 162H121ZM154 159H155V160H154ZM172 159H174V161H176V162L173 163V162H172V161H173ZM183 159H182V160H183ZM208 159H209V161H208ZM234 159H235V160L237 159V160L235 161ZM250 159H251V160H250ZM0 160H1V157H0ZM110 160H111V161H110ZM116 160H117V161H116ZM126 160H128L127 163H126ZM163 160H164V161H163ZM179 160H180V159H179ZM184 160H185V159H184ZM221 160H222V161H221ZM227 160H228V161H227ZM245 160H246L247 163L245 162ZM256 160H255V161H256ZM47 161H48V160H47ZM107 161H108L109 163H108ZM155 161H156V163H155ZM180 161H181V160H180ZM223 161H224V163H223ZM240 161H242V162H240ZM248 161H249L250 163H249ZM99 162H98V163H99ZM119 162H121L122 165H120ZM124 162H125L126 165H125V164L123 165ZM152 162H153V163H152ZM165 162H166V163H165ZM202 162H206L207 165H206V163L203 164ZM212 162H213L214 164H213ZM215 162H216L217 164H216ZM219 162H220V163H219ZM221 162H222V163H221ZM227 162L230 163L229 166H228V163H227ZM232 162H233V163H232ZM244 162H245V163H244ZM5 163H6L7 165H10V166L12 167V169H14V167H16V166H15L14 164H12V163H8V162H5ZM5 163L3 162L4 167H3V165H1V163H0V165H1L0 168H1V169L3 168L2 170H0V171H3V172H0L2 175H3L4 171H6V170H10L9 168H11V167H9V168H8V167H5V166H6ZM39 163H41V162H39ZM39 163H37V164H33V163H32V164L34 165V167H33L34 169L32 168L33 170H30V169H28V168H23V169H26V171H27V175L30 174V173L32 174V171H33V175L30 174L32 177H31V176H30V177H27V178L29 179V181H28V179L26 178L27 181H26V179H25V180H24V181H25V184H24V183H23L24 181L22 180V183L24 184V186H23V187H24V193H25V191H26L27 189H29V190L32 192V193H31L30 191H27L28 194L31 193V195H28V197H30V196H31V197H30V198L27 197L28 199H31V200L28 201V200H26V199H24V198H22V197H19V196L22 195L21 192H19V189H21V191H22L23 187H21V188L19 187V189H17V187L20 186V185L18 184L17 181L21 180L20 178L18 179V177H20V175H19L20 172H19V173H16L17 169H16V171L13 172V173L7 171V172L10 173V174H8V176L6 175V172L4 173V174L6 175V176H5V175H4V176H5V178L7 177V178H6L7 180H6L5 178L3 179L4 176L2 177V176L0 175V180H1L0 182L2 183V185H1V183H0V188H1V189H0V194H2L1 191H3L5 188L7 189V190H5L6 192L10 189V187L5 186V185L8 184V182H10L11 180L14 181V182L16 183L15 185H17V187H16L14 190L17 189L18 191H12L11 189H10V190H11L12 194H14V195H15V192H16V196H14V195L12 196L11 193H10L11 195H9V194H8V195H9L10 197H12L13 200H14V199H17V198H18L19 200H21V201H19V200H18V201L21 202V206H22V208L24 209L23 206H26V207H27V205H23V204H25V203H27V202H31L32 199H33V197H35V194H36V193H39L38 191L42 189V188L40 189V187L45 186L44 188H47V187H48V188L46 189V191H48V192L51 191L52 189H54L53 192H49V193H50V196H52V197H53V195L56 194V193H57L58 195H55V196H58V198H59V196H60L59 193L61 194V196H62V193H63L64 195L66 194V196H68L67 194L72 193L74 196L71 194L72 196H71V195L68 196L69 198L64 196L65 198L63 199V196H62V197L59 198V199H62V200H63V204H62V203H61V204L64 206V208H65L66 210L69 209V208H66L65 205H64V203L66 202L65 204L69 203V205H70V203H73L74 201H71V202H69V201H70L71 199L75 200V203H73L74 206L72 205V206H73V210H74L75 212H74L73 210H71V208H70L71 213H69L70 211L67 212L68 210L66 211L65 209H63V208L61 207V206H62L61 204L57 205L56 203H54V205L56 204L55 206L58 207V210H56L57 207L54 209V211L56 210V211H55L56 213H57L58 211L61 212V214L59 213L60 215H63V214L65 213L63 216H61L62 218L60 219L59 214H55V215L53 214V215H52V211H53V208H54V207L51 208V206H54V205H52L53 202H52L51 204H49V202H50L49 200H52L53 198H52V199H48V197H47L46 201H44L45 198H46V197H45V198L43 199V201L46 202V204H49V205L46 206L47 209H48V210H46V211H48V212H45V213H44L45 219H46L47 217H48L49 219L47 218L46 221H45V219L43 218V216H41L42 214L40 213L41 211H43V212L45 211L44 207H40V205H39V203H41L42 201L39 202V203L35 202V204L37 203L36 205H38V206L40 207V208H38V209H39V212H38V213L41 214L39 217H42V219L37 217L38 214H36V215L34 214L35 216L32 214V213L34 212L33 210H35V211L37 210V209H35V208L32 209L33 207L36 206V205H34V201H35V199H38V200L40 201V200H41L40 197L43 198V197H42V193H41V194L39 193V194H40V197H39V198H36V197H35V198L33 199L32 204L30 203L31 205H33V207H31L32 212H31L30 214H29V212H26V210H28V211L31 210V209H29V208H30V204H29V203H28V204H29V205H28L29 208L27 207V209H26V207H25V211H24V210L22 211V210H21V206H20V208L18 207V206H19V205H18L19 202H18L17 200H14V202L16 201V204H17V202H18V204H17L16 207H15V203L13 202V200H12V202L10 201L11 198H9V201H10V204L13 203V205H12V204H11V205H10V204H9V205L7 204V206L9 207V209H10L12 212L9 211V210H8V207H7V209L5 208V206H6L5 204H6V203H9V202L7 201V200H8V197H7L8 195H7V194H4V197L7 198V200L5 199V200L7 201V202H5V204H4L5 206L2 204V203L4 202V198H3V196L1 195V196H0V198H1V200H0V201H1V202H0V205H1V207H0V211H2V208H3L2 205L4 206L5 209L3 208L4 210H3V212H1L2 215L0 214V219H1V220H0V227H1L0 234H2V237L4 236L5 238H4V237H3V238L0 237V241H1V242H0V247H1V248H4L5 246H7V244H9V243H7L6 241H8V240H9L10 243L13 242L12 237H13V234H14L15 231H16L15 234H17V237H20L21 234H23V236H24V234L27 233L28 230H29V231L31 230L30 227H32V230L35 231V232H33V231L31 230L32 232L30 231V235L32 236V235H33L32 233H34V235L36 236V239H35V236H34V235H33V236H34L33 239L30 238V235H29V232H28V234H26V235H29V236H27V237H29V238H27L28 241H27V240H26V241L29 242L31 239H32V241H30V242L28 243L29 245H30V243H31V245H30V247H28V248H26V249L28 250V249L31 248V246L34 244L33 247H32L31 249L35 248V250H37V249H38V246H39V249H40V250H37V251H40L42 254H41L40 252L34 251V249L32 250V252H33L32 254H34V256L38 255V258H39V257H43L44 260L42 259V263H44L43 261H45L44 264H46L47 261H48V263H49V261H50V259L47 260V256L50 255L51 252L53 253V251H54V253H55L56 250L58 249V247L60 248V246H61V248H60V255H62L61 252L63 253V250L66 249V248L69 249V248L73 247L72 249L74 250V246L71 244V241L73 242V240H76V239H74V237H75V238L77 237V235L75 234V233H76V231H75V227L77 228V225H76V226H74V225H75L76 222H77L76 219H78V217H79V215H77L79 212L76 213L77 208L74 209V207H76L75 204H78V200H77V195L75 196V192H76V191H74V193L72 192L74 186L72 185V187H73V188H72L71 186H68L67 183H69V185H70L71 183H73L72 181L76 178V175H75V174H77V173H75V172L73 173V171L71 170L72 173H70V174H71V175H74V176H70V177H71V178L74 177V179H69L68 182H65L66 185H67V187H69V188H68L69 190H68L66 187H63L64 189L66 188L67 190H66V189H65V190L63 189L64 191L62 190V192H59L60 189H61V187H60L59 185H61V184H62V186L65 185V184H63L64 181H66V180L64 179L65 176L63 175V179H64V181H62V180H63L62 177H61L62 180L59 179V178L57 177V181L55 180V181H56L55 183H58V181H60V180L62 181V183L59 184L61 181L58 183V184H59V185H58L59 187L57 186V184H55V186H54V184H53V180H54V179H53V178L51 179L50 176L56 178V175H57V174L59 175V172H58L57 174L54 172V173L56 174V175H54V176H52L51 173H50L51 175L48 173V174H49V176H48V174H47V173L45 174V172L50 171V170H51V167H49V168H46V167L49 166L50 164H52V162H50V160H49V161L47 162V164L45 163L47 166H46V165L43 166L44 168H43L41 165H38ZM167 163H168V164H167ZM169 163H170V166L173 167L174 169L171 168L170 166H168ZM179 163H180V162H179ZM193 163H192V165H194ZM208 163H209V164L212 163V165H210L209 167H212L213 170H211V168H208L209 170L207 169L206 166H208ZM235 163H236V164H235ZM237 163H238V164H237ZM240 163H241V165H240ZM11 164H12V165H11ZM43 164H44V163H43ZM48 164H49V165H48ZM54 164H55V163H54ZM59 164H60V163H59ZM180 164H181V163H180ZM180 164H179V165H180ZM220 164H222V165H220ZM226 164H227V165H226ZM246 164H250V165H252V166L249 165V166L246 168V166H247ZM35 165H36V167H35ZM37 165H38V166H37ZM106 165H105V166H106ZM155 165H156V166H155ZM163 165H164V166H163ZM172 165H173V166H172ZM185 165H186V167H185ZM244 165H246V166H244ZM45 166H46V167H45ZM61 166H62V165H61ZM61 166H60V167H61ZM101 166H102V165L98 166L97 169H100L99 167H101ZM105 166H104V167H105ZM125 166H126V167H125ZM174 166H175L176 168H175ZM213 166H214V167H213ZM217 166H218V167H217ZM222 166H224V168H223ZM232 166H234V167H232ZM235 166H236V167H235ZM40 167H41V168H40ZM53 167H54L56 170H59L60 173H61L62 170L59 169V168H60L59 165L56 164V165H54ZM102 167H103V166H102ZM102 167H101V168H102ZM104 167H103L102 169H104ZM183 167H185V168L183 169ZM240 167H241V168H240ZM7 168H8V169H7ZM29 168H31V165H30ZM38 168H39V169H38ZM42 168H43L44 175L42 174V173H43V172H42ZM90 168H91V169H90ZM113 168H114V170H116V171H113V170H112ZM154 168H155V169H154ZM161 168H162V169H161ZM169 168H170V169H169ZM217 168H218V169H217ZM225 168H226V169H225ZM234 168H235V169H234ZM236 168H237V169H236ZM239 168H240V169H239ZM242 168H243V169H242ZM12 169H11V170H12ZM27 169H28L30 172H29ZM46 169H50V170L47 171ZM62 169H63V167H62ZM110 169H109V170H110ZM117 169H119V170L117 171ZM149 169H150V170H149ZM151 169H154V170H151ZM157 169H158V170H157ZM165 169H166V171H165ZM168 169H169V170H168ZM206 169H207L208 171H207ZM222 169L225 171V172H224L225 174L223 173V175H222V173H221V171H223ZM248 169H249L250 171H248ZM252 169H254V170H252ZM14 170H15V169H14ZM38 170H39V171H38ZM94 170H95V171H94ZM109 170H108V171H109ZM156 170H157L158 172H157ZM160 170H161V171H160ZM167 170H168V171H167ZM214 170H215V171H214ZM217 170H218V171H217ZM227 170H228V171H227ZM34 171H35V174L37 173V176L34 174ZM51 171H55V170L52 168ZM51 171H50V172H51ZM63 171H64V169H63ZM112 171H113V172H112ZM126 171H128V169H126ZM130 171H132V170H130ZM149 171H150V172H149ZM151 171H152V172H151ZM164 171H165V172H164ZM172 171H173V172H172ZM210 171H213V172L210 173ZM229 171H230V172H229ZM234 171H235V172H234ZM238 171H239V172H238ZM241 171H242L244 174H243ZM28 172H29V173H28ZM56 172H57V171H56ZM66 172H67V171H66ZM76 172H77V171H76ZM95 172H96V173H95ZM154 172H155V173H154ZM160 172H161V173H160ZM174 172H176V173H174ZM205 172H207V173H206L207 176H208V172H209V174H211L213 177H211V176L209 175L210 178H207L206 175H205ZM215 172H216V173H215ZM218 172H219L220 175H222V180H221V178H220V175L217 176V175H218ZM226 172H227V173H226ZM232 172H233V173H232ZM249 172H250V174H248ZM15 173H16V174H15ZM23 173H24V172H23ZM54 173H53V174H54ZM67 173H68V172H67ZM102 173H103V174H102ZM105 173H106V174H105ZM112 173H114V174H112ZM162 173H165V174H162ZM178 173H179L180 175H179ZM186 173H188V172H186ZM189 173H188V174H189ZM199 173H198V174H199ZM235 173H237V174H235ZM252 173H253V174H252ZM14 174L16 175V177H17V174H18L17 180H16V178H14V176H15ZM68 174H69V173H68ZM68 174H66V175H68ZM108 174H109V175L112 174L111 176H112L113 178H112L111 176H109ZM121 174H122V173H121ZM123 174L125 175V172H124ZM123 174H122V175H123ZM150 174H151V175H150ZM176 174H178L179 177H178ZM228 174H230V175H228ZM232 174H233V175H236V176H233ZM12 175H14V176H12ZM102 175H103L104 178H105L104 180L102 179V178H103ZM122 175H121V176H122ZM162 175H163V177H162ZM166 175H168V176L166 177ZM184 175H185V174H183V176H184ZM214 175H215V177H214ZM242 175H243V176H242ZM252 175H253V177H252ZM34 176H35V177H34ZM40 176H41V177H40ZM46 176H48L47 178H49V180L51 179L50 182L53 184V186H50V185H49L50 187L47 186L46 183L48 182V179H46ZM98 176H97V177H98ZM107 176L110 177L111 179H109ZM146 176H147V177H146ZM187 176H190V175H187ZM204 176H205V178H204ZM216 176H217V178H216ZM225 176H226V179H227V180H226L225 178H223V177H225ZM230 176H231V178H233V179H230ZM9 177H10V178H9ZM117 177H118V174H117ZM119 177H120V172H119ZM119 177H118V178H119ZM159 177H160V178H159ZM170 177H172V178H170ZM235 177H236V178H235ZM238 177H239V178H238ZM248 177H249V178H248ZM251 177H252L253 180L251 179ZM37 178H38V179H37ZM65 178H67V176H66ZM77 178H78V176H77ZM89 178H90V180H89ZM91 178H92V181H91ZM115 178H116V177H115ZM118 178H117V179H118ZM122 178H123V177H120L119 179H122ZM124 178H125V177H124ZM128 178H127V179H128ZM147 178H149V180H148L149 185H148V183H147ZM166 178H167L168 181L166 180ZM168 178H169V179H168ZM180 178H181L182 180H181ZM211 178L213 179V181H211ZM215 178H216V180H214ZM218 178H220V179H218ZM242 178H243V179H242ZM257 178H258V179H257ZM36 179H37V180H36ZM44 179H45V181H44ZM99 179H100V180L102 179L103 182H104V181L107 182V180H108V182L105 183V186H104L103 184H101V183H103L102 180L100 181ZM155 179H157V181H155ZM158 179H159V180H158ZM207 179H208V180H207ZM209 179H210V180H209ZM224 179H225V180H224ZM228 179H229V183L227 184V183H225V182H227ZM234 179H236V180L234 181L235 183H232ZM4 180H6L7 182H3ZM8 180H10V181H8ZM30 180H31V181H30ZM32 180H34L35 182L38 181L36 184H39V185H35V182L32 181ZM40 180H41V181H40ZM70 180H71V183H70ZM93 180H94V181H93ZM124 180L126 181V179H124ZM175 180H176V182H178V183H175ZM204 180H205V182H204ZM218 180H219V181H218ZM230 180H231V181H230ZM238 180H239V181H238ZM244 180H245V181H244ZM258 180H260V181H258ZM75 181H76V180H75ZM77 181H79V180L77 179ZM95 181H97L96 184H94ZM117 181H119V182H117ZM160 181H161V182H160ZM173 181H174V182H173ZM181 181H182L183 183H182ZM221 181H223V182H224L225 184H227L228 186H227V185L224 186L223 184H221ZM242 181H243V182H242ZM247 181H248V182H247ZM250 181H251V182H250ZM14 182H10V183H12V185H13ZM28 182H30V184H29ZM31 182H32V183H31ZM43 182H44V183H43ZM50 182H49L48 184H51ZM79 182H80V181H79ZM98 182H99V183H98ZM128 182H130V183H128ZM158 182H159V183H158ZM164 182H165V183H164ZM166 182H169V183H166ZM184 182L186 183V185L184 184ZM197 182H198V183H197ZM206 182H208V183H207L208 185L206 184ZM223 182H222V183H223ZM230 182H231V184H230ZM5 183H7V184H5ZM22 183H20V184H22ZM27 183H28L29 185H28ZM80 183H81V182H80ZM92 183H93V184H92ZM111 183H112V184H111ZM140 183H141L142 186L140 185ZM145 183H147V184H145ZM150 183H152V184L154 183V184L152 185V184H150ZM157 183H158V184H157ZM204 183L206 184L205 186H204ZM240 183H241V184H240ZM3 184H4V187H5V188H3ZM33 184L35 185L36 188L33 186ZM41 184H42V185H41ZM43 184H44V185H43ZM74 184H75V182H74ZM76 184H77V183H76ZM97 184H99V185L101 184V186H100V187H99V186H95V185H97ZM110 184H111V186H110ZM160 184H161V186H160ZM166 184H167V185H166ZM174 184H176V185H174ZM191 184H192L193 186L196 185V186H198V187H202V189H203V188L206 189V190H205V189H203V190L201 189L202 191L199 189V191L203 192V191L205 190L204 193H205L206 196H207V200H208V201H207V204H208V205L205 203L204 200H202V201H204L203 203H205V204H200V203H199L198 205H195V204H194V206H192V205H193L192 203H191L192 205L190 204V202L193 200V198H195V196H197V193H198V197H200L199 194H201V195L203 196V193H201V192L199 193V191H197V190H198V187H197V189L195 188L196 186H195V187H193V186L191 187ZM215 184H216V185H215ZM232 184H233V185H232ZM9 185L12 186L11 184H9ZM15 185H14V186H15ZM25 185H27V186H25ZM30 185H31L32 187H31ZM66 185H65V186H66ZM102 185H103L104 187L108 186V188H109V187L111 188L112 185H116V186H113V189H114V190L112 189V190H113V192H111L112 194H109L108 191H106L108 188H106V190H105L106 192L104 191V187H103V189H101ZM163 185H164V186L166 185V187H164ZM188 185H190V186H188ZM219 185H220V186H219ZM231 185H232V186H231ZM236 185H240V186H236ZM250 185H251V186H250ZM253 185H254V186H253ZM14 186H13V187H14ZM56 186H57V187H56ZM79 186H80V184H79ZM84 186H85V185H84ZM90 186H91L92 189H90ZM125 186H127V185H125ZM125 186L123 185V187H122V186H121V187L124 188ZM147 186H148V188H147ZM153 186L155 187L154 190H153ZM156 186H157V187H156ZM169 186H170V187H169ZM171 186H172V187H171ZM186 186H187V187H186ZM212 186H213V187H212ZM215 186H216V187H215ZM222 186H223V187H222ZM230 186H231V187H230ZM252 186H253V187H252ZM13 187H11V188H13ZM26 187H27V188H26ZM30 187H31V188H30ZM38 187H39V188H38ZM77 187H78V186H77ZM96 187H97V188H96ZM128 187H129V185H128ZM149 187H150V188H149ZM174 187H176L177 189H175ZM185 187H186V190L184 189ZM188 187H190V189L193 188V190L195 189V192H194L195 194H189V195H193V196H192L193 198H192V199L190 198V199H191L190 202H188V201L190 200V199L188 198V197H189V195H188L189 192H187V191H190ZM209 187H212V191H213V192H214L216 189H217L216 192H220V191H221V192H224V191H223L224 189H225L226 191L228 190V192H229V191L232 189V187H233V189H235V187H236L235 190H236L237 193H238V191L240 192L241 190H243L242 192L239 193V195L242 193V194H241V199H242V201H240L241 199H239L240 196H238L237 194H236V196L233 195L234 192H231V194H230V193H228V192L225 191V192H226V196H225L224 193H223V194H221V195L223 196V197H222V196H217V195H215L216 193H213L212 191H210L211 188H209ZM214 187H215V188H214ZM217 187H218V188H217ZM226 187H227V188H226ZM256 187H257V188H256ZM58 188H60V189L57 191ZM88 188H89V190H91V191H89ZM95 188H96V189H95ZM99 188H100V189H99ZM125 188H126V187H125ZM143 188H144V189L146 188L145 191L142 190ZM208 188H209V189H208ZM213 188H214V189H213ZM239 188H240L241 190H240ZM243 188H244V189H243ZM255 188L257 189V191H256ZM261 188H262V189H261ZM25 189H26V190H25ZM36 189H38V190H36ZM48 189H49V190H48ZM83 189H84V190H83ZM128 189H129V188H128ZM128 189H127V190H128ZM135 189H133V190H135ZM160 189H162V190H160ZM219 189H220V191H219ZM254 189H255V190H254ZM10 190H9V192H10ZM44 190H45V189H44ZM98 190H99V191H98ZM100 190H101V194L105 192L102 196L98 195V194H100ZM108 190H110V189H108ZM115 190L117 191L118 194H121V195H118V196H117V195H116L117 193L113 194V193L115 192ZM133 190L130 189V191H133ZM139 190L141 191L142 194L140 193ZM172 190H175V191H174L175 193H174V192H171ZM179 190H180V191H179ZM193 190H191V191L193 192ZM261 190H263V191H261ZM41 191H42V190H41ZM41 191H40V192H41ZM46 191H45V192H46ZM54 191H55L56 193H55ZM68 191H70V192H69V193H65V192H68ZM80 191H81L82 193H81ZM95 191H96V192L98 191L99 193H98V192L96 193ZM102 191H104V192H102ZM138 191H139V192H138ZM150 191H151V192H150ZM160 191H161V192H160ZM162 191H163V192H162ZM183 191H185V192H184L185 194H186V192H187L186 195H188V196H186V195L183 193ZM196 191H197V193H196ZM248 191H250V192H248ZM6 192H5V193H6ZM9 192H7V193H9ZM17 192H19L18 194H20V195H18ZM45 192L43 193L44 195H45ZM48 192H47L46 194L49 195ZM77 192H76V193H77ZM168 192H169V193H168ZM180 192H182V193H180ZM221 192H220V193H221ZM251 192H252V193H251ZM258 192H259V193H258ZM3 193H4V191H3ZM22 193H23V192H22ZM53 193H54V194H53ZM78 193H77V194H78ZM107 193H108L109 195H107ZM138 193H139V194H138ZM143 193H144V195H143ZM147 193H148V194H147ZM150 193H151L152 197L155 196V195L157 196L156 199H155L156 201L153 200V202H154L155 204H154L153 202H151L152 200H150V198H149ZM153 193H154V194H153ZM160 193H161L162 195H161ZM243 193H245V194H247V193H248V194L251 193V194H249V195H251V196H247V197H246V196H243V197H242ZM52 194H53V195H52ZM79 194H78V195H79ZM84 194H85V195H84ZM105 194H106V196H104ZM167 194H168V197H169V195H170V197L174 198L176 202L174 203V201L172 200V198H170V197L168 198L167 196H165V195H167ZM171 194H172L173 196H172ZM182 194H183V195H182ZM228 194H229V195H232L231 197L234 198V199H233L234 201L237 200L238 203L240 202V203L237 204V205H239V206L241 207L240 210H244V212H245L244 216H245V217H246V214L248 213V211L251 209V207H253V206H252L253 203H254V206L257 205V207H253V208H255V210L253 209V210H254L253 212L255 213V214H254L255 217H254V215L251 214V215H252L251 217H252L253 219H252V218L250 219V220H253V221H254V222L252 221L253 223L251 224V225H253L254 227H253V226H250V227H248V228H246V227L244 228V227L242 226V227L240 228V227H238V225H237V226H235V227H237V230L240 228V230H238L239 232L235 231V232H237V234L233 232V231H234V230H233V227H232L231 223H229L228 220H231V216H232V218H233V217H234V214L232 215V213H231L230 211H233V213H235L236 215L240 214L241 211H240V212L238 211V209L240 208L239 206H238V209H237V205L232 203V206L234 205L233 208H234V210H236V211L233 210V208L231 207V203H230L231 199H229V201H228V199H227V198H228ZM256 194H257V195H256ZM258 194H259V195H258ZM5 195H7V196H5ZM17 195H18V196H17ZM36 195H38V194H36ZM111 195H112V197H111ZM115 195H116V196H115ZM133 195H136V196H133ZM141 195H143V196H141ZM145 195H147L148 197H146ZM151 195H150V196H151ZM253 195H254V196H253ZM22 196L24 197V194H23ZM25 196H27V195L25 194ZM32 196H33V197H32ZM45 196H47V195H45ZM50 196H49V197H50ZM55 196H54V197H55ZM96 196L99 197V198H97L98 200L96 199ZM109 196H110V197H109ZM113 196H114V197H113ZM119 196H120V197H119ZM121 196H124L125 199H124L123 197L121 198ZM139 196H140V198L143 197L142 199H143L144 201L147 200L148 202H147V201H145V202L143 201V203H142V202H138V201H140L139 198H138ZM144 196H145V197H144ZM174 196H175V197H174ZM204 196H205V195H204ZM37 197H38V196H37ZM101 197H102L103 199H101ZM117 197L121 198V199H119L120 201L117 199ZM186 197H187L189 200H188ZM198 197H196L195 199L197 200ZM248 197L250 198V201H249V199L247 200ZM2 198H3V201H2ZM50 198H51V197H50ZM56 198H57V197H55V200H56ZM104 198H109V199H108V201H107V199L105 200ZM111 198H112L113 200H112ZM115 198H116L117 201H119L120 203H119V202L116 203V202H115V200H116ZM153 198H154V197H153ZM153 198H151V199H153ZM167 198H168L169 200H168ZM203 198L205 199V197H203ZM203 198H199L200 202H201V199H203ZM229 198H230V196H229ZM22 199H24V200H26V201L24 202V200H23V202H24V203H23V202H22ZM122 199H123V200H122ZM159 199H160V201H159ZM161 199H162V200H161ZM170 199H171V201H172L174 204H172V202L170 201ZM195 199H194V201H196ZM244 199H245V201H244ZM38 200H36V201H38ZM53 200H54V199H53ZM55 200H54V201H55ZM62 200H61V202H62ZM110 200H112V202H110ZM131 200H132V202H130ZM157 200H158L159 202H158ZM164 200H165L166 202H164L165 204L163 205L162 202H163ZM167 200H168V201H167ZM199 200H197V203H198ZM209 200H210V203H212L211 206H213L214 211L216 210V213H217V214H216L215 212H213V209H212L211 211H205V209H203V207H205V206H210ZM211 200H212V202H211ZM233 200H232L231 202H233ZM258 200H260V201H258ZM48 201H49V202H48ZM57 201H58V203H60V200L57 199ZM86 201H87V200H86ZM121 201H123V202H121ZM127 201H129L131 204H132V203H133V204L131 205V204H130L129 202H127ZM134 201H137V202H134ZM141 201H142V200H141ZM186 201H187V203L190 204V205H188V204L186 203ZM194 201H193V202H194ZM213 201H214V202H213ZM243 201H244L245 203H243ZM47 202H48V203H47ZM55 202H56V201H55ZM88 202H89V201H88ZM105 202H106V204H103V203H105ZM107 202H110L111 204H110V203H107ZM125 202H126V203H125ZM156 202H157V203H156ZM167 202L171 204V207H168V203H167ZM218 202H221V203L224 204V205L226 204L225 207L223 206L222 209H221V207L219 208L220 204H219ZM115 203L118 205L117 207H119V204L121 205V204H124V203L126 204V206L124 207V205H125V204H124V205L120 206V208H118V210H117V209H116L117 207H116V204H115ZM118 203H119V204H118ZM138 203H139V204H138ZM147 203H148V204H147ZM201 203H202V202H201ZM213 203H215V205H219V206H216V208H215ZM235 203H236V202H235ZM242 203H243L244 205H243ZM249 203L252 204L251 207H250V205H248ZM256 203H257V204H256ZM46 204L44 203V205H46ZM114 204H115V205H114ZM137 204H138V206H137ZM140 204H141L142 207L140 206ZM151 204H154L155 206L152 205V208H151V207H150ZM159 204H160V205H159ZM166 204H167V206H165ZM170 204H169V205H170ZM175 204H176V205H175ZM185 204H186L187 206H189L188 209H187V207H186ZM227 204H228V206H227ZM255 204H256V205H255ZM60 205H61V206H60ZM113 205H114V207H113ZM143 205H144V206H143ZM158 205H159V206H158ZM162 205H163V207H162ZM199 205H201V206H199ZM203 205H204V206H203ZM246 205H247V206H246ZM262 205H263V206H262ZM41 206H43V203H42ZM48 206H49L50 208H48ZM59 206L62 208V211H60L61 208H60ZM67 206H68V204H67ZM72 206L70 205L69 207H72ZM107 206H109V207L107 208ZM132 206L135 207V208H133L134 210L137 209V208H138V209L134 211V210L132 209ZM145 206H146V209H144ZM148 206H149V207H148ZM153 206H154V208H153ZM164 206H165L166 209L164 208ZM175 206H177V211H175V210H176ZM184 206H185V207H184ZM191 206H192V207H191ZM196 206H199V208L201 207L202 210L199 209V208L196 207ZM202 206H203V207H202ZM235 206H236V207H235ZM242 206H243V207H242ZM244 206H246L245 209H244ZM258 206H259V207H258ZM11 207H14V208H11ZM101 207H102V208H101ZM129 207H130V209H132L131 211H134V214H133V215L131 214V211L129 210ZM140 207H141V208H140ZM155 207H156V208H155ZM157 207H158V208H157ZM159 207H160V208H159ZM173 207H174V208H173ZM190 207H191V208H190ZM194 207H195V208H194ZM217 207H218V208H217ZM16 208H17V210H18V208L20 209V211H18L17 213H16V211H17ZM121 208H122V211H121ZM123 208H124L125 210H124ZM127 208H128V209H127ZM161 208H162L163 211H159V210L157 211V209H161ZM169 208H170V209H169ZM171 208H172V210H171ZM225 208H226V209H225ZM228 208H229V209L232 208V209L229 211ZM242 208H243V209H242ZM259 208H260V210H259ZM12 209H14V210H12ZM40 209H44V210H41V211H40ZM101 209H102V211H101ZM168 209H169V211H166V210H168ZM181 209H182V210H181ZM190 209H191V210H190ZM193 209H194V210H193ZM198 209H199V210H198ZM217 209H218V210H217ZM224 209H225L224 212H226V213H225L226 216H225V215H224V216L222 215V214H223L222 212H223ZM256 209H258L260 213L258 212V210L256 211ZM98 210H99V211H98ZM105 210H107V211H105ZM110 210H111V211H110ZM112 210L115 212V214H114V212H112ZM123 210H124V211H123ZM139 210H140V212H139ZM149 210H150V211H149ZM153 210H154L155 212L157 211L158 214H157V212H156V214H155V212H154ZM170 210H171V211H170ZM219 210H221V211L219 212ZM247 210H248V211H247ZM8 211H9V213L11 212L10 214H12V218L10 217V214H8ZM13 211H14V213H16V215H19L20 218H23V220L20 219V218L17 219L18 216L16 217V215L13 213ZM50 211H51V212H50ZM65 211L67 212V214H66ZM117 211H118L119 214L117 213ZM145 211H146V212H145ZM148 211H149V213H148ZM152 211H153V212H152ZM172 211H173V212H172ZM180 211H181V212H180ZM182 211H183V212H182ZM261 211H262V212H261ZM49 212H50L51 214H50ZM55 212H53V213H55ZM124 212H126V213H124ZM135 212H137V214H136ZM141 212H142V213H141ZM163 212H168V213L166 214L167 216L164 215L166 218L163 217V215H162ZM170 212H172L173 214H171ZM204 212H206V213H204ZM246 212H247V213H246ZM253 212H252V213H253ZM257 212H258L259 218H258V216H256ZM4 213H7V215H8L7 218H6V216H7L6 214H5V216H3ZM18 213H19V214H18ZM20 213H22L24 216H23V215L20 216ZM24 213H25V214H24ZM27 213H28V215H26ZM34 213H35V212H34ZM46 213H48V214L46 215ZM74 213H76L77 216H74V215H75ZM97 213H99V214H97ZM116 213H117V215H119V216H117ZM120 213H121V216H120ZM146 213H147V214H146ZM153 213H154V214H153ZM169 213H170L171 216L169 215ZM177 213H178V214H177ZM182 213H184V215H182ZM203 213H204V217H203ZM212 213H214V214H212ZM220 213H221V214H220ZM229 213H230V214H229ZM250 213H251V210H250ZM250 213H249V214H250ZM104 214H107L108 216H104ZM125 214H126V215H125ZM138 214H141V217H138V216H140V215H138ZM144 214H145V215H144ZM159 214H160V215H159ZM174 214H175V215H174ZM227 214L231 215L230 218L227 217V216H228ZM242 214H243V212H242ZM249 214H247V216H248ZM29 215H30V216H29ZM56 215H58L57 217H58L60 220H59L58 218H57V219L60 221V223H59V221L56 223L55 221H53V219H52V220L50 219V218L52 217V218H54V220H55V219H56V218H55ZM68 215H69V216H68ZM114 215H115V216H114ZM127 215H128V216H127ZM136 215H137V217H135ZM172 215H174L175 218H174ZM178 215H182V218H181V216H178ZM207 215H208V216L210 215V218H209ZM211 215H212V216H211ZM215 215H216V216H215ZM262 215H263V216H262ZM123 216H124V217H123ZM126 216H127V217H126ZM144 216H147V217H144ZM168 216H169V217H168ZM206 216H207V218H206ZM213 216H214V217H213ZM220 216H221V217L223 216L224 218H221ZM261 216H262V217H261ZM4 217H5V218H4ZM32 217H33L34 219H32ZM64 217H66V218H64ZM73 217H75V218H73ZM110 217H113V218H112V221H113V220H118V222L120 221L122 224H120V222L118 223V222H116V221H113V222L110 221V220H111ZM125 217H126V219H125ZM131 217H132V218L135 217V218H134L135 221L132 220ZM143 217H144V218H143ZM155 217H157V218H155ZM160 217H161L162 219L164 218V219H163L164 221H162V219H161ZM171 217H173V220L171 219ZM195 217H196L197 219H196ZM2 218H3V219H2ZM15 218H16V219H15ZM24 218H25V219H24ZM26 218H28L29 220H27ZM72 218H73V220L75 219L76 222H75V220L72 221ZM137 218H138V219H137ZM150 218H151V219H150ZM169 218H170V219H169ZM177 218H179L180 220H178ZM201 218H204V219H201ZM226 218H228V219H226ZM234 218H235V217H234ZM234 218H233V219H234ZM246 218H247V217H246ZM249 218H250V217H248V219H249ZM254 218L257 219V220H255ZM260 218H262V219H260ZM5 219H6L7 221H6ZM8 219H10V220H8ZM30 219H31V220H30ZM38 219H39V220H38ZM40 219H41L42 221L44 220L45 222H43V224L46 223V224L51 228V230L48 229V226H47V225H43V224H42V221H40ZM62 219L65 220L66 222L63 221ZM70 219H71V220H70ZM109 219H110V220H109ZM130 219H131V220H130ZM143 219H144V222H143ZM149 219H150V221H149ZM156 219H157V221H155ZM158 219H159L160 221H159ZM175 219H176V220H175ZM184 219H185L186 221H185ZM187 219H190V220L187 221ZM191 219H193V220H191ZM224 219H226V221H228V222L225 223V224L222 225V226H225L224 228H227L228 230H229V228H230V229L232 230L233 233H231V230L228 231L227 229H224V228L220 227V224H219V223H221V222H223V221L225 222ZM244 219H245V218H244ZM3 220H4V221H3ZM19 220H20V221H19ZM34 220L37 221V223H38L37 225H34V224L32 223ZM48 220H49V222H52V221H53V224L48 223ZM50 220H51V221H50ZM127 220H128V221H127ZM139 220L141 221V223L143 222V223H142L143 227H141V223H140ZM153 220L155 221L154 223H153ZM168 220H170V222H168ZM174 220H175V221H174ZM204 220H205V221H204ZM221 220H222V221H221ZM234 220H235V219H234ZM234 220H232V221H234ZM8 221H9L10 223H9ZM18 221H19V222H18ZM21 221H22V222L24 221V222H23L24 224H21V226H20V223H22ZM27 221H28V222L30 221V222L27 223ZM36 221H34V222H36ZM56 221H57V220H56ZM145 221H146V222H145ZM147 221H149V222H147ZM161 221H162V222H161ZM189 221H190V222H189ZM220 221H221V222H220ZM245 221H246V219H245ZM258 221H259V222H258ZM4 222H5V223L8 222L9 224H8V223L5 224ZM54 222H55V223H54ZM63 222L66 223V224L64 225ZM68 222H69V223H68ZM73 222H74V223H73ZM111 222H112L113 224H115L114 222H116L117 225L115 224L114 226H112V223H111ZM126 222H127V223H126ZM128 222H129V223H128ZM130 222H131V224H130ZM157 222H158V223H157ZM174 222H176V223H174ZM177 222H178V223H177ZM188 222H189V223H188ZM196 222H198V223H196ZM224 222H223V223H224ZM12 223L14 224V226L12 225ZM16 223H17L19 226L16 225ZM26 223H27V224H26ZM123 223H124V225H123ZM147 223H148V224H147ZM161 223H162L163 225H162ZM190 223H191V225L193 224V226H190ZM214 223H215V224H214ZM223 223H222V224H223ZM246 223H247V222H246ZM246 223H245V224H246ZM256 223H257V225H256ZM35 224H36V223H35ZM40 224H42L43 226H46L45 228H47V229L51 232V234H57V233H56V232H58L57 230L62 229L61 231L59 230L60 233L58 232V235L61 234V232L64 230L63 227H62V225L65 226L64 228H67V227L69 228L68 234L65 233V231L67 232L68 229H65V230L62 232V235H59V236H61L62 238H59V239H58L59 236L55 235V236L57 237L58 240L56 239V241H55L54 243L51 242L52 239H53V238H51L52 235H51L50 238L48 237V240L51 239V240H49L50 244L52 243L51 245L49 244L48 241H47V242H48V244H47L46 240H45L46 243H44V240H42L43 245L46 244V247H47V245H48V246L50 245V248H51V246H57L56 248H55V247L53 248L54 250H52V249L49 250V251H51V252H49V253L47 254L46 257H45V255H43L44 252H45V249H46V248H45L44 246H43V248H45L44 250H43V248H41L40 245H42V242H41V240H40V237H41V236H42V237H44V236L47 237V236H50V234L48 233L49 231H47V229L45 230L46 234H43V231H44L45 228H44V229H43V228L40 229L41 226H42V225H40ZM58 224H59L60 226H58ZM70 224H71V225L74 224V225H73V228H72V226L70 227ZM119 224H120V225H119ZM139 224H140V225H139ZM144 224H145V226H144ZM149 224H150V225H149ZM155 224H156V225H155ZM200 224H201V225H200ZM234 224H235V221H234L233 225H234ZM4 225H5V226L10 225L11 227H14L13 229L11 228V229L13 230V233L11 232L12 230L10 231V232H11L10 234H12V236H11V237L8 236L12 241H10V239H8V240L6 239V238H7L6 235H9V234H8V230H9V229H8V230H6V229H7L8 227H10V226H7V228H6ZM23 225H24V226H23ZM25 225H27V226H25ZM54 225H55V227H54ZM67 225H68V226H67ZM122 225H123V226H122ZM128 225H129V227H128ZM158 225H159V226H158ZM161 225H162L163 227H162ZM197 225H200V226L197 227ZM202 225H203V226H202ZM207 225H208V226H207ZM213 225H214V226H213ZM217 225H219V226H217ZM246 225H247V224H246ZM15 226H16V227H15ZM22 226H23V227H22ZM34 226H35V227H34ZM39 226H40V227H39ZM43 226H42V227H43ZM147 226H149V227H148V230H149V231H147ZM150 226H152V227H150ZM176 226H177V228H176ZM201 226H202V227H201ZM204 226H205V227H204ZM209 226L212 228V229L210 228L211 230L208 228ZM255 226H256V227H255ZM25 227H26V230H25ZM33 227H34V228H33ZM56 227H57V228H56ZM113 227H114V228H113ZM134 227L136 228V229H135L136 232H134ZM144 227H145V228H144ZM159 227H160V228H159ZM181 227H182V228H181ZM189 227H190V228H189ZM193 227L196 229L195 231H194V228H193ZM200 227H201V229H200ZM213 227H214V229H213ZM235 227H234V228H235ZM3 228H4V232L7 231V234H6V235L4 234V232H2ZM37 228H39V229H37ZM55 228H56V229H55ZM58 228H59V229H58ZM70 228H71V230H72V229H73V230L70 231ZM105 228H106V227H105ZM107 228H106V230H107ZM123 228H125V229H123ZM129 228H130V229H129ZM149 228H150V229H149ZM151 228H152V229H151ZM162 228H163V230H164L165 232L169 230V232H171V235H169V232H166V234L163 233L164 231L162 230ZM184 228H186L187 230L184 229ZM198 228H199L200 230H197ZM219 228H220V229H219ZM243 228H244V229H243ZM250 228H252V229L254 228L253 230H254L255 232H256V231H257V232L255 233V232L253 231V232H254V233H253L252 231H250V230H251ZM52 229H53V230H52ZM160 229H161V230H160ZM166 229H167V230H166ZM179 229H181V230L184 229L185 232H181ZM192 229H193V230H192ZM203 229H204V230H203ZM208 229H209V231H208ZM218 229L221 230V231H217ZM245 229H247V230H245ZM255 229H256V230H255ZM18 230H19V231L21 230L22 232H21V231L19 232ZM39 230H41V231H40L41 236H40V234L36 235L37 232L39 233ZM76 230H77V229H76ZM152 230H153V232H151ZM212 230H214L213 234H212ZM225 230H226L227 232H226ZM36 231H37V232H36ZM53 231H55V232H53ZM73 231H75V233H73ZM121 231H117L118 234H116V235H118V236L121 235V234H120ZM143 231L145 232V234H143V233H144ZM154 231H155V233H154ZM160 231H161V232H160ZM204 231H205V232H204ZM207 231H208L209 233H208ZM210 231H211V232H210ZM261 231H262V232H261ZM18 232H19V233H18ZM105 232H106V231H105ZM119 232H120V233H119ZM127 232H128V233H127ZM139 232H140V233H139ZM258 232H260V233H258ZM63 233H64V234H63ZM69 233H70L71 235H70ZM72 233H73V234H72ZM106 233H107V232H106ZM115 233H116V232H115ZM138 233H139V234H138ZM156 233H158V234H156ZM173 233H174V234H173ZM178 233H180V234L182 235V238H183V239H181V237H180L181 235H179ZM188 233H189V234H188ZM200 233H201V234H200ZM207 233H208V234L211 233L212 235L207 236ZM214 233H215V234H214ZM3 234H4V235H3ZM15 234H14V236L16 237ZM18 234H19V236H18ZM47 234H48V235H47ZM74 234H75V235H74ZM109 234L113 235L114 233L112 234V232H110ZM122 234H124V233H122ZM125 234H124V235H125ZM155 234H156V235H155ZM162 234H165V235H168V236H165V235H164V237H163L162 240H161L160 238H161V235H162ZM185 234H186V235H185ZM220 234H222V235H220ZM231 234H232V235H231ZM234 234H235V236H234ZM248 234L250 235V239H248L249 236H246L247 239H246V237H245V235H248ZM251 234H253L252 236H254V239H253V237L251 236ZM256 234H257V235H256ZM26 235H25V236H26ZM63 235L66 236V237L64 238L65 241H69L68 237H70V240H71L72 237H73V240L70 241V244L72 245V246L70 245L71 247L69 246V244L67 245V246H68V247H67V246H66V243H67V242H64V240L62 241V239H63V237H64ZM68 235H69V236H68ZM142 235H143V236H142ZM183 235H184V236H183ZM197 235L200 236V237H198ZM219 235H220V236H219ZM226 235H227V237H226ZM228 235H230V236H228ZM255 235H256V237H255ZM0 236H1V235H0ZM33 236H32V237H33ZM37 236H38V237H37ZM55 236H53V237L55 238ZM157 236H159V239H158ZM162 236H163V235H162ZM170 236H171V238H172L173 240L169 238ZM175 236H176L177 238H178V236H179V238H180L181 240H184V241H185V242H183V244H181V242H179L180 245L177 244V248H176V246H175L176 242H174V241H177V239L175 238ZM185 236L193 238V239L190 238L192 241L190 242V240H186V239H184ZM193 236H194V237H193ZM202 236H203V237H202ZM237 236H238V235H237ZM17 237H16V238H17ZM42 237H41V238H42ZM46 237H45V239H47ZM130 237H131V236H130ZM143 237H144V238H143ZM156 237H157V238H156ZM242 237H243V238H242ZM16 238H14V241H15V242L18 241V239H16ZM22 238L24 239V237H22ZM37 238H38V239H37ZM155 238H156V239H155ZM168 238H169V239H168ZM214 238H215V240H214ZM226 238H227V239H226ZM231 238H232V239H231ZM15 239H16V240H15ZM19 239H20V238H19ZM23 239H22V240H23ZM43 239H44V238H43ZM130 239H131V238H130ZM148 239H149V237H148ZM165 239H166V240H169V241L171 240V241H173L175 244H174V243H170V242H171V241H170V242H169V245L166 246L168 241L166 242ZM195 239H196V240H195ZM197 239H198V240H197ZM242 239H244L245 241L243 242ZM20 240H21V239H20ZM20 240H19V242L22 243L23 241H20ZM36 240H40L39 242H41V244L38 245L39 243H38ZM54 240H55V239H54ZM60 240H61V242H63V243L65 244V246H63V250H62V251H61V249H62V245H64V244L62 243L61 245H59L58 242H57V241L60 242ZM135 240H134V241H135ZM146 240H147V239H146ZM181 240H180V241H181ZM216 240H217V243H216ZM228 240H229L230 242H229ZM238 240H239V239H238ZM238 240L236 239V241H238ZM258 240H257V241H258ZM2 241H3V242H2ZM24 241H25V239H24ZM178 241H179V240H178ZM207 241H208V242H207ZM212 241H213V242H212ZM218 241H219V242H218ZM4 242H5V243H4ZM19 242H18V243H19ZM27 242H26V243H27ZM34 242L36 243V245H35ZM61 242H60V243H61ZM160 242H158V244H159ZM194 242H195V243H194ZM224 242L226 243L227 246L224 245ZM255 242H256V243H255ZM260 242H261V241H260ZM260 242H259L258 245H257L258 247L261 246V243H260ZM23 243H24V242H23ZM37 243H38V244H37ZM55 243H57V245H56ZM68 243H69V242H68ZM151 243H152V242H151ZM177 243H178V242H177ZM188 243H189V244H188ZM209 243H211V245H209V247H207V245H208ZM214 243H215V245H214ZM221 243H223V245L225 246L224 249H223L224 246H223ZM227 243H228V244H227ZM234 243H236V245H237V242H234ZM238 243H239V242H238ZM248 243H247V244H248ZM14 244H15V243H14ZM16 244H17V242H16ZM16 244L13 245V246H12V244H9L7 247H5V248L3 249V254H4L5 251H7V253H8V250H5V249L16 248V247H17ZM24 244H25V243H24ZM137 244H138L139 247L137 246ZM152 244H153V243H152ZM219 244H221V245H219ZM4 245H5V246H4ZM19 245H20V244H19ZM19 245H18V246H19ZM21 245H22V244H21ZM25 245H26V244H25ZM58 245H59V246H58ZM141 245H142V246H141ZM171 245H172V246H171ZM173 245L175 246L174 250L171 249V248H173ZM196 245H197V246H196ZM217 245H218V246H217ZM238 245H239V244H238ZM248 245H249L250 247H251V246H254V245H250V244H248ZM248 245H247V246H248ZM9 246H12V247H9ZM14 246H16V247H14ZM36 246H37V247H36ZM134 246H135V247H134ZM181 246H183V247H181ZM211 246H212V247H211ZM222 246H223V247H222ZM255 246H256V245H255ZM8 247H9V248H8ZM23 247H24V246H22V248H23ZM25 247H27V246H25ZM25 247H24L23 251L26 250ZM64 247H66V248H64ZM133 247L136 248V249H134ZM140 247H141V248H142V247L144 248V249L142 248V251H141V252L138 250V248L141 249ZM185 247H186V248H185ZM217 247H218V248H217ZM17 248H18V247H17ZM17 248H16V249H17ZM160 248H158V249H160ZM163 248H162V249H163ZM167 248H168V249H167ZM206 248H207V249H206ZM208 248H209V249H208ZM211 248L213 249V251H212ZM219 248H220V249H219ZM252 248L255 249L256 247H252ZM31 249H29V251L26 250V251L28 252V253L26 254L27 256L30 255L29 253H31V252H30ZM41 249L43 250V252L41 251ZM48 249H49V247H48ZM48 249H46V250H48ZM72 249H70L69 251H71ZM131 249H132V250H131ZM158 249H157V252H159ZM162 249H160V250H162ZM176 249L178 250V252H179L180 254H177ZM234 249H235V248H234ZM256 249H257V248H256ZM9 250L12 251L11 249H9ZM13 250H15V249H13ZM18 250H19V249H18ZM18 250H17V251H18ZM20 250H21V249H20ZM20 250H19L18 252H20ZM58 250H59V249H58ZM58 250H57V251H58ZM167 250H168V251L171 250V252H168ZM215 250H216V251H215ZM221 250H222V251H221ZM246 250H247V251H246ZM10 251H9V252H10ZM21 251H22V250H21ZM23 251H22L21 253H23ZM26 251H24V253H26ZM64 251H66V252H64L62 256H59V255H58L59 252H56V254H54V253L52 254V255H58V257H57V261H56L55 259H53V260L56 261V264H62V263H63V264H68L67 262L70 263V261H67V262H66L65 260H69V258H70V260L73 261L72 254H70V253H72L73 251H71L70 253L67 252V251H68L67 249L64 250ZM76 251L78 252L77 248L75 249V253H74V252H73V253H74V254H77ZM146 251H147V249H146ZM210 251H211L213 254H212ZM214 251H215V252H214ZM227 251H229L228 254H226ZM232 251H233V249H232ZM235 251H237V253L242 252V250L240 251V248H238V247H236V250H234L233 252H235ZM0 252L2 253V250H1V249H0ZM14 252H16V251H14ZM14 252H13V254H14ZM18 252H17V253H18ZM34 252H35V253H34ZM157 252H156V253H157ZM209 252H210V254L208 255ZM221 252H224V253H223L224 255L221 254ZM7 253L5 252V255H4L5 257H4L2 254H1L0 256H2V258L5 259L6 256L10 257L11 255H13V254H10V253H9V254H10V256H9V254H7ZM36 253H38V254H36ZM39 253H40V254H39ZM46 253H47V252H46ZM46 253H45V254H46ZM66 253H69L68 255H71V257L67 255V257H69L68 259H64V260H62V261H61V259H58L59 257H60V258L62 257V259H63V256H65ZM142 253H144V255H143ZM219 253L221 254V256H220ZM35 254H36V255H35ZM64 254H65V255H64ZM74 254H73V256H75L74 259L77 260V258H79L80 256H77V258H76V255H74ZM185 254H186V255H185ZM206 254H207L208 256H207ZM233 254H234V253H233ZM240 254H241V253H240ZM24 255H25V254H24ZM24 255H23V256H24ZM40 255H42V256H40ZM77 255H79V254H77ZM157 255H158V256H157ZM252 255H253V254H251V256H252ZM13 256H16V253H15V255H13ZM13 256H12V257H13ZM17 256L19 257L18 254H17ZM20 256H21V254H20ZM165 256H164V257H165ZM173 256H171V257L173 258ZM223 256H224L225 258H223V259L220 258L221 260L218 258V257H223ZM256 256H257V255H255V256L253 255L252 257H256ZM258 256H259V255H258ZM8 257H7V258H8ZM31 257H33V256H31ZM50 257H51V256H50ZM50 257H49V258H50ZM65 257H66V256H65ZM67 257H66V258H67ZM168 257H167V258H168ZM171 257H170V258H171ZM186 257H187V258H186ZM216 257H217V258H216ZM7 258H6L5 260L2 259V261L0 260V261L2 262V263H1V262H0V263L3 264V261H6V260H7V263H8L9 261H11V260H9V258H8V259H7ZM10 258H11V257H10ZM16 258H17V257H16ZM24 258H25V257H24ZM24 258H23V259H24ZM29 258H30V257H29ZM29 258H28V259H29ZM33 258H34V257H33ZM38 258L36 259V257H35V260H31V259H29L30 262L28 261V264H32V263H33V264H34V263H35V264H39L38 262H40V264H42V263H41V258H39V260H38ZM51 258H56V257L52 256ZM71 258H72V259H71ZM177 258H178V257H177ZM180 258H181V257H180ZM13 259H14L13 262H15L16 264H17V263L20 264V261H18V260H21V261H22V259H20V257H19L18 259H16V260H15V258H13ZM28 259L26 258V260H28ZM45 259H46V260H45ZM153 259H154V256H153ZM165 259H166V257H165ZM211 259H212V260H211ZM216 259H218L219 261L216 260ZM224 259H225V260H224ZM8 260H9V261H8ZM26 260H25V261H26ZM53 260H52V261H53ZM59 260H60L62 263H59V262H60ZM170 260H171V259H170ZM174 260H176V258H175ZM183 260H182V261H183ZM187 260H188V261H187ZM189 260H190V261H189ZM259 260L261 261L260 258H259ZM259 260H256V261H258V264H261L262 261L259 263ZM17 261H18V262H17ZM25 261H23L24 264H26ZM32 261H33V262H32ZM52 261H50V262L52 263ZM58 261H59V262H58ZM63 261H65L66 263H64ZM72 261H71V262H72ZM186 261H187V262H186ZM210 261H213V262H210ZM247 261H248V260H247ZM253 261H255V260H253ZM256 261H255V262H256ZM23 262H22V264H23ZM31 262H32V263H31ZM73 262H74V264H75L77 261L75 262V260H74ZM73 262H72V263H73ZM78 262H79V260H78ZM78 262H77L76 264H79ZM160 262H161V261H160ZM163 262H165V260H164ZM163 262H162V263H163ZM166 262H167V264L170 263L169 258H168V261L166 260ZM214 262H216V263H214ZM241 262H242V261H241ZM250 262H251V258H250ZM9 263L11 264V262H9ZM9 263H8V264H9ZM72 263H70V264H72ZM150 263H152V262L150 261ZM150 263H149V264H150ZM162 263H161V264H162ZM171 263H175V261L172 260ZM178 263L180 264L181 262H178ZM185 263L182 262V264H185ZM251 263H252V262H251ZM251 263H249V264H251ZM256 263H257V262H256ZM4 264H5V263H4ZM53 264H55V262H54ZM158 264H160L159 261H158ZM163 264H165V263H163ZM233 264H234V263H233ZM235 264H236V263H235ZM237 264H238V263H237ZM253 264H254V262H253Z\"/></svg>","mask_w":264,"mask_h":264}]
</instances>
